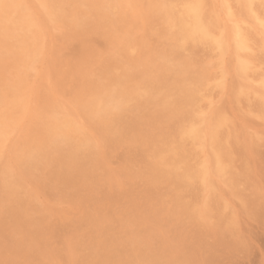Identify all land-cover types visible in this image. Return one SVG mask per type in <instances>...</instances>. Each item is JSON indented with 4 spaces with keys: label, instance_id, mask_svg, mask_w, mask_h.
Segmentation results:
<instances>
[{
    "label": "rangeland",
    "instance_id": "374dc122",
    "mask_svg": "<svg viewBox=\"0 0 264 264\" xmlns=\"http://www.w3.org/2000/svg\"><path fill=\"white\" fill-rule=\"evenodd\" d=\"M2 0H0L1 2ZM31 1H33L35 4H33V2L31 3ZM37 2H35V0H3L0 3V52L2 51L3 53H0V71H1V76L0 79V126H2V128L0 129V139L3 140L1 142H3V144H0V147L2 146L3 149L0 148V253L1 256L0 258V264H71L73 261L74 263L72 264H168L171 263L173 264L174 261L178 262L174 263V264H264V0H262V6L259 3V1L257 0H134L133 4L131 6H133L131 8L130 4L132 3L131 1H126V0H113V4L110 0H36ZM41 1L43 2V4H41ZM59 1V3H58ZM66 1V2H65ZM97 1H101L100 3H98ZM105 1H107V3H111V4H105ZM120 1V3L118 2ZM124 1L126 3H124ZM139 1V2H137ZM151 1V3H150ZM233 1V2H231ZM11 2V3H10ZM14 2V3H13ZM18 2V3H17ZM29 2V3H28ZM77 2V4H76ZM93 2V3H92ZM118 2V3H117ZM123 2V3H122ZM129 2V3H127ZM137 2V3H136ZM157 2V3H155ZM160 2V3H159ZM165 2V3H163ZM171 2V3H169ZM180 2V3H179ZM186 4H185V3ZM189 2V5H188ZM193 2L197 3V6L194 4L195 7L199 11H201L198 15V23L200 26V28H203V31L205 32V35H209L206 37H201V36H197L195 34H187L184 30L178 28L175 24H176V14L179 13L180 11H182V8L186 7V6H193ZM199 2V3H198ZM218 2V3H217ZM231 2V4L229 3ZM244 2L248 3V5ZM253 3V5H250V3ZM256 2V3H255ZM258 2V3H257ZM62 3V4H61ZM73 3V4H72ZM82 3V4H81ZM85 3V4H84ZM117 3V4H115ZM122 3V5H121ZM136 3V4H135ZM141 3V4H140ZM165 4V7H163L162 5L159 4ZM169 3V4H168ZM178 3V4H177ZM185 5H183V4ZM191 3V4H190ZM235 3V4H234ZM3 4V5H2ZM23 4V5H22ZM46 4V5H45ZM57 4V5H56ZM94 4V5H93ZM119 4V5H118ZM173 6H172V5ZM175 4V5H174ZM204 4V6H203ZM206 4V5H205ZM226 4V5H225ZM256 6H255V5ZM7 5V6H6ZM20 5V6H19ZM30 7H29V6ZM89 5V8H88ZM99 5L101 6V9L99 7ZM113 5V6H112ZM127 5V6H126ZM139 7V11H138V7H136L137 11H135L136 13H139V15L137 14L136 17V13H134L135 6ZM151 5V6H150ZM154 5V6H153ZM156 5V6H155ZM158 5V6H157ZM199 5V6H198ZM220 5V8H218V6ZM262 8H259V6ZM5 6V7H4ZM13 6V7H12ZM15 6V7H14ZM37 6V7H34ZM105 6V7H104ZM108 6V7H107ZM126 7V11L124 10V8ZM141 6V7H140ZM143 6V8H142ZM179 6V8H178ZM184 6V7H181ZM193 6V7H194ZM206 7V8H202ZM228 6V7H227ZM235 6V7H233ZM237 6V7H236ZM245 6V7H244ZM250 8H249V7ZM17 7V8H16ZM24 7V9H23ZM63 7V8H61ZM85 7V8H84ZM97 7V8H95ZM113 7V8H112ZM124 7V8H123ZM151 7V8H150ZM227 7V8H226ZM15 9V11L18 13H15V11L13 9ZM20 8V9H19ZM24 11L23 10H26ZM34 8V9H33ZM40 8V9H39ZM53 8V9H52ZM73 8V9H71ZM160 8L162 10H160ZM169 8V10H168ZM176 8V9H175ZM200 8V10H199ZM202 8V9H201ZM235 8V9H234ZM245 8V9H244ZM248 8V9H247ZM253 8V9H252ZM256 8V10H255ZM259 8V9H257ZM12 9V11H11ZM58 9V10H57ZM76 9V10H75ZM92 11L93 13L87 12L86 11ZM106 9V10H105ZM123 9V11H122ZM132 9V12H131ZM144 9V10H143ZM152 9V10H151ZM172 9V10H171ZM175 9V10H174ZM214 9V10H213ZM227 9V10H226ZM253 11H252V10ZM42 10V11H41ZM46 10H48V13H44ZM57 10V11H56ZM62 12H61V11ZM100 10V12H99ZM128 10V11H127ZM142 10L143 14H140ZM156 10V11H155ZM160 10V12L158 11ZM168 10V11H167ZM223 12H222V11ZM229 10V11H228ZM233 10V11H232ZM246 10H248L246 12ZM263 10V12H262ZM40 11V12H39ZM65 11V12H64ZM108 11V12H107ZM118 11V12H117ZM146 11V12H145ZM148 11V12H147ZM165 11V12H164ZM173 11V12H172ZM179 11V12H178ZM203 11V12H202ZM206 11V13H205ZM227 11V12H226ZM237 11V12H236ZM257 11H261L260 15L259 12L257 14ZM43 12V13H42ZM50 12V13H49ZM71 12V13H70ZM105 12V13H103ZM120 15H117L119 14ZM122 12V14H121ZM151 12V14L149 13ZM162 12V13H161ZM164 12V13H163ZM214 12V13H213ZM222 12V13H221ZM234 12V14H233ZM246 12V13H245ZM249 12V13H248ZM4 13V14H3ZM6 13V14H5ZM10 13V14H9ZM21 13V14H20ZM57 13V14H56ZM85 13V14H84ZM88 13V14H87ZM96 13L97 16L96 17ZM134 13V14H133ZM148 13L149 15L145 14ZM155 13H159L158 17L159 20L157 19V14ZM169 13V14H168ZM172 13V14H171ZM174 13V16H173ZM216 13V14H215ZM253 13V15H252ZM32 14V16H31ZM37 14V15H36ZM39 14V15H38ZM43 14L44 17H42L41 15ZM60 14V15H59ZM63 14V15H62ZM92 14V17H91ZM108 14L107 17H105ZM113 14V15H112ZM127 15V18L124 16ZM128 14L131 16H128ZM147 16H145V15ZM155 14V16H154ZM166 14V15H165ZM168 14V15H167ZM203 14V15H202ZM209 14H211L209 16ZM215 14V15H214ZM221 14V16L219 15ZM227 14V15H226ZM239 14V15H238ZM248 14V15H246ZM249 14L250 17H249ZM7 15V16H6ZM11 15V16H10ZM15 15V16H13ZM18 15V16H17ZM26 15L28 17H30L28 19V17H26ZM30 15V16H29ZM50 15V16H49ZM62 15V16H61ZM95 15V16H94ZM111 15V16H110ZM122 15V16H121ZM142 15V16H140ZM153 15V16H152ZM165 17H164V16ZM171 15V16H170ZM214 15V16H213ZM241 15V16H240ZM245 15V16H244ZM259 15V16H258ZM5 16V17H4ZM10 16V18L8 17ZM23 16V17H22ZM37 16V17H36ZM47 16V17H46ZM54 16V17H53ZM143 19H141L140 17ZM202 16L204 18V20L202 19ZM208 16V17H207ZM223 16V17H222ZM230 16V17H229ZM238 16V18L236 19V17ZM243 16V17H242ZM7 17V18H6ZM35 17V19H34ZM42 17V19L40 18ZM77 17V18H75ZM101 17V18H100ZM104 17V18H103ZM117 17V18H116ZM145 17V18H144ZM162 17V18H161ZM173 17V19H172ZM209 18V20L207 18ZM212 17H214V19H212ZM221 17V18H220ZM242 17V18H241ZM262 17V18H261ZM18 18V19H17ZM25 18V19H24ZM49 18V19H47ZM86 18V20H84ZM106 18V19H105ZM136 18V19H135ZM139 18V19H137ZM154 18V19H152ZM166 18V20H164ZM220 18V19H219ZM223 18V19H222ZM247 18V19H246ZM256 18V19H255ZM262 20H261V19ZM15 19V20H14ZM32 19V20H30ZM64 21H63V20ZM90 21H88V20ZM105 19V20H104ZM111 19V20H110ZM114 19V20H113ZM126 19V20H124ZM129 19V21H128ZM147 19V22L146 20ZM152 19V20H149ZM212 19V21H211ZM219 19V20H218ZM236 19V20H235ZM241 19V20H240ZM7 20V21H6ZM38 20H40L41 22H39ZM46 20V21H44ZM61 20V21H60ZM97 20V21H96ZM123 20V21H122ZM145 20V21H144ZM150 22H149V21ZM156 20V21H155ZM164 20V21H163ZM214 20V22H213ZM216 20V21H215ZM254 22H253V21ZM256 20V22H255ZM21 21V22H20ZM27 21V22H26ZM34 21V23H33ZM95 21V22H94ZM113 23H112V22ZM115 21V22H114ZM118 23H117V22ZM143 21V24L139 23ZM162 21V23H160ZM174 21V22H172ZM204 21H208V25L207 22ZM210 21L212 23H210ZM218 21V22H217ZM227 21V22H226ZM231 21V22H230ZM234 24H233V22ZM245 21V23H244ZM263 21V22H262ZM9 22V23H8ZM19 22V23H18ZM40 24H39V23ZM45 22V23H43ZM58 24H57V23ZM61 22V23H60ZM69 22V23H68ZM72 22V23H71ZM120 22H124L123 24ZM146 22V23H144ZM153 22V24L151 25V23ZM156 22V23H155ZM166 22V23H165ZM170 25H169V23ZM216 22V23H215ZM253 22V23H252ZM11 23V24H10ZM15 27H17L15 29V27H13L14 25ZM33 23V24H32ZM48 23V25H47ZM55 23V24H53ZM65 23V24H63ZM75 23V26H74ZM91 23H94L93 26ZM127 23V25H125ZM135 23V24H134ZM172 23V24H171ZM206 25H205V24ZM215 25H214V24ZM231 23V24H230ZM239 23V24H238ZM251 25H250V24ZM256 23V24H255ZM257 23H259V27L257 25ZM9 24V25H8ZM17 24V25H16ZM34 24H36L35 26L38 28H36L34 26ZM69 24V25H68ZM72 26H71V25ZM150 24V25H149ZM156 24V25H155ZM159 24V25H157ZM173 24L175 25V28L173 27ZM226 24V25H225ZM242 24V25H240ZM255 24V26H254ZM23 25V26H22ZM44 25V26H43ZM50 25V26H49ZM56 25V26H55ZM58 25V26H57ZM91 25V26H90ZM99 25V26H98ZM108 25V26H107ZM125 25V26H124ZM138 25V26H137ZM154 25V26H153ZM210 25V26H209ZM214 25V26H213ZM221 25V26H220ZM230 25V26H229ZM234 27H233V26ZM239 25V26H238ZM84 26V27H82ZM88 26V27H86ZM122 26V27H121ZM136 26V27H135ZM143 26V27H141ZM145 26V27H144ZM149 26V29H148ZM153 26V29H152ZM160 26V27H159ZM165 26V27H164ZM167 26V27H166ZM207 26V27H206ZM209 26V27H208ZM254 26V27H251ZM261 26V27H260ZM6 27V28H4ZM9 27V28H8ZM48 27V28H47ZM50 27H53V29H51ZM65 29H64V28ZM124 27H126L124 29ZM135 27V28H134ZM138 27V28H137ZM142 30H141V28ZM156 29H155V28ZM158 27V29H157ZM163 27V30H162ZM212 27V28H211ZM216 27L217 30H216ZM222 27V28H221ZM229 27V29L227 28ZM242 27V28H241ZM245 27V28H244ZM258 27V28H257ZM14 28V29H13ZM27 28V29H26ZM43 28V29H41ZM47 28V29H46ZM62 28V29H61ZM90 28H92L90 30ZM116 28V29H115ZM119 28V29H118ZM128 28V29H127ZM170 28V29H169ZM235 28H237L236 30H234ZM248 28V29H247ZM251 28V29H250ZM257 28V29H254ZM261 28V29H260ZM6 29H10V30H6ZM45 30H47L46 34H45ZM69 29V30H68ZM73 29V30H72ZM131 29V30H130ZM132 29H138V31L132 30ZM152 29V30H150ZM160 29L162 31H160ZM169 29V30H167ZM172 29V31H170ZM180 29V30H179ZM209 31H207V30ZM220 29V30H219ZM229 31H226V30ZM246 29V30H244ZM40 31L38 33V31ZM68 30V31H67ZM85 30V31H84ZM97 30V31H96ZM145 30V31H144ZM167 31L166 33H168L169 35L167 36V34L165 33V31ZM177 30V31H176ZM231 30V31H230ZM233 30V31H232ZM244 30V31H242ZM258 30V31H257ZM22 31V32H21ZM30 31V32H29ZM32 31V33H31ZM60 33H59V32ZM88 31V32H87ZM96 31V32H95ZM108 31H112V32H108ZM156 31V32H154ZM179 31V32H178ZM181 31V32H180ZM211 31V32H210ZM213 31V32H212ZM215 31V32H214ZM219 31V32H218ZM253 31V33H252ZM7 32V33H6ZM8 32L10 33V35L8 34ZM49 32V35H48ZM70 32V34L68 33ZM127 32V33H125ZM129 32V33H128ZM151 32H153L151 34ZM158 32V33H157ZM160 32V33H159ZM177 32V34H176ZM208 32V34H207ZM229 32V35H228ZM232 32L233 36L230 41L229 37H231L230 33ZM234 32V33H233ZM246 32V33H244ZM261 35H258V33ZM16 33V34H15ZM24 33V34H23ZM26 33V34H25ZM44 33V35H43ZM80 33V34H79ZM82 33V35H81ZM105 33V34H104ZM111 33V34H110ZM141 35H137L140 34ZM144 33V34H143ZM147 33V34H146ZM157 33V34H156ZM164 33V34H163ZM173 33V34H172ZM184 35H183V34ZM227 33V34H226ZM239 33V34H238ZM242 33V34H241ZM54 34V35H52ZM64 34V35H62ZM130 39H128L130 36ZM155 34V35H153ZM162 34V35H160ZM181 38H180V36ZM222 39H220L219 37ZM234 34H236V38H234ZM245 34V35H244ZM249 34H252L253 37ZM13 35V36H12ZM21 35V36H20ZM31 35V36H30ZM35 35V36H34ZM37 35H39L40 37H38ZM80 35V36H79ZM106 35V36H105ZM138 36V39H140L142 36L143 40H138L140 41V43L137 41L136 36ZM146 35V36H145ZM171 35V36H170ZM194 35V36H192ZM214 35V36H213ZM244 35V36H243ZM246 35H248V38H246ZM1 36L6 37L4 38V40H1L3 38H1ZM12 38H11V37ZM19 36V37H17ZM24 36V37H23ZM34 36V37H33ZM47 38V40H44L43 38ZM61 36V37H60ZM78 36V37H77ZM96 36V37H95ZM104 38H103V37ZM139 36H141L139 38ZM147 37L148 39H146L145 37ZM154 36V37H153ZM156 36V37H155ZM159 36V38H158ZM167 36V37H166ZM173 36V37H172ZM189 36V37H188ZM240 36V37H239ZM261 36V38H260ZM8 37V38H7ZM16 37V38H14ZM50 37V38H49ZM100 37V38H99ZM117 37V38H116ZM128 37V38H127ZM162 37L164 39H162ZM178 37V38H176ZM186 37V38H185ZM188 37V38H187ZM192 37V39H191ZM197 37V39H196ZM210 37V38H209ZM218 39H216V38ZM256 37V39H255ZM34 38V39H33ZM40 38V40L38 39ZM54 38V39H53ZM76 38V40H75ZM141 38V39H142ZM166 38V40H165ZM242 38L245 39L244 42L242 41ZM260 38V39H258ZM50 39V40H49ZM63 39V40H62ZM86 39V40H85ZM124 39V40H123ZM136 39V40H135ZM146 39V40H145ZM150 39V40H149ZM158 39V40H157ZM168 39V40H167ZM185 39V40H183ZM189 39V40H186ZM194 39V42H193ZM199 39H202L201 41H199ZM215 39V40H213ZM220 39V40H219ZM237 39V40H236ZM258 39V40H257ZM81 40V41H80ZM130 40V41H128ZM133 40V41H132ZM145 40V42H144ZM179 40V42L177 43V41ZM192 40V41H191ZM210 40V41H209ZM217 40V41H216ZM230 42H229V41ZM233 40V41H232ZM253 40V42H252ZM261 40V42L259 41ZM4 41V42H3ZM27 41V42H26ZM78 41V42H77ZM83 41V43H82ZM89 41V42H88ZM122 41V42H121ZM125 41V43H124ZM133 44H131L132 42ZM148 41V42H147ZM167 43H166V42ZM184 41V42H182ZM187 41V42H186ZM216 41V42H215ZM241 41V42H240ZM250 41V42H249ZM257 41V42H254ZM3 42V45H1ZM12 42V43H11ZM40 42V43H39ZM44 42L46 44H44ZM49 42V43H48ZM61 42V43H60ZM68 42V43H67ZM92 42V43H90ZM108 42V43H107ZM129 42V43H128ZM142 42H144L142 44ZM151 42V43H150ZM170 42V43H169ZM175 45V47L172 46ZM205 42L204 48H203V44ZM209 44H208V43ZM245 46L243 49H240L239 45L242 44ZM9 43V44H7ZM14 43V44H13ZM56 43V44H55ZM123 45V46H121ZM147 43V44H146ZM150 43V44H148ZM156 43V44H155ZM177 43V44H176ZM184 43V44H183ZM187 43V44H186ZM199 43H203V44H199ZM214 43V44H213ZM234 43V44H233ZM237 43V44H235ZM238 43H240L238 45ZM251 43V45H250ZM258 43V44H257ZM36 44V45H35ZM41 44V46H39ZM57 44L59 46H57ZM69 44V45H68ZM71 44V45H70ZM96 44V45H95ZM119 44V45H118ZM139 44V45H136ZM142 44V45H141ZM144 44H146L144 47ZM181 44V45H180ZM208 44V45H206ZM211 44V45H210ZM218 44H222V45H218ZM230 44V45H229ZM233 44L232 48L231 45ZM249 44V45H248ZM254 44V45H253ZM47 45V46H45ZM53 45V46H52ZM95 45V47H94ZM108 45V47H107ZM130 47H128V46ZM133 45V47H132ZM158 45V46H156ZM180 45V46H179ZM186 45V46H185ZM195 45V46H194ZM216 47H215V46ZM236 47H235V46ZM34 46V47H33ZM44 46V47H42ZM72 46V47H70ZM141 46V49L140 47ZM166 46V48L164 47ZM201 46V47H200ZM208 46V47H207ZM211 46V47H210ZM213 46V47H212ZM260 46V47H258ZM262 46V47H261ZM23 47V48H22ZM37 47V48H36ZM48 47V48H47ZM50 47H54V48H50ZM65 47V48H64ZM70 47V48H68ZM87 47V48H86ZM137 47V48H136ZM149 47V49H148ZM162 47V49H160ZM169 47V48H168ZM183 47V48H182ZM190 47V48H189ZM195 47V50L194 48ZM218 47V48H217ZM221 47V48H220ZM222 47H224L222 49ZM252 47V48H250ZM31 48V49H30ZM96 48V49H95ZM97 48H99V50H97ZM129 48V50H128ZM140 50H139V49ZM175 48V49H174ZM178 48V49H176ZM180 48V49H179ZM197 48V49H196ZM213 50H212V49ZM233 50L232 52L235 53L234 55H232L231 53V49ZM235 48V49H234ZM13 49V50H12ZM29 50V51H24V50ZM41 49H43L41 51ZM48 49H53V53L52 50H48ZM56 49V50H55ZM85 49V50H84ZM110 49V50H108ZM124 49V50H123ZM157 49V51H156ZM160 49V50H158ZM165 49L166 52L168 50L167 53H165ZM210 49V50H209ZM229 51H228V50ZM250 49V50H249ZM259 49V50H258ZM34 50V52H32ZM36 50V51H35ZM67 50V51H66ZM82 50V51H81ZM90 50V53H89ZM94 50V51H93ZM100 50H102V52H100ZM107 50V52H106ZM112 50V51H111ZM123 50V51H122ZM162 50V51H161ZM171 50V51H170ZM174 52H173V51ZM177 50V51H176ZM180 50V51H179ZM193 50V51H192ZM207 50V51H206ZM219 50V51H218ZM235 50V52H234ZM241 50V51H240ZM247 50V52H246ZM257 50V52H256ZM40 51V54L39 52ZM47 51V53H46ZM84 51V52H83ZM127 51V52H125ZM134 51H136L135 53H133ZM145 51V52H144ZM150 51V52H149ZM154 51V52H152ZM163 52L160 53L159 52ZM171 53H170V52ZM214 51V53H213ZM221 51V53H220ZM241 53H240V52ZM244 51V52H242ZM252 51V52H251ZM19 52V53H18ZM49 52V54H48ZM82 54H81V53ZM106 52V54H105ZM113 52V53H112ZM116 52V53H115ZM124 52V53H123ZM138 52V53H137ZM143 52V53H140ZM147 52L149 54H147ZM152 52V53H151ZM178 57L175 58V56L173 55V53ZM177 52V53H176ZM182 52V53H181ZM185 52V55H183V53ZM192 52V53H190ZM194 52V53H193ZM202 52V53H201ZM218 52V53H217ZM226 56H225V54ZM239 52V53H238ZM256 52V53H255ZM259 52V53H258ZM13 53V54H10ZM17 53V55H16ZM29 53V54H28ZM34 53V54H33ZM95 53V54H94ZM111 53V54H110ZM156 53V54H155ZM171 55V59L168 58ZM187 53V55H186ZM204 53V54H203ZM209 53V55H208ZM213 53V54H212ZM223 53V57L221 56V54ZM244 53V54H243ZM251 53V54H249ZM6 54L12 56L9 57ZM19 54V55H18ZM29 56H28V55ZM38 54V55H37ZM51 54V57H50ZM80 54V55H79ZM103 54V55H102ZM126 56H125V55ZM129 54V55H127ZM140 54V57H139ZM146 54V55H145ZM163 56H162V55ZM167 54V55H166ZM181 54V55H180ZM195 54V55H194ZM215 54V55H214ZM239 54V55H238ZM260 54V55H259ZM21 55V56H20ZM40 55V56H39ZM47 55V56H46ZM82 55V56H81ZM95 55V56H93ZM120 55V56H119ZM136 55V56H135ZM151 55V56H149ZM164 59V61L160 58ZM183 55V56H182ZM228 55V56H227ZM256 55V56H255ZM263 55V58H262ZM28 56V57H27ZM38 56V58H37ZM46 56V57H45ZM55 56V57H54ZM71 58H65L67 57ZM93 56V57H92ZM138 56V57H137ZM167 59H165V57ZM189 56V58H188ZM193 56V57H192ZM207 56V58H206ZM211 56V57H210ZM219 56V57H218ZM238 56L240 58H238ZM248 56V57H247ZM49 57V58H47ZM93 58L91 60V58ZM99 57V58H98ZM113 57V58H112ZM124 57V58H123ZM128 57V58H127ZM143 57V58H142ZM146 57V59H145ZM152 57V58H151ZM174 57V60H172ZM180 61V58H183ZM205 57V58H204ZM210 57V58H209ZM220 59L218 60L217 59ZM222 57V58H220ZM247 59H244V58ZM252 57V58H251ZM259 57V58H258ZM7 60H5V59ZM24 58V62L23 61ZM62 58V60L60 59ZM83 58V59H82ZM106 58V59H105ZM108 58V59H107ZM112 58V60L110 59ZM129 60V64L126 59ZM134 60H132V59ZM156 58H158V60H156ZM209 58V59H208ZM213 58V59H211ZM243 58V59H241ZM250 58V59H249ZM254 58V59H253ZM37 59V62L35 61ZM39 59V60H38ZM50 60V62L53 64L51 65L48 64L49 61L46 60ZM67 59V60H66ZM85 59V60H84ZM88 59V61H87ZM103 59V60H102ZM139 59L140 63H138ZM143 59V61H141ZM155 59V60H154ZM187 59V60H186ZM209 61H208V60ZM227 59V60H226ZM234 59L235 63H234ZM249 59V60H248ZM5 60V61H3ZM26 60V61H25ZM73 62H72V61ZM81 60V62H80ZM115 60V62H114ZM136 60V61H135ZM150 60V61H149ZM153 60V62H152ZM179 60V61H177ZM217 61L216 63L213 61ZM226 60V61H225ZM247 63H245L244 62ZM254 62H253V61ZM259 60V61H258ZM262 60V61H261ZM3 61V62H2ZM27 61H29L28 63H26ZM35 61V62H34ZM57 61V62H56ZM87 61V62H86ZM90 61V62H89ZM146 61V62H145ZM149 63H148V62ZM163 61V62H161ZM185 63V65H183V62ZM194 63H191V62ZM196 61V62H195ZM213 61V62H212ZM223 66H221V63ZM252 63H251V62ZM256 61V62H255ZM34 63L38 69L36 68V66H33ZM95 62V63H93ZM117 62V65H116ZM127 62V63H126ZM133 62V63H132ZM138 63L141 67L140 69L138 68ZM151 62L153 64H151ZM166 64H165V63ZM172 62L173 65L176 67V70L178 68L177 71L173 70L175 68H172L173 66L170 65L169 63ZM182 62V63H180ZM233 62V63H232ZM243 62V63H242ZM260 64H259V63ZM5 63V65H3ZM32 65H31V64ZM47 63V64H46ZM56 63V64H55ZM86 63V64H85ZM111 63V64H110ZM121 63V64H120ZM171 63V64H172ZM176 63V64H175ZM180 63V64H179ZM201 63V64H200ZM205 63V64H204ZM209 63V66H208ZM215 65H214V64ZM224 63V64H223ZM238 65H237V64ZM12 64L15 66H12ZM55 64V66H54ZM98 64V65H97ZM114 64V65H113ZM123 64L126 66H123ZM133 64H135L133 66ZM146 64V65H145ZM168 64V65H167ZM182 64V65H181ZM196 64V65H195ZM206 65L205 66H203ZM213 64V65H212ZM217 64V65H216ZM234 64V65H233ZM258 66H255V65ZM262 64V65H261ZM22 65V66H21ZM47 65L49 66L48 69ZM58 65V66H57ZM61 65V66H60ZM87 65V66H86ZM103 67H102V66ZM128 65V66H127ZM145 65V66H144ZM164 65V66H162ZM167 65V66H166ZM200 65L202 67V69H200ZM232 65V66H231ZM236 65V67H235ZM250 65H252L251 67H249ZM26 66V67H25ZM30 68H29V67ZM32 66V67H31ZM54 66V67H53ZM108 66V67H107ZM111 66V67H110ZM131 66V67H130ZM148 66V67H147ZM151 66V68H150ZM185 66V67H184ZM198 66V67H196ZM214 66V67H213ZM234 66V67H233ZM242 66V68H241ZM247 66V67H246ZM21 67V68H20ZM26 69H23V68ZM45 67V68H44ZM76 67V68H75ZM93 67V68H92ZM100 67V68H99ZM122 67V69L120 68ZM159 69V72H157ZM191 67V68H190ZM222 67V68H221ZM240 67V68H237ZM249 67V68H248ZM262 67V68H261ZM34 70H33V69ZM43 68V69H42ZM55 68V69H54ZM63 68V69H62ZM75 68V69H74ZM87 68V69H86ZM114 68V69H113ZM129 68V69H128ZM130 68H134L133 70ZM142 68V69H141ZM144 68V69H143ZM161 68V69H160ZM169 68V69H166ZM209 68V69H208ZM219 68V69H218ZM231 68V69H230ZM237 68V69H236ZM251 68V70H249ZM256 70H254V69ZM23 69V70H21ZM29 69V70H27ZM46 69V70H45ZM102 69V70H101ZM126 70V72L124 70ZM135 69H137L136 71L138 73H135L136 71H134ZM172 69V70H171ZM183 69V70H182ZM200 69V70H199ZM212 69V70H211ZM218 69V71H217ZM222 69V71H221ZM245 69V70H244ZM259 69V70H258ZM263 69V70H262ZM52 71L53 73L55 72V74L53 75L52 72H48ZM56 70V71H55ZM93 70V71H92ZM97 70V71H96ZM115 72H114V71ZM119 70V71H118ZM150 72H149V71ZM155 70V71H154ZM191 71L190 72L188 71ZM202 70V71H201ZM208 70V72H207ZM215 70V71H214ZM242 70L244 72H242ZM254 70V71H253ZM257 70L259 72H257ZM22 71V72H21ZM29 71H32L31 73ZM35 71V72H34ZM59 71V73H58ZM71 71V72H70ZM91 71V72H89ZM108 71V72H107ZM174 71V73H172ZM182 71V72H181ZM187 71V72H186ZM195 71H197L195 73ZM231 71V72H230ZM241 71V73H240ZM248 71V72H247ZM251 71V72H250ZM46 75H41V74H45ZM69 72V73H68ZM75 72V73H74ZM88 72V73H87ZM106 72V75H105ZM118 72V73H117ZM146 72V74H145ZM153 72V73H152ZM162 72V73H161ZM169 72H171L170 74H168ZM212 72V73H210ZM222 72L221 76L220 73ZM248 74H247V73ZM12 73H14V75H12ZM25 73V74H24ZM27 73V74H26ZM35 73V74H34ZM41 73V74H40ZM77 73V74H76ZM95 73V74H94ZM103 73V74H101ZM111 73V74H110ZM114 73V75H113ZM116 73V74H115ZM125 73L127 75H125ZM135 73V74H134ZM145 75V76H143ZM150 73V74H149ZM156 75H155V74ZM180 73V75H179ZM190 75V78H187V74ZM198 75H194L197 74ZM204 73H206L205 75L207 76L208 74V80L206 78V76L204 75ZM216 73H218V75H216ZM235 73V74H234ZM255 73V74H254ZM260 73V74H259ZM263 73V74H262ZM17 76H16V75ZM21 74V75H20ZM30 74V75H29ZM48 74L50 76H48ZM58 74V75H56ZM66 74V75H65ZM69 74V75H68ZM87 74V75H86ZM118 74L120 76H118ZM124 74V75H123ZM154 74V75H153ZM183 74L186 76L182 77ZM213 75V77H210V75ZM240 74L241 78H240ZM251 74V75H250ZM35 75V76H34ZM41 75V76H40ZM65 75V76H64ZM95 75V76H94ZM113 75V76H111ZM136 75V76H135ZM139 75H142L139 76ZM147 75V76H146ZM163 75V76H162ZM165 75V77H164ZM171 75V76H170ZM202 75V76H201ZM211 75V76H212ZM236 75V76H235ZM254 75V76H252ZM257 75V76H256ZM30 76V77H28ZM48 76V77H47ZM56 76V77H55ZM72 79H71V77ZM78 76V77H77ZM105 76V77H104ZM115 76V77H114ZM133 76L135 78H133ZM158 76V77H157ZM170 76V77H169ZM174 76V78H172ZM200 76V78H199ZM205 76V77H204ZM224 78H223V77ZM243 76V77H242ZM247 76L249 78H247ZM253 78H252V77ZM6 77V78H5ZM14 77V78H12ZM19 77V78H17ZM32 77V78H31ZM34 77V79H33ZM47 77V79L45 80V78ZM83 77V78H82ZM100 77V78H99ZM122 77V78H121ZM125 77V78H124ZM132 77V79L130 78ZM138 77V78H137ZM146 77V78H145ZM149 77V78H148ZM152 79H151V78ZM198 77V79H197ZM216 77V78H215ZM235 77V79H234ZM239 79H237V78ZM246 77V78H245ZM255 77V79H254ZM259 77V78H256ZM7 78L9 80H7ZM23 78V79H22ZM27 78V81H26ZM30 78V80H29ZM43 78V79H41ZM53 78V79H52ZM62 78L64 81H66V83L64 81H62ZM67 80H66V79ZM69 78V79H68ZM99 78V79H98ZM103 78H110V82H108V79H103ZM123 80V82L127 81L126 83H129L131 80L134 82H130L128 85L125 83H123L122 81H120V79ZM124 78V79H123ZM144 78V79H143ZM154 78V79H153ZM157 78V79H155ZM160 78V79H159ZM169 78V79H168ZM195 78V79H194ZM245 78V79H244ZM11 79V80H10ZM14 79V80H13ZM16 79V82H14ZM20 79V80H19ZM49 79L51 80V82L49 81ZM117 79V80H116ZM135 79V80H134ZM138 79V80H137ZM140 79V80H139ZM174 82H173V80ZM189 79V80H188ZM191 79V80H190ZM193 79V80H192ZM203 79V80H201ZM212 81H211V80ZM214 79V80H213ZM241 79V80H240ZM244 79V80H243ZM248 79V80H246ZM253 79V80H252ZM259 79V80H258ZM21 80L22 84H21ZM41 83H39L38 81ZM84 80V81H83ZM91 80V81H90ZM116 81V82H112V81ZM125 80V81H124ZM166 80V81H165ZM197 82H196V81ZM199 80V81H198ZM206 80V81H205ZM224 80V82H223ZM258 80V81H257ZM263 80V81H262ZM30 81H32L31 84ZM58 81L60 84H58ZM120 81V82H119ZM140 81L141 84H139ZM145 81V82H144ZM149 81V82H148ZM181 81V82H180ZM189 81V82H188ZM191 81V82H190ZM194 81V82H193ZM209 81V82H208ZM213 82L211 85L210 83ZM214 81H215V85H214ZM218 81V82H216ZM231 81V83H230ZM233 81H240L239 83L236 82L234 83ZM248 81V82H247ZM256 81V82H255ZM262 81V82H261ZM2 82V83H1ZM14 82V84H13ZM23 82H25L23 84ZM37 82V83H36ZM50 82V83H48ZM69 82V83H68ZM74 82V83H73ZM78 82V83H77ZM102 84H101V83ZM119 82V84H118ZM137 82V85L136 83ZM151 82V84H150ZM180 82V83H177ZM185 82V83H184ZM206 82H208V84H206ZM223 82V83H221ZM228 82V83H226ZM46 83V84H45ZM48 83V86H47ZM72 83V84H71ZM96 83V84H95ZM112 83V85H111ZM115 83V84H113ZM123 83V84H122ZM144 83H146L148 86H146ZM179 85V87L176 85ZM188 83V84H187ZM192 83H194L192 85ZM197 83V84H196ZM200 83V84H199ZM262 83V84H260ZM36 84V85H35ZM39 84V85H38ZM50 84V86H49ZM57 84V85H56ZM90 84L89 86H86ZM107 84H110V86H108ZM121 84V85H120ZM145 85L141 86V85ZM156 86L155 89L154 85ZM183 84V85H182ZM186 84V85H185ZM191 84V85H189ZM210 84V85H209ZM217 84V85H216ZM223 84V86H222ZM233 84V85H232ZM235 84V85H234ZM237 84V85H236ZM240 84V86L238 85ZM253 84H257V85H253ZM6 85V86H5ZM23 85V86H22ZM46 85V87H44ZM53 85L55 86V88L53 87ZM61 85V86H59ZM105 85V86H104ZM115 85V86H114ZM118 85V86H117ZM152 85V86H151ZM163 85V86H162ZM166 85V86H165ZM173 85V86H172ZM205 85V86H203ZM209 85V86H208ZM221 85V86H219ZM227 85V86H226ZM243 85V87L241 88V86ZM19 86V88H17ZM29 86V87H28ZM36 86V87H35ZM41 86V87H40ZM59 86V87H58ZM64 86V87H63ZM73 86V87H72ZM91 86V87H90ZM99 86V87H98ZM107 86V87H106ZM114 86V87H113ZM124 86V87H122ZM129 86V87H128ZM136 86V87H135ZM141 86V87H140ZM181 86H183L181 88ZM189 86V87H186ZM201 86V87H198ZM219 86V87H218ZM235 86V87H234ZM238 86V91L234 89H237ZM257 86V87H255ZM9 87V88H8ZM12 87V89H10ZM16 87V88H15ZM25 87V88H23ZM29 89H27V88ZM39 89H38V88ZM48 87H51L50 89ZM61 87V89H60ZM76 87V90H74ZM81 89H80V88ZM93 87V88H92ZM106 87V88H105ZM111 87V88H110ZM120 87V88H119ZM126 87V88H125ZM134 87V88H133ZM139 87V88H138ZM153 87V88H152ZM171 87V88H169ZM175 87V88H174ZM192 87V88H191ZM204 89H201L203 88ZM217 91H216V89ZM225 87V89H224ZM233 87V88H232ZM247 87V88H244ZM7 88V89H6ZM14 88V89H13ZM44 88H47L46 90ZM58 88V89H56ZM64 88V89H63ZM66 88V89H65ZM98 88H100L98 90ZM110 88V89H108ZM115 88V89H114ZM119 88V89H118ZM129 90H128V89ZM131 88H133V91L131 90ZM150 89L149 91H147L148 89ZM169 88V89H168ZM197 90H201L200 92ZM221 88V89H220ZM223 88V89H222ZM231 88V90H230ZM5 89V90H2ZM9 89L12 91L10 92ZM19 89V90H18ZM22 91H21V90ZM42 89V90H41ZM49 89V90H48ZM58 91H56V90ZM67 89H69L67 91ZM93 89V90H92ZM107 89V90H106ZM112 89V90H111ZM141 91V93L138 91ZM145 92H143L142 91ZM153 89V90H152ZM166 89V90H164ZM184 89V91L182 90ZM210 89V90H209ZM215 92H213L214 90ZM230 92H229V90ZM246 89V90H245ZM250 89V90H249ZM28 90V91H27ZM34 90V91H33ZM36 90V91H35ZM45 92H44V91ZM79 90V91H78ZM96 91V93L94 92V94L92 93ZM104 90V91H103ZM106 90V91H105ZM111 90L110 93H108L107 91ZM222 90V92H221ZM2 91V92H1ZM58 93L57 96L56 93ZM101 91V93H100ZM105 93H103V92ZM118 91V92H115ZM129 91V92H128ZM134 94L136 97H134ZM137 91V92H136ZM162 91V92H161ZM187 91V92H186ZM189 91V92H188ZM193 91V92H192ZM206 91V93H205ZM251 91V92H248ZM260 91V93H258ZM19 92V94H18ZM25 92V93H24ZM41 92V93H40ZM49 92H54L53 95ZM61 92L63 94H61ZM89 92V94H88ZM107 92V93H106ZM124 92V93H123ZM127 96L126 95V93ZM135 92V93H133ZM151 92V94H150ZM161 92V93H160ZM169 92V94L167 93ZM172 92V93H171ZM199 92V93H198ZM202 92V93H201ZM204 92V93H203ZM219 92V93H217ZM225 92V94H224ZM229 92V94L227 95V93ZM232 92V93H231ZM234 92V93H233ZM243 92V93H242ZM3 93V94H2ZM12 93V94H11ZM38 93V95H37ZM60 93V94H59ZM83 96V99L81 97V95ZM85 93V94H84ZM92 93V94H91ZM115 93V94H114ZM119 93L120 97H119ZM123 93V96H122ZM137 93V94H136ZM140 93V94H139ZM161 95H160V94ZM166 93V94H165ZM201 93V94H200ZM24 94V95H23ZM35 96H34V95ZM55 94V95H54ZM87 94V95H86ZM91 94V95H90ZM105 94V96H104ZM110 94V95H108ZM131 94V95H130ZM144 94V95H142ZM146 94H147V98H146ZM156 94V95H155ZM159 94V96H158ZM221 94L223 95L221 97ZM232 94L234 95V97L232 96ZM251 97H249L250 95ZM16 97H14V96ZM20 95V96H17ZM37 95V96H36ZM41 95V96H40ZM62 95V96H61ZM69 95V96H67ZM97 95V96H96ZM110 96V98L107 97ZM116 95V96H115ZM185 95V96H184ZM227 95V96H226ZM231 95V96H230ZM263 98H261L262 96ZM39 96V98H38ZM54 96V98L52 97ZM64 96V97H63ZM92 96V97H91ZM138 96V97H137ZM143 98H142V97ZM147 100H145V98ZM216 96V97H215ZM219 96L221 99H219ZM228 96H230L228 98ZM236 96V97H235ZM243 96V97H242ZM7 97V98H6ZM22 97L27 98L26 100ZM52 97V98H50ZM55 97H58L57 100ZM74 97V98H72ZM78 97V98H77ZM104 98L101 99V98ZM127 97V98H126ZM156 100H152L155 99ZM159 97V98H158ZM170 97V98H169ZM179 97V98H178ZM200 97V98H199ZM209 97V98H208ZM238 97H240L238 99ZM242 97V99H241ZM245 97V98H244ZM10 99L7 101V99ZM12 98V99H11ZM31 98V99H30ZM33 98V100H32ZM36 98V99H35ZM45 98V99H42ZM72 99V100H69ZM86 98V99H85ZM118 98V99H117ZM132 98V99H130ZM134 98H137L133 100ZM139 98L141 99V101L139 100ZM152 98V99H151ZM162 98L164 100H162ZM203 98V99H202ZM259 98V99H258ZM5 99V100H4ZM16 99V100H15ZM22 99V100H20ZM24 99V100H23ZM38 99V100H37ZM50 99V100H49ZM63 99V100H62ZM68 101H67V100ZM76 102V104H74V100ZM88 99V100H87ZM98 99V100H97ZM112 99L114 101H112ZM117 99V100H116ZM169 101V102H167ZM207 99V100H206ZM210 101H209V100ZM218 99L220 101H218ZM232 101H230V100ZM250 99V100H249ZM257 99V100H255ZM2 100V101H1ZM13 100V101H12ZM37 100V101H35ZM40 100V101H39ZM44 100V101H43ZM60 100H62L60 102ZM66 102H65V101ZM84 100V101H83ZM162 100V101H161ZM201 100V101H200ZM214 102H213V101ZM240 102V103H238ZM244 100V101H243ZM246 100V101H245ZM255 100V101H254ZM263 102H261V101ZM10 101V103H9ZM15 101L16 104H15ZM46 101V102H45ZM48 101V102H47ZM52 101V102H50ZM73 101V102H72ZM92 101V102H91ZM100 101V102H99ZM104 101V102H103ZM117 101V102H116ZM119 101V102H118ZM150 101V102H149ZM154 101V102H153ZM191 101V102H190ZM195 101V102H194ZM206 101V102H205ZM208 101V102H207ZM224 101V102H222ZM230 101V103H229ZM22 102V103H21ZM26 102V103H25ZM38 104H36V103ZM43 102V103H42ZM55 104H54V103ZM65 102V103H64ZM80 102V103H79ZM85 102V103H83ZM98 105L95 106L97 103ZM103 102V103H101ZM108 102V103H107ZM127 102V103H126ZM133 102V103H132ZM143 102V103H142ZM146 102V103H145ZM157 102V103H156ZM217 102V103H216ZM219 102V104H218ZM236 104H235V103ZM246 102V103H245ZM5 103V104H4ZM25 103V105H23ZM47 103V104H46ZM63 103V104H62ZM71 105H70V104ZM83 103V104H82ZM145 103V104H144ZM148 103V104H147ZM150 103V105H149ZM156 103L158 105V107H154V104ZM159 103V104H158ZM166 103V104H165ZM181 103V104H180ZM194 103V104H193ZM202 103V104H201ZM214 103V106L213 104ZM223 103V104H222ZM226 103V105H225ZM232 108H231V104ZM31 104V105H30ZM36 104V105H35ZM46 104V105H44ZM50 106H49V105ZM68 104L70 106H68ZM77 106H74V105ZM92 104V106H91ZM102 104V105H101ZM147 104V105H146ZM163 104V105H162ZM216 104V106H215ZM224 105V107L226 106V108H223L222 105ZM242 104V105H240ZM8 105H10V107H8ZM15 105V107H17V109L13 106ZM19 105V106H18ZM52 105V106H51ZM66 105V106H65ZM85 105H88L85 106ZM123 105V106H122ZM130 105V106H129ZM133 105V106H132ZM140 105V106H138ZM154 108L152 109V107L150 108L149 106H151ZM156 105V106H157ZM162 105V106H160ZM166 105V106H165ZM196 105V106H195ZM220 105V107H219ZM12 106V108H11ZM25 106V107H24ZM37 106V107H36ZM45 107L43 109V107ZM51 108H49V107ZM65 106V107H64ZM68 106V107H67ZM74 106V107H72ZM94 106V107H93ZM127 109H124L126 108ZM138 106V107H137ZM159 106H160V110H159ZM173 106V107H172ZM176 106V107H175ZM194 106L196 108H194ZM200 106V107H199ZM225 109L222 110L221 109ZM241 106H243L244 108H242ZM23 107V109L21 108ZM66 107L70 110H67ZM72 107V111L74 113H71V108ZM79 107L80 110H78ZM84 107V109H86L84 111V109H82ZM113 109H112V108ZM142 107V109H141ZM162 107V108H161ZM206 107V108H205ZM213 107V108H212ZM219 107V108H218ZM228 107V109H227ZM236 109H235V108ZM11 110L9 112V110ZM38 108V109H37ZM47 108V109H46ZM76 108V109H75ZM93 108H95L96 111L93 110ZM130 108H133L130 109ZM165 108V109H164ZM169 110H167V109ZM185 108V109H184ZM210 108V109H209ZM238 108V110H237ZM242 108V110L240 109ZM15 109V110H14ZM20 109V112H19ZM33 109V110H32ZM37 109L38 111L34 110ZM39 109H41L40 115H39ZM57 109V110H56ZM59 109V110H58ZM66 109V110H65ZM91 109V110H90ZM105 109V110H104ZM146 109V110H145ZM209 109V111H208ZM212 109V111H211ZM216 109V110H215ZM219 113H218V111ZM247 109V110H246ZM25 110V111H23ZM66 111L68 114L70 113V116L67 115ZM110 110V111H108ZM114 110V111H113ZM132 110V111H131ZM141 112H139V111ZM157 110V112H155ZM166 110V111H165ZM201 110V111H200ZM235 110V111H234ZM244 110V111H243ZM5 111V112H4ZM9 112L8 114H6V112ZM18 111V112H16ZM22 111V112H21ZM29 111V113H28ZM34 111H36L34 113ZM52 112L51 115L48 112ZM54 111V112H53ZM62 112V113H58V112ZM69 111V112H68ZM78 111V112H77ZM89 112V114L86 113ZM95 113H93V112ZM100 111V112H99ZM125 111V112H124ZM129 111V112H128ZM144 111V113H143ZM151 111V114H150ZM159 111V112H158ZM163 111V112H162ZM177 111V112H176ZM216 111V112H215ZM224 111V112H223ZM226 111V112H225ZM229 111V112H227ZM237 111L240 112L238 113L240 116L244 117V121L243 117H241L240 119L236 118L237 116H239L237 113H235ZM33 112V113H32ZM38 112V113H37ZM46 114H45V113ZM58 114H56V113ZM82 112V115L80 114ZM85 112V113H83ZM114 112V113H113ZM116 112V113H115ZM132 112V113H131ZM154 112V114H153ZM179 112V113H178ZM197 112V113H196ZM204 112V113H203ZM215 112V114L213 113ZM247 112V113H244ZM4 113V114H3ZM16 113V114H15ZM19 113V114H18ZM27 113V114H26ZM43 113V114H42ZM92 115H91V114ZM108 113V114H107ZM129 113L131 115H129ZM142 113V114H141ZM162 113V114H160ZM196 113V115H194ZM198 113H200V117L203 119H201L198 115ZM207 113V114H206ZM222 113V115H221ZM262 113V114H261ZM14 114V116L12 117V115ZM32 114V115H31ZM34 114V115H33ZM36 114V115H35ZM73 114V115H72ZM86 116H85V115ZM128 116H127V115ZM159 114V115H158ZM184 114V115H182ZM221 116H220V115ZM236 116H234V115ZM242 114V115H241ZM2 115V116H1ZM5 115V116H4ZM9 115V116H8ZM18 115V116H17ZM22 115V116H21ZM40 116V118L36 117V116ZM47 117H46V116ZM57 115L59 117H57ZM65 117H63V116ZM76 115L78 116H82V117H77V119L79 121H76L77 119L75 118ZM93 118L91 119V117ZM113 115V117L111 116ZM123 115V116H122ZM144 115V116H143ZM148 115V117H147ZM158 115V118H157ZM170 115V116H169ZM198 115V117H197ZM205 115V116H204ZM246 115V116H245ZM34 118H32V117ZM45 116V117H44ZM50 116V117H49ZM56 116V117H55ZM63 117V120L62 117ZM85 116V117H84ZM101 116V117H100ZM126 116V117H125ZM130 116V117H129ZM178 116V117H177ZM193 117L194 119H192L191 117ZM196 116V117H195ZM207 116V117H206ZM216 116V118H215ZM222 118V119H220ZM233 116V117H232ZM10 117V118H8ZM19 117V118H18ZM31 117V118H30ZM43 117V118H41ZM49 117V119H48ZM69 117V118H68ZM74 117V118H72ZM99 117V120H98ZM137 117V118H136ZM143 117V118H142ZM150 117V118H149ZM153 117V118H152ZM165 117V119H164ZM171 119H169V118ZM214 117V118H212ZM251 117V118H250ZM263 117V118H262ZM6 118V119H5ZM12 118V119H11ZM14 118V119H13ZM46 118V119H44ZM52 120H51V119ZM68 118V119H67ZM98 120V122L96 123V119ZM119 118V119H118ZM123 118V119H122ZM134 118V120H133ZM148 118L150 120H148ZM195 118H199L198 120ZM219 118V119H218ZM226 120H225V119ZM229 118V119H228ZM246 118V119H245ZM249 118V120L247 119ZM2 119V120H1ZM5 119V120H4ZM11 119V121H10ZM30 119V120H29ZM37 119L39 120L36 124L35 122L37 121ZM58 119V120H57ZM62 123H61V121ZM68 123H66V120ZM73 121H70V120ZM87 119L92 120L91 122ZM115 121L112 123V121ZM127 119V120H126ZM130 119V120H129ZM137 121H136V120ZM145 119V120H144ZM158 119V121H156ZM163 119V120H162ZM174 119V120H172ZM190 119V120H189ZM192 119V120H191ZM201 119V120H200ZM213 119V122L212 120ZM235 119V120H234ZM251 119V120H250ZM260 119V120H258ZM15 120V121H12ZM29 120V121H28ZM50 120V121H49ZM57 120V121H56ZM82 120V121H81ZM102 120V121H100ZM105 120V121H104ZM120 122H119V121ZM129 120V121H128ZM132 120V121H131ZM152 120V121H151ZM154 120V121H153ZM166 120V121H164ZM171 120V121H170ZM216 122H215V121ZM219 120V121H218ZM228 120V121H227ZM231 120V121H230ZM254 123H253V121ZM8 121V122H7ZM33 121V122H31ZM53 121V122H52ZM55 121V122H54ZM65 121V122H63ZM87 121V122H86ZM110 121V122H108ZM117 121L119 123H117ZM122 121L124 122V124L122 123ZM142 121V122H141ZM164 121V122H163ZM178 121V122H177ZM190 121V122H188ZM201 121V122H200ZM242 121V122H240ZM247 121V122H245ZM252 121V122H251ZM5 122V123H3ZM14 122V123H13ZM18 122V123H17ZM28 122H31L29 124L31 125H25V123L27 124ZM46 122V123H45ZM59 122V123H58ZM71 125L67 126L68 124ZM79 122H81L78 125ZM78 122V123H77ZM87 124H86V123ZM96 124H94V123ZM106 124L104 125L103 124ZM108 122V123H107ZM135 122V123H133ZM137 122V123H136ZM139 122V124H138ZM144 122V123H143ZM146 122L148 124H146ZM158 122L160 125H158ZM166 122V123H165ZM174 122V123H173ZM194 122V123H193ZM213 125H217L221 130H219V128ZM215 122V123H214ZM219 122V123H218ZM227 124V126L224 124ZM234 124H233V123ZM244 122V123H243ZM250 122V123H248ZM3 123V124H2ZM12 123V124H10ZM53 123V124H52ZM85 123V125H84ZM121 123V124H120ZM126 123V124H125ZM152 123V124H151ZM184 123L186 125H184ZM217 123V124H216ZM222 123V124H221ZM9 124V126H8ZM38 124V125H37ZM40 124V126H39ZM43 124H46L47 126H44ZM49 124V125H48ZM90 124V125H89ZM92 125L93 128H92ZM144 124L145 126L143 127ZM165 126H164V125ZM197 124V126L195 125ZM201 124V126H199ZM231 124V125H230ZM11 125V126H10ZM24 125V126H22ZM34 125V126H33ZM37 127H36V126ZM43 125V128H42ZM91 128V131L89 130V126ZM151 125V126H150ZM155 125V126H154ZM177 127H176V126ZM180 125V126H179ZM211 125V126H210ZM236 125V126H235ZM240 125V127H238ZM255 125V126H254ZM28 126V127H27ZM53 126V128H51ZM60 126V127H59ZM65 126V128H64ZM73 126V127H71ZM79 126V127H78ZM105 126H107L108 128H106ZM126 126V127H125ZM129 126V127H128ZM131 126V127H130ZM138 126V127H135ZM190 126V127H189ZM194 126V127H193ZM225 126V127H224ZM233 126V128H232ZM10 129H9V128ZM12 127V128H11ZM24 127H26L24 129ZM46 127H50L49 129ZM57 127V128H56ZM68 127V128H67ZM77 127V128H76ZM85 129H83V128ZM87 127V129L85 128ZM112 127V128H111ZM114 127V128H113ZM119 127V128H116ZM123 127L125 128V130H123ZM158 127V128H157ZM168 127V128H167ZM189 127V128H188ZM192 127V128H191ZM228 127V128H227ZM248 127H250L248 129ZM253 127V128H252ZM6 128H8L6 130ZM20 128H22L23 130H21ZM33 128V129H32ZM57 131H56V129ZM61 128V131H60ZM74 128V129H73ZM98 128V129H97ZM101 128V129H100ZM132 128V129H131ZM134 128V129H133ZM157 128V129H156ZM241 128V130L239 129ZM244 128V129H243ZM252 128V129H251ZM12 129V130H11ZM36 129V130H35ZM39 129V131H38ZM42 129V130H41ZM45 129V131H44ZM59 129V130H58ZM65 129V130H64ZM69 129V130H68ZM80 131H79V130ZM105 129V130H104ZM107 129V130H106ZM118 129V130H117ZM130 129V130H129ZM138 131H137V130ZM143 129V131H142ZM150 129V130H149ZM156 129V130H155ZM168 129V130H167ZM175 129V130H174ZM178 129V130H176ZM193 129L197 130V131H193L191 132ZM231 130L230 133H228L229 131L227 130ZM251 130L250 132L248 130ZM2 130V131H1ZM11 130V131H9ZM28 130V131H27ZM38 131L37 134L34 133L35 131ZM49 130V131H48ZM51 130V131H50ZM55 130V131H54ZM63 130V131H62ZM67 130V131H66ZM71 130V131H70ZM83 130V131H82ZM93 130V131H92ZM98 130V131H97ZM101 130V132L99 131ZM112 132H115L112 133ZM133 130V131H131ZM173 132H170V131ZM190 130V131H189ZM206 130V131H205ZM210 130V131H209ZM213 130V131H211ZM217 130V131H216ZM223 130V131H222ZM253 130V131H252ZM23 131V133H21ZM25 131V132H24ZM42 131V132H41ZM46 131H48L49 133H47ZM53 131V132H52ZM86 131H90V134ZM95 131V132H94ZM96 131L98 133H96ZM124 131V133H123ZM159 131V132H158ZM162 134H161V132ZM180 131V132H179ZM190 133H189V132ZM200 131V132H199ZM205 131V132H204ZM222 131V132H221ZM242 131L240 134L239 132ZM246 131H247V135H246ZM5 132H10L5 133ZM17 132V133H16ZM47 134H44V133ZM52 132V134H51ZM61 132V133H59ZM69 132V133H68ZM70 132H73L72 134ZM79 132V134H78ZM82 135H81V133ZM86 133V134H83ZM110 132V133H108ZM130 132V133H129ZM141 132V133H140ZM157 132V133H156ZM177 132L179 134H177ZM187 132V133H186ZM196 132H199L196 134ZM209 132V134H208ZM236 132V133H235ZM253 132V133H251ZM255 132V133H254ZM27 133V135H26ZM28 133H31L32 136H28ZM56 133V134H55ZM64 133V134H63ZM94 133V134H93ZM96 133L97 137L94 136ZM101 135H100V134ZM118 135H117V134ZM122 133L124 134V136H122ZM132 133V134H131ZM182 133H184L182 135ZM213 133V134H212ZM216 133V134H215ZM218 133V134H217ZM238 133V134H237ZM244 133V134H242ZM258 133V134H256ZM8 134V135H7ZM37 135L38 137L36 138L35 135ZM59 134V135H57ZM68 136H66V135ZM126 134V136H125ZM139 134V135H138ZM177 134V136H176ZM192 134V135H191ZM208 136V139L206 138ZM212 134V136L210 137V135ZM215 134V135H214ZM223 134V135H222ZM230 136H228V135ZM3 135V136H2ZM4 135H6V137H4ZM20 137H19V136ZM26 135V136H25ZM54 135V136H53ZM57 135V136H56ZM75 135V136H74ZM76 135H78L76 137ZM80 135V136H79ZM87 135V137L84 136ZM112 135V137L110 136ZM116 135V136H113ZM130 139H127L128 136ZM145 135V136H144ZM166 135V136H165ZM186 138L189 137V138ZM189 135V136H188ZM198 135V136H195ZM200 135V138H199ZM219 137L217 139V137ZM220 135V136H219ZM235 135V136H234ZM239 135V137H238ZM242 135V136H241ZM244 135V137H243ZM256 135V136H255ZM16 136V138H15ZM17 136L19 139H21V141H17ZM35 136V138H34ZM46 136V137H45ZM50 138H47V137ZM90 136V137H89ZM100 136V138L98 137ZM122 136V137H121ZM138 136V137H137ZM147 136V137H146ZM159 136V137H158ZM160 136H162L160 138ZM175 136V137H172ZM206 136V137H205ZM24 137V139H22ZM27 139H26V138ZM44 139H43V138ZM55 139H54V138ZM60 137H62L63 139H61ZM67 140L64 141L66 138ZM74 137V139H73ZM76 137V138H75ZM81 137V138H80ZM105 137V139H104ZM120 137L122 139H120ZM127 137V138H125ZM135 139H133V138ZM140 137V138H139ZM166 137V138H165ZM197 137V138H196ZM257 137V138H256ZM3 138V139H2ZM14 138V139H12ZM32 138V139H31ZM43 141H42V139ZM49 140H47V139ZM69 138V139H68ZM78 138V139H77ZM83 138V139H82ZM84 138L87 140H84ZM103 138V139H102ZM147 138V139H145ZM153 138V139H152ZM157 138V140H156ZM159 138V139H158ZM169 138V139H168ZM182 138V139H181ZM185 140H184V139ZM194 140H193V139ZM205 138V139H204ZM212 138V139H211ZM226 138V139H225ZM237 138V140H236ZM253 138V139H251ZM6 139V140H5ZM53 139V140H52ZM99 139H102V141H100ZM111 139H114L111 140ZM176 139V141H175ZM196 139V140H195ZM200 139V140H199ZM205 141H204V140ZM221 141H220V140ZM247 139V140H246ZM30 140V141H29ZM34 140V141H33ZM38 142H35L37 141ZM45 140V141H44ZM54 140L56 141L54 144ZM62 140V142H60ZM72 140L74 142H72ZM78 140V141H77ZM90 140V141H88ZM92 140V141H91ZM105 140V141H104ZM107 140H111L110 142H108ZM128 140V141H127ZM137 140V141H136ZM143 140V141H141ZM187 140V141H186ZM190 140V141H189ZM211 142H210V141ZM219 143H217L216 141ZM231 140V142L229 141ZM233 140V141H232ZM242 140V141H241ZM252 140V142L250 141ZM259 140V141H258ZM6 141V142H4ZM24 141V143H23ZM53 141V142H52ZM59 141V142H57ZM64 141V142H63ZM81 141V142H79ZM85 141V142H83ZM104 141V142H103ZM113 141V142H112ZM127 141V142H126ZM132 143H131V142ZM165 141V142H164ZM193 141H195L193 143ZM200 141V142H199ZM210 143H209V142ZM215 141L217 144V147L215 146ZM227 141V142H226ZM237 143H236V142ZM239 141V142H238ZM247 141L248 143L252 146L250 147L249 144L247 145ZM250 141V142H249ZM0 142V143H1ZM25 142L28 143L26 144L25 147ZM32 142V143H31ZM44 144V150L43 149H39V151L37 150V148H41V146ZM66 142V143H65ZM70 142V144H69ZM93 142H96V145L93 146ZM101 144L100 147L98 144ZM120 142V143H119ZM126 142V143H124ZM136 142V143H135ZM164 142V144H163ZM175 142V143H174ZM182 142V143H181ZM192 142V143H191ZM213 142V143H212ZM222 144H221V143ZM230 142V143H229ZM245 142V145L244 143ZM16 143V144H14ZM34 143V144H33ZM38 143V144H37ZM42 145H41V144ZM45 143L47 144L45 146ZM52 143V144H51ZM58 143V144H56ZM64 143V144H63ZM74 143V144H73ZM113 143H115L113 145ZM135 143V145L133 144ZM157 143V144H156ZM168 143V145L166 144ZM204 143L206 145H204ZM211 144V145H208ZM32 144V145H31ZM36 144V145H35ZM62 144V145H61ZM78 144V145H77ZM80 144V145H79ZM91 144V145H90ZM112 144V145H111ZM146 146H144V145ZM155 144V145H154ZM161 146H159V145ZM175 146H174V145ZM185 144V145H184ZM195 144V145H193ZM229 147H227V145ZM232 144V146H231ZM235 144V145H234ZM73 145V146H70ZM77 145V146H75ZM86 145V147H85ZM89 145V146H87ZM139 145V147H138ZM172 145V147H170ZM241 145V146H240ZM21 146V147H19ZM31 146V147H30ZM39 146V147H38ZM84 146V147H83ZM104 146V147H102ZM112 146V147H111ZM148 146V147H147ZM165 146V148H164ZM185 146V148H184ZM187 146V147H186ZM198 148H197V147ZM200 146V148H199ZM206 146V147H205ZM209 146V147H208ZM215 146V147H214ZM240 148H238V147ZM246 146V147H245ZM13 147V148H12ZM18 147V148H17ZM24 149H23V148ZM36 147V148H35ZM64 147V148H63ZM89 147V148H87ZM112 150H111V148ZM191 147V148H190ZM208 147V148H207ZM210 147H214L213 149ZM231 147V149H230ZM249 147V150H248ZM21 148V149H19ZM31 148V149H30ZM48 148V152L47 151ZM50 148V149H49ZM55 150H54V149ZM69 148V150H68ZM76 148V149H75ZM78 148V149H77ZM81 148V149H80ZM84 148V149H83ZM97 148V149H96ZM104 148V151L103 149ZM106 148V149H105ZM190 148V149H189ZM197 148V149H196ZM210 148V150H209ZM221 148V149H219ZM225 148V149H224ZM252 148V150H251ZM17 149V150H16ZM60 149V150H59ZM86 149L85 152H83ZM101 149V150H99ZM174 149V150H173ZM182 149V150H181ZM199 149V150H198ZM201 149V150H200ZM217 149V150H216ZM229 149V151H228ZM239 149V150H238ZM245 149V150H244ZM32 150V153L34 154H30ZM34 150V151H33ZM36 150V151H35ZM41 150H43L44 152H41ZM53 150V151H52ZM57 150V152H56ZM66 153H64L63 152ZM72 153H71V151ZM80 150V151H79ZM88 150V151H87ZM90 150V152H89ZM92 150V151H91ZM179 150V151H177ZM194 150V152L192 151ZM197 150V151H196ZM209 150V152H208ZM213 150V151H212ZM216 150V151H215ZM219 150V152H218ZM226 150V151H225ZM233 150V152H231ZM241 150V151H240ZM248 150V151H247ZM251 150V151H250ZM19 151V152H18ZM29 151V153H28ZM67 151L70 153H67ZM82 151V152H81ZM94 151V152H93ZM176 154H175V152ZM196 151V152H195ZM222 151V152H220ZM224 151V152H223ZM14 152V153H13ZM23 152V153H22ZM38 152V153H37ZM47 152L49 153V155H47ZM55 152V153H54ZM78 152H81L80 154H78ZM92 152V153H91ZM95 152H98L95 153ZM110 153V154H107ZM157 152V153H156ZM165 152V153H164ZM184 155H183V153ZM185 152L187 155H185ZM202 152V155H201ZM212 152V154L210 153ZM216 152V153H215ZM250 156H249V154ZM18 153V154H17ZM25 153V154H24ZM43 153V154H42ZM59 153V154H58ZM76 153V154H74ZM84 153V154H82ZM87 156H86V154ZM160 153H162L161 155H159ZM170 153V154H169ZM181 153V154H180ZM210 153V154H209ZM221 155H220V154ZM234 153V154H233ZM30 154V155H28ZM45 154V155H44ZM74 154V155H72ZM97 154V156L95 157V155ZM166 154V155H164ZM200 154V155H199ZM205 154V155H204ZM217 154V155H216ZM219 154V155H218ZM17 155V156H16ZM25 155V156H24ZM33 155V157H32ZM36 155V156H35ZM51 155L53 157H51ZM60 155V156H59ZM63 155V158H62ZM82 155V156H81ZM149 155V156H148ZM151 155V156H150ZM176 156V157H173ZM211 155V157H210ZM216 155V156H215ZM229 155V156H228ZM235 155V156H234ZM16 156V157H15ZM22 156V157H21ZM26 156H30L26 157ZM39 156V157H38ZM43 156V157H42ZM56 156H58L59 158H56ZM68 156V157H66ZM70 156V157H69ZM74 156L76 159H78L76 161V159H74ZM79 156V158H77ZM81 156V157H80ZM86 156V157H83ZM90 156V157H89ZM95 158H94V157ZM105 156V157H104ZM161 156V157H159ZM164 156V157H162ZM183 156V157H181ZM207 158H206V157ZM213 156L215 157V159L213 158ZM220 156V157H218ZM233 156L235 158H233ZM249 156V157H248ZM14 157V158H13ZM20 157V159L18 158ZM61 157V158H60ZM72 157V159H70ZM150 157V158H149ZM154 157L157 159L155 160ZM170 157V158H169ZM34 158V159H33ZM42 160H41V159ZM51 158V160H50ZM67 158V160H65ZM105 158V160H104ZM149 158V159H148ZM152 158L154 159L152 161ZM163 158V159H160ZM166 158V159H165ZM197 158V159H196ZM206 161H205V159ZM18 159V160H17ZM22 159V160H21ZM39 159V162L38 160ZM59 159V160H58ZM64 159V162H63ZM75 162H74V160ZM86 159V160H85ZM97 159V160H96ZM152 163H151V161ZM169 159V160H168ZM213 162H212V160ZM220 159L222 161H220ZM18 162H17V161ZM27 160V161H26ZM50 163H48L49 161ZM55 161L54 163L51 161ZM62 160V161H60ZM70 160V161H69ZM80 160V161H79ZM95 160V161H94ZM104 160V161H103ZM164 162H163V161ZM172 160V161H171ZM187 160V162L185 161ZM201 160V161H200ZM215 160V161H214ZM224 160V161H223ZM20 161V162H19ZM22 161V162H21ZM24 161V162H23ZM43 161V165H41V163ZM45 161H47L46 163H44ZM56 161H59V164L56 163ZM88 165H87V163ZM92 161H94L93 163H91ZM156 161V162H155ZM159 161V162H158ZM174 161V162H173ZM179 161V163H178ZM205 161V162H204ZM212 163H211V162ZM17 164H16V163ZM36 162V163H34ZM61 162V163H60ZM66 162V163H65ZM69 162V163H68ZM72 162V163H71ZM78 162V163H77ZM83 162V163H82ZM106 162V163H105ZM150 162V163H149ZM154 162V163H153ZM170 162V163H169ZM192 162V163H190ZM218 162V164L216 163ZM223 162V164H222ZM11 163V164H10ZM19 163V164H18ZM22 163V164H21ZM29 163V164H27ZM40 163V164H38ZM65 166H63L64 164ZM73 163H75L74 165H72ZM105 163V164H104ZM159 165H158V164ZM184 163V164H183ZM204 168H200V166L202 165ZM214 163V164H213ZM215 163L218 166H215ZM234 163V165H233ZM17 166H16V165ZM21 164V165H20ZM32 164L34 165V167H31ZM47 164V165H46ZM49 164V165H48ZM56 164V167L55 165ZM58 164V165H57ZM61 164V165H60ZM68 164V165H67ZM77 164H80L81 167ZM85 164V165H84ZM93 164V165H92ZM109 164V165H108ZM144 164V166H143ZM157 164V165H154ZM178 166H177V165ZM20 165V166H19ZM27 167H26V166ZM46 168H45V166ZM54 165V166H53ZM60 165V166H59ZM97 165V166H96ZM154 165V166H153ZM165 165V167H164ZM167 165H169V167H167ZM175 165V166H174ZM182 165V166H181ZM184 165V166H183ZM212 165V166H211ZM225 165V166H224ZM229 165V166H227ZM38 166H42L41 168L44 170H40V167ZM52 166V168H51ZM68 166V167H67ZM71 166V167H70ZM74 166V168L72 167ZM92 166V168L89 167ZM106 166V167H105ZM126 166V167H125ZM148 168H146V167ZM157 166V167H156ZM161 166V167H160ZM164 168H163V167ZM180 166V167H179ZM187 166V167H186ZM19 167V168H18ZM21 167V168H20ZM29 167V168H28ZM39 169H38V168ZM55 167V169H54ZM62 167V169H61ZM67 167V169H66ZM80 169L79 170L77 169ZM85 167V168H84ZM98 167V168H97ZM156 167V168H155ZM160 167V168H158ZM171 167V168H170ZM214 167V168H213ZM229 167V168H228ZM23 168V169H22ZM32 168V169H31ZM34 168V169H33ZM49 170H46L48 169ZM51 168V169H50ZM96 168L98 169L96 172ZM111 168V169H110ZM158 168V169H157ZM178 168V169H177ZM187 168V169H186ZM201 170H199V169ZM213 168V169H212ZM227 170H225V169ZM75 171H74V170ZM84 171H83V170ZM86 169V170H85ZM95 169V170H94ZM118 169V170H117ZM161 169H163L164 173L161 172ZM171 169V170H170ZM174 172H173V170ZM181 169V170H180ZM193 169V170H192ZM204 172H203V170ZM221 169V170H219ZM224 169V170H223ZM231 169V170H229ZM236 169V170H235ZM9 171L10 173H7L5 171ZM27 170V172H26ZM29 170V171H28ZM38 170V171H37ZM52 170V171H50ZM94 170V171H93ZM147 170V171H146ZM156 170V171H155ZM159 170V171H157ZM177 170V172H175ZM179 170V171H178ZM210 170V171H209ZM215 170L214 173H212L211 171ZM221 173H218L219 171ZM223 170V171H222ZM23 173H22V172ZM54 171V172H53ZM58 174H56L57 172ZM64 171V172H62ZM67 171V172H66ZM71 171V172H70ZM78 175H77V172ZM90 172V173H87ZM102 171V172H101ZM149 171V172H148ZM154 171V173H153ZM165 171L166 174L165 175ZM183 171V172H182ZM185 171V172H184ZM193 171V172H192ZM198 171V172H197ZM217 171V173H216ZM222 171V172H221ZM229 171V172H228ZM16 172V173H15ZM21 172V173H20ZM30 174H29V173ZM39 172H42L39 173ZM52 172V173H51ZM70 172V173H69ZM76 172V173H74ZM148 172V175H147ZM157 174H156V173ZM169 172V173H168ZM200 172V173H199ZM6 173V174H4ZM26 173V174H25ZM29 175H28V174ZM32 173L35 175H32ZM38 173V174H37ZM45 173V174H44ZM54 173V174H53ZM61 173V174H59ZM65 173V174H64ZM67 173V174H66ZM74 173V174H72ZM85 173V174H84ZM87 173V174H86ZM96 173V174H95ZM99 173V174H98ZM101 173V174H100ZM107 173V174H106ZM150 173V174H149ZM162 173V175L160 174ZM198 173V174H197ZM202 173V174H201ZM210 173V174H209ZM216 173V175H215ZM228 173V174H227ZM13 174V175H12ZM17 174V175H16ZM25 176H24V175ZM49 174H51L49 176ZM57 176H56V175ZM94 176H93V175ZM105 174V175H104ZM116 176H114V175ZM122 174V175H121ZM172 174V175H171ZM188 174V175H187ZM196 177H195V175ZM214 174V175H213ZM23 175V176H21ZM55 175V176H54ZM60 177H59V176ZM62 175H64L63 177H61ZM76 177H75V176ZM82 175V176H80ZM88 177H87V176ZM158 175V176H156ZM164 175V176H163ZM171 175V176H170ZM174 175V176H173ZM9 176V177H8ZM12 176V177H11ZM30 176V177H29ZM53 176V177H52ZM66 176V178H65ZM69 176V177H68ZM80 176V178H79ZM86 179H85V177ZM90 176V177H89ZM98 176V177H97ZM148 176V177H147ZM154 176H156V178H154ZM160 176V177H159ZM166 177V178H163ZM177 176V178L175 177ZM183 176V177H181ZM199 176V177H198ZM216 176V177H215ZM232 178H229V177ZM234 176V177H233ZM11 177V178H10ZM14 177V178H13ZM22 177V178H21ZM42 179H41V178ZM46 179H45V178ZM48 177V178H47ZM68 177V178H67ZM73 177V178H72ZM82 177V178H81ZM100 177V178H99ZM105 177V179H104ZM152 177V178H151ZM158 177V178H157ZM187 177V178H186ZM205 177V178H204ZM226 179H225V178ZM39 178V179H38ZM61 178V179H59ZM64 178V179H63ZM71 178V179H70ZM77 180H76V179ZM91 178V179H89ZM99 178V179H98ZM168 178V179H167ZM176 178V181L174 180ZM190 178V179H188ZM201 178V179H199ZM222 178L224 180H222ZM229 178V179H228ZM11 179V181H10ZM15 179V180H14ZM25 179V181H24ZM50 179V180H48ZM53 179V180H52ZM56 179V180H55ZM70 181H69V180ZM74 179V180H73ZM83 179V180H82ZM89 179V180H88ZM98 179V180H97ZM151 179V180H149ZM166 179V180H164ZM193 179V180H192ZM199 179V180H198ZM220 179V180H219ZM228 179V180H227ZM233 179V180H232ZM7 180V181H6ZM33 180V181H32ZM48 180V181H47ZM66 180L68 182H66ZM79 180V181H78ZM82 180V181H81ZM91 180V181H90ZM148 180V181H147ZM152 180L155 182H152ZM161 180V181H160ZM177 180H179L177 182ZM209 180V182H208ZM218 180V182H217ZM232 180V183L230 184ZM5 181V184H4ZM10 181V182H9ZM13 181V184H12ZM39 181V182H38ZM50 181V182H49ZM64 181V182H63ZM75 181V182H74ZM81 181V182H80ZM89 183V181L91 183ZM95 181V183H94ZM112 181V182H110ZM159 183H158V182ZM168 181V182H167ZM173 181V182H172ZM181 181L183 182L182 184H178L179 182L181 183ZM186 181V182H185ZM191 181V182H190ZM193 181V182H192ZM201 181V183H200ZM222 181V182H220ZM228 181V182H227ZM27 182H29V184L27 185ZM31 182V183H30ZM35 182V183H34ZM53 182V183H52ZM63 182V183H62ZM74 184H72V183ZM79 184H78V183ZM103 182V183H102ZM107 182V183H106ZM110 182V183H108ZM162 182V183H161ZM167 182V184H165ZM169 182H171L169 184ZM205 182V183H204ZM226 182V183H225ZM3 183V184H2ZM8 183V184H7ZM18 183V184H16ZM42 185H41V184ZM46 183V185H45ZM50 183V184H48ZM55 183V184H54ZM57 183V184H56ZM61 183V184H60ZM70 183V185H69ZM78 185H76V184ZM82 183V184H80ZM102 183V184H101ZM148 183V184H147ZM153 183V184H150ZM158 183V184H157ZM185 183V184H184ZM187 183V184H186ZM191 183V184H189ZM196 183V184H195ZM203 183V184H202ZM220 183V185H219ZM36 184V185H35ZM53 184V185H52ZM93 184V186H91ZM177 185L178 186L177 188ZM189 184V185H188ZM204 185V188L203 186ZM212 184V186H211ZM226 184V185H225ZM4 185V186H3ZM17 185V187H16ZM32 185V187H31ZM35 185V186H34ZM41 185V186H40ZM45 189H44V187ZM49 185V186H48ZM59 185H65L63 187L59 186ZM69 185V186H68ZM86 185V186H85ZM88 185V186H87ZM95 185V186H94ZM173 185V186H172ZM210 185V186H208ZM223 185V186H222ZM11 186V188H10ZM16 188H15V187ZM22 186V187H19ZM34 186V187H33ZM48 186V187H47ZM68 186V187H67ZM74 186V187H73ZM76 186V187H75ZM85 186V187H84ZM106 186V187H105ZM112 186V187H111ZM117 186V187H116ZM153 186V187H152ZM206 186V187H205ZM232 186V187H230ZM5 187V188H3ZM14 187V189L12 188ZM50 187V191L49 188ZM52 187V189H51ZM58 187V188H57ZM78 187V188H77ZM83 187V188H82ZM89 187V188H88ZM93 187V188H92ZM110 187V188H108ZM172 187V188H171ZM199 187V188H198ZM209 187H211V189H208ZM227 187V188H226ZM229 187V189H228ZM22 188V189H21ZM35 188V189H34ZM70 188V189H68ZM77 188V189H76ZM82 188V189H81ZM85 188V189H84ZM91 188V190H90ZM112 188V189H111ZM174 188V189H173ZM176 188V189H175ZM180 188V189H179ZM182 188V190H181ZM198 188V189H197ZM10 189L11 191L7 190ZM43 192H42V190ZM58 189V190H55ZM64 189V190H63ZM67 189V190H66ZM78 189H80V191H78ZM84 189V190H83ZM110 189V190H108ZM185 191H184V190ZM189 189V190H188ZM192 189V191H191ZM203 189H204V193H203ZM214 189H216L214 191ZM226 191H225V190ZM228 189V190H227ZM3 190V191H2ZM6 190V191H5ZM22 190V191H21ZM36 190V191H35ZM47 190V192H46ZM53 190V191H52ZM60 191V194H58V192ZM63 190V191H62ZM78 191L75 193V191ZM94 190V191H93ZM206 190V191H205ZM211 190V191H210ZM231 193H230V191ZM9 191V192H7ZM55 191V193H54ZM87 191V192H86ZM92 191V193H91ZM174 191V192H173ZM181 191V193H180ZM198 191V192H196ZM1 192H3L1 194ZM14 194H13V193ZM23 192V193H22ZM25 192V193H24ZM85 192V193H84ZM178 192V193H176ZM183 192V193H182ZM207 192V193H206ZM212 192V193H211ZM223 192V193H222ZM238 192V193H236ZM39 193V194H38ZM42 195H41V194ZM44 193V195H43ZM84 193V194H83ZM91 193V194H90ZM180 193V194H179ZM209 193V195H207ZM217 193V195H216ZM222 193V194H221ZM227 193V194H226ZM229 193V194H228ZM9 194V195H8ZM16 194V196H15ZM18 194V195H17ZM23 194V195H22ZM25 194V195H24ZM91 196H90V195ZM176 194V195H175ZM178 194V195H177ZM214 194V196H213ZM224 194V195H223ZM236 194V195H235ZM239 198L237 197L238 195ZM49 195V196H48ZM64 195V198L62 200V197ZM95 195V196H93ZM232 195L234 197H232ZM2 196V197H1ZM12 196V197H11ZM23 196V197H22ZM43 196V197H40ZM47 200H46V198ZM56 196V197H55ZM80 196V197H79ZM82 196V197H81ZM176 196V198H175ZM206 196L209 198V200H207L208 198H206ZM227 196V198L225 197ZM14 197V198H13ZM33 200H31L32 198ZM39 197V198H38ZM55 197V198H54ZM58 197V198H57ZM61 197V198H60ZM84 197V198H83ZM91 197V198H90ZM215 197V198H214ZM218 197V198H216ZM11 198V199H10ZM20 198V199H19ZM25 200H24V199ZM81 198V199H79ZM178 198V199H177ZM185 198V199H183ZM231 198V199H230ZM237 198V199H236ZM16 199V200H14ZM35 199V200H34ZM79 199V201H78ZM85 199V201H84ZM87 199V202H86ZM91 199V200H90ZM211 199V200H210ZM215 199V200H214ZM233 199V200H232ZM242 199V200H241ZM12 200V202H10ZM23 201L22 203H17L16 201ZM31 200V202H30ZM40 200L42 202H40ZM44 200V201H43ZM46 200V201H45ZM61 200V201H60ZM205 200V202H204ZM241 200V203L239 202ZM34 201V202H33ZM35 201L38 203H35ZM69 201V202H68ZM81 201L83 203H81ZM180 201V203H179ZM182 201V202H181ZM230 201V202H229ZM235 201V202H234ZM4 202V203H3ZM16 202V203H15ZM25 202V203H24ZM58 202V203H57ZM176 202V203H175ZM178 202V203H177ZM204 203V205L202 206V204ZM207 202V203H206ZM212 202V203H211ZM216 202V203H215ZM221 204H220V203ZM2 203V205H1ZM6 203V204H5ZM8 203V204H7ZM89 203V204H88ZM92 203V204H91ZM97 203V204H96ZM102 203V204H100ZM173 203V204H172ZM202 203V204H201ZM206 203V204H205ZM211 203V204H210ZM226 203V204H225ZM245 203V204H244ZM5 204V205H4ZM12 204V205H11ZM25 204V205H24ZM33 204V205H31ZM46 204V205H45ZM197 204V205H196ZM236 204V207H235ZM9 205V206H8ZM16 205V206H14ZM19 205V206H18ZM30 205V206H29ZM38 205V206H37ZM179 205V206H178ZM207 205V206H205ZM212 205V206H210ZM227 205V206H224ZM1 206L3 208H1ZM14 206V207H12ZM24 206V207H23ZM36 206V207H35ZM41 206V207H40ZM46 206V207H45ZM99 206V207H98ZM105 206V207H104ZM178 208H177V207ZM194 206V207H193ZM197 206V207H196ZM234 206V207H233ZM10 207V208H9ZM34 207V208H33ZM48 207V208H47ZM84 207V208H83ZM160 207V208H158ZM164 207V208H163ZM170 207V208H169ZM192 207V208H191ZM199 207V208H198ZM212 207V208H211ZM218 207V208H217ZM228 207V209H227ZM233 210H232V208ZM6 208V209H5ZM22 209L19 210L18 209ZM79 208V209H78ZM81 208V209H80ZM106 208V209H105ZM153 208V209H152ZM160 209V211L158 209ZM162 208L165 210H162ZM174 208V209H173ZM182 208V209H181ZM221 208V209H220ZM236 208V209H235ZM13 209V210H12ZM26 211H25V210ZM30 211H29V210ZM84 209V210H82ZM88 209V210H87ZM157 209V210H155ZM167 209V210H166ZM172 209V210H171ZM181 209V210H180ZM189 209V210H188ZM195 209V210H193ZM197 209V210H196ZM205 209V210H204ZM207 209V210H206ZM226 209V211H225ZM9 210V211H7ZM12 210V211H10ZM34 210V212H33ZM39 210V211H38ZM101 212H100V211ZM152 210V211H151ZM155 210V211H154ZM187 210V211H186ZM212 210V211H211ZM214 210V211H213ZM218 210V211H217ZM225 212H224V211ZM228 210V212H227ZM2 211V213H1ZM7 211V212H6ZM17 211V213H16ZM87 211V212H86ZM92 211V212H91ZM107 211V212H106ZM154 211V212H153ZM157 211V212H156ZM159 211V212H158ZM169 211V212H168ZM204 211H206L205 213H203ZM208 211V212H207ZM5 212V213H4ZM9 212V213H8ZM66 212V213H65ZM90 212V213H89ZM98 212V213H97ZM164 212V213H163ZM167 212V213H166ZM174 212V215H173ZM184 212V213H182ZM191 212V213H190ZM198 212V214H197ZM218 212V213H217ZM232 212L234 213L232 215ZM237 212V213H236ZM8 213V214H7ZM43 213V216L42 214ZM47 213V215H46ZM76 215H75V214ZM108 213V214H107ZM138 213V214H137ZM172 213V214H171ZM181 213V214H180ZM212 213V215L210 214ZM224 213V214H223ZM227 213V215H226ZM231 215H229V214ZM7 214V215H6ZM28 214H32V215H28ZM60 214V216L58 215ZM90 214V215H88ZM98 214V215H97ZM106 214V215H105ZM178 214V215H177ZM195 214V215H194ZM204 214V215H203ZM206 214V215H205ZM209 214V215H207ZM17 215V216H16ZM26 215V216H25ZM34 215V216H33ZM36 215V216H35ZM50 215V216H49ZM68 215V216H66ZM79 215V216H78ZM84 215V218L82 217ZM102 220H101V218ZM116 215V216H115ZM122 215V216H121ZM140 215V216H139ZM157 215V216H156ZM159 215V216H158ZM170 215V216H167ZM189 215V216H188ZM199 217H198V216ZM215 215V216H214ZM223 215V216H222ZM226 215V216H225ZM239 215V216H238ZM8 216V218H7ZM19 216V218H18ZM37 216H40L39 218ZM59 218H56V217ZM63 218H62V217ZM87 216V218H86ZM93 216V217H92ZM99 218H98V217ZM106 216V217H105ZM108 216V217H107ZM111 216V217H110ZM156 216V217H154ZM165 216V217H164ZM232 218H231V217ZM28 217V219H27ZM30 217V218H29ZM32 217V218H31ZM46 219H45V218ZM80 217V218H79ZM125 217V218H124ZM168 217V218H167ZM178 217V218H177ZM180 217V218H179ZM183 217V218H182ZM190 217V218H189ZM209 217V218H208ZM234 217V218H233ZM7 218V219H5ZM18 218V219H17ZM51 218V219H50ZM90 218V221H89ZM95 219V220H91V219ZM117 218V219H116ZM163 218V220H162ZM177 218V219H176ZM185 218V219H184ZM192 218V219H191ZM194 218V219H193ZM208 218V219H207ZM214 218V219H213ZM224 218V219H223ZM27 219L26 222H22L25 221ZM32 219V221H30ZM34 219V221H33ZM36 219V220H35ZM49 219V220H48ZM64 219V220H63ZM66 219V220H65ZM79 219V221H78ZM83 219V220H82ZM87 219V221H86ZM98 219V220H97ZM104 219V220H103ZM116 219V220H115ZM122 219V221H121ZM127 219V220H126ZM131 219V220H130ZM138 219V220H137ZM165 219H168L166 221H164ZM180 219H184L181 220L184 223H182L180 221ZM189 221H187V220ZM199 219V223L197 222ZM231 219H234V221H232ZM45 222H44V221ZM120 223H118L119 221ZM134 220V221H133ZM154 220V221H153ZM161 220V221H160ZM176 220V221H175ZM191 220V221H190ZM201 220V221H200ZM207 220H209L207 222ZM215 220H216V224H215ZM3 221V222H2ZM9 221V222H8ZM36 221V222H35ZM47 221V222H46ZM82 221V222H81ZM94 221V222H92ZM100 221V222H99ZM103 221V222H102ZM126 221V223H125ZM133 221V222H132ZM137 224H136V222ZM149 221V222H148ZM160 221V222H159ZM196 221V222H195ZM218 221V222H217ZM232 221V222H231ZM39 222V224H38ZM41 222V223H40ZM98 222V223H97ZM130 222V223H129ZM140 222V223H139ZM163 222H165V224H163ZM176 222V223H175ZM178 222V223H177ZM180 222V223H179ZM194 225H192V223ZM203 222V223H202ZM211 222V226L210 223ZM213 222V223H212ZM222 222V223H221ZM224 222V223H223ZM23 223V224H22ZM29 223V224H28ZM80 223V224H79ZM96 223V224H95ZM102 223V224H101ZM106 223V224H105ZM135 223V224H134ZM161 223V224H160ZM175 223V224H174ZM232 223V224H231ZM3 224V225H2ZM78 224L80 226H78ZM86 224V225H85ZM142 224V225H141ZM184 224V225H183ZM186 224V225H185ZM198 224V225H197ZM205 224V225H204ZM214 224V226H213ZM231 224V225H230ZM234 224V225H233ZM11 225V226H10ZM40 225V226H39ZM73 225V226H72ZM77 225V227H75ZM88 225V227H87ZM106 225V226H105ZM111 225V226H110ZM117 225V226H116ZM125 225V226H124ZM132 225V226H131ZM134 225V226H133ZM147 225V226H146ZM202 225V226H200ZM217 225L218 228L215 226ZM236 225V226H235ZM28 226V228H27ZM45 226V227H44ZM102 226V227H100ZM116 226V227H115ZM121 226V227H120ZM137 226V227H136ZM143 226V227H142ZM160 226V227H159ZM173 226V227H172ZM182 226V227H181ZM205 226V227H204ZM229 228H228V227ZM231 226V227H230ZM234 226V227H233ZM4 227V228H3ZM41 227V228H40ZM81 227V229H80ZM98 227V228H97ZM181 229H180V228ZM216 227V228H214ZM47 230H46V229ZM85 228V229H84ZM93 228V230H92ZM104 228V229H103ZM108 228V229H107ZM149 228V229H148ZM162 228V229H161ZM171 228V229H170ZM177 228V229H176ZM42 230L39 231V230ZM77 229V231H76ZM95 229V231H94ZM97 229V230H96ZM116 232H115V230ZM121 229V230H120ZM136 229V231L134 230ZM138 229V230H137ZM141 229V230H140ZM144 229V230H143ZM168 229V230H167ZM207 229V230H206ZM218 229V230H217ZM5 232H4V231ZM11 230V231H10ZM29 230V231H28ZM32 230V231H31ZM35 230V232H34ZM46 232H45V231ZM50 230V231H48ZM81 230V232L79 231ZM108 230V231H107ZM129 230V231H128ZM180 232H178V231ZM226 230V231H225ZM13 231V232H12ZM21 231V232H20ZM38 231V232H37ZM87 234H85L86 232ZM92 233H91V232ZM124 231V232H123ZM127 231V233H126ZM141 231V232H140ZM145 231V232H144ZM169 234H168V232ZM177 231V232H176ZM208 231V232H207ZM2 232V233H1ZM12 235H11V233ZM15 232V233H14ZM30 232V233H29ZM32 232V233H31ZM43 233V235H40L41 233ZM78 232V233H77ZM103 236H100V234ZM129 232V233H128ZM154 232V233H153ZM174 232V233H173ZM34 233V235H33ZM37 233V234H36ZM90 233V234H89ZM117 233V234H116ZM122 233V234H121ZM143 233L145 234V237L143 235ZM179 233V234H178ZM7 234V236H6ZM15 234V235H14ZM73 234V235H72ZM78 234V235H77ZM99 234V235H98ZM124 234V235H123ZM151 234V235H150ZM156 234V235H155ZM158 234V235H157ZM181 234V235H180ZM3 235V236H2ZM77 235V236H76ZM80 235V237H79ZM113 235V236H112ZM119 235V236H118ZM137 235V236H136ZM140 235V236H139ZM148 235V236H147ZM160 235V236H159ZM173 235V236H172ZM194 235V236H193ZM16 236V237H15ZM73 236V237H72ZM144 236V237H143ZM170 236V238L168 237ZM5 239H4V238ZM13 237V238H12ZM71 237L73 238V240L71 239ZM96 237V238H95ZM139 237V238H138ZM149 237V238H148ZM172 237V238H171ZM175 237V238H173ZM18 238V239H16ZM33 238V239H32ZM100 238V239H97ZM143 239L142 241L140 239ZM154 238V239H153ZM179 238V239H178ZM24 242H23V240ZM35 239L38 241H36L35 243ZM40 239V240H39ZM42 239V241H41ZM47 239V240H46ZM77 239V240H76ZM97 239V241H96ZM134 239V240H133ZM147 239V240H146ZM151 239V240H149ZM178 239V240H177ZM14 240V241H12ZM84 240V241H83ZM89 242H88V241ZM104 240V241H103ZM139 242H138V241ZM152 240H154L152 242ZM16 241V242H15ZM100 241V242H99ZM128 241V242H127ZM144 243H141L143 242ZM147 241V242H145ZM181 241V242H180ZM49 242V243H48ZM87 242V243H86ZM104 242V243H103ZM108 244H107V243ZM131 242V243H130ZM162 242V243H161ZM17 243V246H16ZM20 243V244H19ZM25 245H24V244ZM41 243V244H40ZM43 243V244H42ZM81 243V244H80ZM112 243V244H111ZM130 243V244H129ZM134 243V244H132ZM150 243H152L150 245ZM177 243V244H176ZM4 247H2L1 246ZM15 244V245H14ZM22 244V245H21ZM39 244V245H38ZM47 244V246L45 245ZM92 244V246H91ZM111 244V245H110ZM129 244V245H128ZM138 244V245H137ZM143 244V245H142ZM165 244V245H164ZM12 245V246H11ZM27 245V246H26ZM42 245V246H41ZM50 245V246H49ZM82 245V246H81ZM98 245V247H97ZM101 245L103 247H101ZM114 245V246H113ZM134 245V246H133ZM161 245V246H160ZM168 245V246H167ZM182 245V246H181ZM8 246V248H7ZM19 246V247H18ZM74 246V248H73ZM113 246V247H112ZM144 246V247H143ZM147 246V247H146ZM157 246V247H156ZM160 246V247H159ZM2 247V248H1ZM21 247V248H20ZM31 247V248H30ZM41 247V248H40ZM70 247V248H69ZM85 249H83V248ZM87 247V248H86ZM102 249H100V248ZM136 249H134V248ZM143 247V248H142ZM7 248V249H6ZM28 248V249H26ZM40 248V249H38ZM43 248V249H42ZM52 248V249H51ZM113 248V250L111 249ZM140 248V249H139ZM185 248V249H184ZM5 249V250H4ZM18 249V250H17ZM54 249V250H53ZM72 251H71V250ZM75 249V250H74ZM90 249V250H89ZM96 249V250H95ZM105 249V250H104ZM108 249V250H107ZM142 249V250H141ZM145 249V250H144ZM151 249V250H150ZM2 250V252H1ZM31 250L33 251V253L31 252ZM43 250V251H41ZM87 250V251H86ZM106 252H104V251ZM111 250V251H110ZM130 250V251H128ZM133 250V251H132ZM150 251L148 252V251ZM157 250V251H156ZM166 250V251H165ZM19 251V252H17ZM23 251V252H22ZM71 251V252H70ZM76 254H72L75 253ZM91 251V252H90ZM97 251V252H96ZM110 253H108V252ZM141 253H139V252ZM4 252V253H3ZM12 252V253H11ZM16 252V253H14ZM26 252V253H25ZM50 252V253H49ZM53 252V253H52ZM79 252V254L77 253ZM81 252V253H80ZM86 252V253H84ZM89 252V253H88ZM100 252V254L98 253ZM114 252V254H113ZM131 252V254H130ZM164 252V253H163ZM166 252V254H165ZM3 253V254H2ZM22 253V254H21ZM29 253V254H28ZM84 253V254H83ZM93 253V254H92ZM104 253V254H103ZM127 253V254H126ZM133 253V254H132ZM148 253V254H147ZM163 253V254H161ZM10 256H9V255ZM14 254V256H13ZM18 254V255H16ZM99 254V255H98ZM106 256H103L105 255ZM139 254V255H138ZM146 254V255H145ZM157 254V256H156ZM165 254V255H164ZM181 254V255H180ZM21 255V256H20ZM25 255V256H24ZM28 255V257L26 256ZM110 257H108V256ZM116 255V257H115ZM126 255V256H125ZM132 255V256H131ZM136 255H138L136 258H134ZM154 255L156 256L154 258ZM159 255V256H158ZM18 256V257H16ZM57 256V257H56ZM85 256V257H84ZM89 256V258H88ZM131 256V258H130ZM149 256V257H148ZM163 258H161V257ZM167 256V257H166ZM7 257V258H6ZM48 257V258H46ZM74 257V258H73ZM105 257V258H104ZM114 257V259H112ZM122 259H120V258ZM141 257L145 258V259H141ZM148 257V258H147ZM151 257V258H150ZM170 257V258H169ZM179 257V258H178ZM53 258V259H52ZM63 260H62V259ZM68 262H67V260ZM81 260H80V259ZM84 258V259H83ZM86 258L88 260H86ZM94 260H93V259ZM103 258V260H102ZM126 258V259H124ZM129 258V259H128ZM139 258V259H138ZM168 258V259H167ZM4 259V261H3ZM33 259V260H32ZM37 259V260H36ZM46 259V260H45ZM50 259V261H49ZM56 259V260H55ZM60 262H59V260ZM80 261H79V260ZM99 259V261H98ZM135 259V260H134ZM156 259V260H155ZM159 259V260H158ZM164 259V260H163ZM176 259V260H175ZM7 260V261H6ZM76 260V262H75ZM96 260V262H95ZM107 260H110V262H108ZM122 260V261H120ZM142 262H140V261ZM171 260V261H170ZM184 260V261H183ZM6 261V262H5ZM106 261V262H105ZM114 261V262H113ZM124 261V262H123ZM129 261V262H128ZM139 261V262H137ZM161 261V262H160ZM165 261V262H164ZM168 263H167V262ZM37 262V263H36ZM64 262V263H63ZM91 262V263H89ZM102 262V263H101ZM105 262V263H104ZM127 262V263H126ZM137 262V263H136ZM146 262V263H144ZM148 262V263H147ZM156 262V263H155ZM173 262V263H172Z\"/></svg>",
    "mask_w": 264,
    "mask_h": 264
},
{
    "label": "bare ground",
    "instance_id": "6f19581e",
    "mask_svg": "<svg viewBox=\"0 0 264 264\" xmlns=\"http://www.w3.org/2000/svg\"><path fill=\"white\" fill-rule=\"evenodd\" d=\"M2 1H3V0H2ZM2 1H1V2H2ZM9 1H10V0H9ZM61 1H62V0H61ZM73 1H75V0H73ZM78 1H79V0H78ZM110 1H111L112 4H113V0H110ZM126 1H127V0H126ZM128 1H131V0H128ZM140 1H141V0H140ZM142 1H143V0H142ZM151 1H152V0H151ZM151 1H150V3H151ZM160 1H161V0H160ZM170 1H171V0H170ZM173 1H174V0H173ZM176 1H177V0H176ZM191 1H192V0H191ZM200 1H201V0H200ZM244 1H246V0H244ZM247 1H248V0H247ZM252 1H253V0H252ZM257 1H259V3H260L261 6H262V3H263L262 0H257ZM1 2H0V3H1ZM32 2H33V1H31V3H32ZM35 2H37V1L35 0ZM65 2H66V1H65ZM97 2L100 3L101 1H100V2L97 1ZM118 2L120 3V1H118ZM118 2H117V3H118ZM133 2H134V0H132V3L130 4V6L133 4ZM137 2H139V1H137ZM137 2H136V3H137ZM219 2H220V0H219ZM231 2H233V1H231ZM231 2H229V3L231 4ZM253 2H254V1H253ZM10 3H11V2H10ZM13 3H14V2H13ZM17 3H18V2H17ZM28 3H29V2H28ZM58 3H59V1H58ZM62 3H63V1H62ZM62 3H61V4H62ZM92 3H93V2H92ZM106 3H107V1H105V4H106ZM117 3H115V4H117ZM122 3H123V2H122ZM122 3H121V5H122ZM124 3H126V2L124 1ZM127 3H129V2H127ZM136 3H135V4H136ZM155 3H157V2H155ZM159 3H160V2H159ZM163 3H165V2H163ZM169 3H171V2H169ZM169 3H168V4H169ZM179 3H180V2H179ZM184 3H185V2H184ZM198 3H199V2H198ZM217 3H218V2H217ZM245 3H246V2H244L243 5H245ZM255 3H256V2H255ZM257 3H258V2H257ZM33 4H35V3L33 2ZM41 4H43L42 1H41ZM72 4H73V3H72ZM76 4H77V2H76ZM81 4H82V3H81ZM84 4H85V3H84ZM107 4H111V3H107ZM140 4H141V3H140ZM177 4H178V3H177ZM182 4H183V3H182ZM185 4H186V3H185ZM190 4H191V3H190ZM194 4L197 6V3H194V2H193V6H194ZM234 4H235V3H234ZM246 4L248 5V3H246ZM2 5H3V4H2ZM22 5H23V4H22ZM35 5H36V4H35ZM45 5H46V4H45ZM56 5H57V4H56ZM93 5H94V4H93ZM113 5H114V4H113ZM113 5H112V6H113ZM118 5H119V4H118ZM159 5H162V3L159 4ZM163 5H164V6H163ZM163 5H162V6L165 7V4H163ZM171 5H172V4H171ZM174 5H175V4H174ZM183 5H184V4H183ZM188 5H189V2H188ZM205 5H206V4H205ZM225 5H226V4H225ZM250 5H253V3L251 2V3L249 4V6H250ZM254 5H255V4H254ZM0 6H1V5H0ZM6 6H7V5H6ZM19 6H20V5H19ZM28 6H29V5H28ZM126 6H127V5H126ZM134 6H135V5H134ZM150 6H151V5H150ZM153 6H154V5H153ZM155 6H156V5H155ZM157 6H158V5H157ZM172 6H173V5H172ZM184 6H185V5H184ZM184 6H181V7H184ZM193 6H186V7L182 8V11H180V12L178 11L179 13L176 14V18H175V20H176V21H175V22H176L175 25H176L178 28L184 30L187 34L189 33L190 35H191V34H195V35H197V36L199 35V36H201V37L209 36V35H205V32H206V31L204 32V31H203V28H200V26H198V25H199V23H198V16H199V15H198V14H199L201 11H199V13H198V10L196 9V8H198V7H195V6L193 7ZM198 6H199V5H198ZM203 6H204V4H203ZM203 6H202V8H206V7H203ZM249 6H248V7H249ZM255 6H256V5H255ZM258 6H259V8H262V7H263V6L260 7V5H258ZM4 7H5V6H4ZM12 7H13V6H12ZM14 7H15V6H14ZM29 7H30V6H29ZM34 7H37V6H34ZM99 7H100V9H101V6H100V5H99ZM104 7H105V6H104ZM107 7H108V6H107ZM124 7H125V6H124ZM124 7H123V8H124ZM132 7H133V6H131V8H132ZM136 7H138V6H135V9H136ZM140 7H141V6H140ZM227 7H228V6H227ZM227 7H226V8H227ZM233 7H235V6H233ZM236 7H237V6H236ZM244 7H245V6H244ZM16 8H17V7H16ZM16 8H15V9H16ZM37 8H38V7H37ZM61 8H63V7H61ZM84 8H85V7H84ZM88 8H89V5H88ZM95 8H97V7H95ZM112 8H113V7H112ZM133 8H134V7H133ZM142 8H143V6H142ZM150 8H151V7H150ZM178 8H179V6H178ZM202 8H201V9H202ZM218 8H220V5L218 6ZM249 8H250V7H249ZM259 8H257V9H259ZM12 9H13V8H12ZM12 9H11V11H12ZM15 9H13V10L15 11ZM19 9H20V8H19ZM23 9H24V7H23ZM25 9H26V8H25ZM33 9H34V8H33ZM39 9H40V8H39ZM52 9H53V8H52ZM71 9H73V8H71ZM125 9H126V7L124 8V10H125ZM137 9H138V11H139V7H138ZM137 9L134 10V13H136L135 11H137ZM165 9H166V7H165ZM175 9H176V8H175ZM175 9H174V10H175ZM234 9H235V8H234ZM244 9H245V8H244ZM247 9H248V8H247ZM252 9H253V8H252ZM252 9H251V10H252ZM263 9H264V8H263ZM57 10H58V9H57ZM57 10H56V11H57ZM75 10H76V9H75ZM105 10H106V9H105ZM143 10H144V9H143ZM151 10H152V9H151ZM160 10H162V9L160 8ZM160 10H158V11L160 12ZM168 10H169V8H168ZM168 10H167V11H168ZM171 10H172V9H171ZM199 10H200V8H199ZM213 10H214V9H213ZM226 10H227V9H226ZM255 10H256V8H255ZM259 10H260V9H259ZM0 11H1V10H0ZM24 11H27V9H26V10H23V12H24ZM41 11H42V10H41ZM60 11H61V10H60ZM62 11H63V10H62ZM62 11H61V12H62ZM86 11H87V9H86ZM122 11H123V9H122ZM125 11H126V10H125ZM127 11H128V10H127ZM155 11H156V10H155ZM169 11H170V10H169ZM221 11H222V10H221ZM228 11H229V10H228ZM232 11H233V10H232ZM247 11H248V10H246V12H247ZM252 11H253V10H252ZM39 12H40V11H39ZM64 12H65V11H64ZM87 12H90V11H87ZM99 12H100V10H99ZM107 12H108V11H107ZM117 12H118V11H117ZM131 12H132V9H131ZM145 12H146V11H145ZM147 12H148V11H147ZM164 12H165V11H164ZM164 12H163V13H164ZM172 12H173V11H172ZM202 12H203V11H202ZM222 12H223V11H222ZM222 12H221V13H222ZM226 12H227V11H226ZM236 12H237V11H236ZM246 12H245V13H246ZM258 12H259V15H260V12H261V11H257V14H258ZM262 12H263V10H262ZM0 13H1V12H0ZM15 13H17V12L15 11ZM42 13H43V12H42ZM44 13H45V14L48 13V10H47V12H46V10H45ZM49 13H50V12H49ZM70 13H71V12H70ZM90 13H93V12L91 11ZM103 13H105V12H103ZM134 13H133V14H134ZM149 13L151 14V12H149ZM161 13H162V12H161ZM205 13H206V11H205ZM213 13H214V12H213ZM248 13H249V12H248ZM263 13H264V12H263ZM3 14H4V13H3ZM5 14H6V13H5ZM9 14H10V13H9ZM17 14H18V13H17ZM20 14H21V13H20ZM56 14H57V13H56ZM84 14H85V13H84ZM87 14H88V13H87ZM121 14H122V12H121ZM137 14L139 15V13H136V17H137ZM140 14H143V13H142V10H141V13H140ZM145 14L149 15L148 13H145ZM145 14H144V15H145ZM155 14H157V13H155ZM155 14H154V16H155ZM158 14H159V13H158ZM158 14H157V18H158L157 20L160 21V20H159V17H158V16H159ZM168 14H169V13H168ZM168 14H167V15H168ZM171 14H172V13H171ZM215 14H216V13H215ZM215 14H214V15H215ZM233 14H234V12H233ZM36 15H37V14H36ZM38 15H39V14H38ZM40 15H41V14H40ZM59 15H60V14H59ZM62 15H63V14H62ZM62 15H61V16H62ZM112 15H113V14H112ZM117 15H120V12H119V14H117ZM165 15H166V14H165ZM202 15H203V14H202ZM210 15H211V14H209V16H210ZM214 15H213V16H214ZM219 15L221 16V14H219ZM226 15H227V14H226ZM238 15H239V14H238ZM246 15H248V14H246ZM250 15H251V14H249V17H250ZM252 15H253V13H252ZM252 15H251V16H252ZM259 15H258V16H259ZM6 16H7V15H6ZM10 16H11V15H10ZM10 16H8V17L10 18ZM13 16H15V15H13ZM17 16H18V15H17ZM29 16H30V15H29ZM31 16H32V14H31ZM41 16L45 18V16H43V14H42ZM49 16H50V15H49ZM94 16H95V15H94ZM97 16H99V15H97V13H96V17H97ZM107 16H108V14H107L105 17H107ZM110 16H111V15H110ZM121 16H122V15H121ZM124 16H125V14H124ZM128 16H130V15L128 14ZM140 16H142V15H140ZM140 16H139V17H140ZM145 16H146V15H145ZM152 16H153V15H152ZM163 16H164V15H163ZM170 16H171V15H170ZM173 16H174V13H173ZM240 16H241V15H240ZM244 16H245V15H244ZM263 16H264V15H263ZM4 17H5V16H4ZM22 17H23V16H22ZM26 17H28V16L26 15ZM36 17H37V16H36ZM42 17H40V18L42 19ZM46 17H47V16H46ZM53 17H54V16H53ZM91 17H92V14H91ZM125 17L127 18V15H126ZM130 17H131V16H130ZM146 17H147V16H146ZM164 17H165V16H164ZM207 17H208V16H207ZM207 17H206V18H207ZM222 17H223V16H222ZM229 17H230V16H229ZM242 17H243V16H242ZM242 17H241V18H242ZM6 18H7V17H6ZM29 18H30V17H28V19H29ZM75 18H77V17H75ZM97 18H98V17H97ZM100 18H101V17H100ZM103 18H104V17H103ZM116 18H117V17H116ZM140 18H141V17H140ZM144 18H145V17H144ZM161 18H162V17H161ZM220 18H221V17H220ZM220 18H219V19H220ZM237 18H238V16L236 17V19H237ZM261 18H262V17H261ZM261 18H260V19H261ZM17 19H18V18H17ZM24 19H25V18H24ZM34 19H35V17H34ZM45 19H46V18H45ZM47 19H49V18H47ZM105 19H106V18H105ZM105 19H104V20H105ZM135 19H136V18H135ZM137 19H139V18H137ZM141 19H142V18H141ZM152 19H154V18H152ZM152 19H149V20H152ZM172 19H173V17H172ZM202 19L204 20L203 16H202ZM207 19L209 20V18H207ZM212 19H214V17H212ZM212 19H211V21H212ZM219 19H218V20H219ZM222 19H223V18H222ZM236 19H235V20H236ZM246 19H247V18H246ZM255 19H256V18H255ZM14 20H15V19H14ZM30 20H32V19H30ZM62 20H63V19H62ZM84 20H86V18H85ZM87 20H88V19H87ZM110 20H111V19H110ZM113 20H114V19H113ZM124 20H126V19H124ZM142 20H143V19H142ZM145 20H146V22H147V19H145ZM145 20H144V21H145ZM149 20H148V21H149ZM164 20H166V18H165ZM164 20H163V21H164ZM167 20H168V19H167ZM167 20H166V21H167ZM240 20H241V19H240ZM261 20H262V19H261ZM6 21H7V20H6ZM38 21L41 22L40 20H38ZM44 21H46V20H44ZM60 21H61V20H60ZM63 21H64V20H63ZM88 21H89V20H88ZM96 21H97V20H96ZM122 21H123V20H122ZM128 21H129V19H128ZM155 21H156V20H155ZM211 21H210V23H212ZM215 21H216V20H215ZM252 21H253V20H252ZM20 22H21V21H20ZM26 22H27V21H26ZM39 22H38V23H39ZM89 22H90V21H89ZM94 22H95V21H94ZM111 22H112V21H111ZM114 22H115V21H114ZM116 22H117V21H116ZM146 22H144V23H146ZM149 22H150V21H149ZM172 22H174V21H172ZM204 22H207V25H208V21H204ZM213 22H214V20H213ZM217 22H218V21H217ZM226 22H227V21H226ZM230 22H231V21H230ZM232 22H233V21H232ZM234 22H235V21H234ZM234 22H233V24H234ZM253 22H254V21H253ZM253 22H252V23H253ZM255 22H256V20H255ZM262 22H263V21H262ZM8 23H9V22H8ZM18 23H19V22H18ZM33 23H34V21H33ZM33 23H32V24H33ZM43 23H45V22H43ZM56 23H57V22H56ZM60 23H61V22H60ZM68 23H69V22H68ZM71 23H72V22H71ZM112 23H113V22H112ZM117 23H118V22H117ZM120 23H122V22H120ZM123 23H124V22H123ZM123 23H122V24H123ZM139 23L143 24V21H141V22H139ZM155 23H156V22H155ZM160 23H162V21H161ZM165 23H166V22H165ZM168 23H169V22H168ZM215 23H216V22H215ZM244 23H245V21H244ZM10 24H11V23H10ZM39 24H40V23H39ZM53 24H55V23H53ZM57 24H58V23H57ZM63 24H65V23H63ZM91 24H92V26H93L94 23H91ZM134 24H135V23H134ZM152 24H153V22L151 23V25H152ZM171 24H172V23H171ZM204 24H205V23H204ZM213 24H214V23H213ZM230 24H231V23H230ZM238 24H239V23H238ZM249 24H250V23H249ZM255 24H256V23H255ZM255 24H254V26H255ZM8 25H9V24H8ZM13 25H14V23H13ZM16 25H17V24H16ZM35 25H36V24H34V26H35ZM47 25H48V23H47ZM68 25H69V24H68ZM70 25H71V24H70ZM125 25H127V23H126ZM125 25H124V26H125ZM143 25H144V24H143ZM149 25H150V24H149ZM155 25H156V24H155ZM157 25H159V24H157ZM169 25H170V23H169ZM175 25L173 24L174 29H176V28H175ZM205 25H206V24H205ZM214 25H215V24H214ZM214 25H213V26H214ZM225 25H226V24H225ZM240 25H242V24H240ZM250 25H251V24H250ZM257 25H258V27H259V23H257ZM22 26H23V25H22ZM43 26H44V25H43ZM49 26H50V25H49ZM55 26H56V25H55ZM57 26H58V25H57ZM71 26H72V25H71ZM74 26H75V23H74ZM90 26H91V25H90ZM98 26H99V25H98ZM107 26H108V25H107ZM137 26H138V25H137ZM153 26H154V25H153ZM153 26H152V29H153ZM209 26H210V25H209ZM209 26H208V27H209ZM220 26H221V25H220ZM229 26H230V25H229ZM232 26H233V25H232ZM238 26H239V25H238ZM254 26H251V27H254ZM13 27H15V25H14ZM35 27H36V26H35ZM82 27H84V26H82ZM86 27H88V26H86ZM121 27H122V26H121ZM135 27H136V26H135ZM135 27H134V28H135ZM141 27H143V26H141ZM141 27H140V28H141ZM144 27H145V26H144ZM159 27H160V26H159ZM164 27H165V26H164ZM166 27H167V26H166ZM206 27H207V26H206ZM233 27H234V26H233ZM258 27H257V28H258ZM260 27H261V26H260ZM1 28H2V27H1ZM1 28H0V30H1ZM4 28H6V27H4ZM8 28H9V27H8ZM16 28H17V27H15V29H16ZM36 28H37V27H36ZM47 28H48V27H47ZM47 28H46V29H47ZM50 28L53 29V27H50ZM63 28H64V27H63ZM125 28H126V27H124V29H125ZM137 28H138V27H137ZM154 28H155V27H154ZM211 28H212V27H211ZM217 28H218V27H216V30H217ZM221 28H222V27H221ZM227 28L229 29V27H227ZM241 28H242V27H241ZM244 28H245V27H244ZM257 28H254V29H257ZM13 29H14V28H13ZM26 29H27V28H26ZM37 29H38V28H37ZM41 29H43V28H41ZM61 29H62V28H61ZM64 29H65V28H64ZM91 29H92V28H90V30H91ZM115 29H116V28H115ZM118 29H119V28H118ZM127 29H128V28H127ZM148 29H149V26H148ZM152 29H150V30H152ZM155 29H156V28H155ZM157 29H158V27H157ZM169 29H170V28H169ZM169 29H167V30H169ZM180 29H179V30H180ZM236 29H237V28H235L234 30H236ZM247 29H248V28H247ZM250 29H251V28H250ZM260 29H261V28H260ZM6 30L8 31V30H10V29H6ZM68 30H69V29H68ZM68 30H67V31H68ZM72 30H73V29H72ZM130 30H131V29H130ZM132 30L138 31V29H132ZM141 30H142V28H141ZM153 30H154V29H153ZM153 30H152V31H153ZM162 30H163V27H162ZM162 30L160 29V31H162ZM206 30H207V29H206ZM219 30H220V29H219ZM225 30H226V29H225ZM244 30H246V29H244ZM244 30H242V31H244ZM36 31H38V30H36ZM44 31H45V34H46V33H47V32H46L47 30L44 29ZM84 31H85V30H84ZM96 31H97V30H96ZM96 31H95V32H96ZM144 31H145V30H144ZM164 31H165V30H164ZM170 31H172V29H171ZM176 31H177V30H176ZM207 31H209V30H207ZM226 31H229V30H226ZM230 31H231V30H230ZM232 31H233V30H232ZM257 31H258V30H257ZM21 32H22V31H21ZM29 32H30V31H29ZM39 32H40V31H38V33H39ZM58 32H59V31H58ZM87 32H88V31H87ZM108 32H112V31H108ZM138 32H140V31H138ZM154 32H156V31H154ZM166 32H167V31H165V33H166ZM178 32H179V31H178ZM180 32H181V31H180ZM210 32H211V31H210ZM212 32H213V31H212ZM214 32H215V31H214ZM218 32H219V31H218ZM6 33H7V32H6ZM31 33H32V31H31ZM59 33H60V32H59ZM68 33L70 34V32H68ZM125 33H127V32H125ZM128 33H129V32H128ZM152 33H153V32H151V34H152ZM157 33H158V32H157ZM157 33H156V34H157ZM159 33H160V32H159ZM168 33H169V32H168ZM168 33H166L167 36L169 35ZM233 33H234V32H233ZM244 33H246V32H244ZM252 33H253V31H252ZM257 33H258V35H261V34H259V32H257ZM8 34L10 35L9 32H8ZM15 34H16V33H15ZM23 34H24V33H23ZM25 34H26V33H25ZM79 34H80V33H79ZM104 34H105V33H104ZM110 34H111V33H110ZM143 34H144V33H143ZM146 34H147V33H146ZM163 34H164V33H163ZM172 34H173V33H172ZM176 34H177V32H176ZM182 34H183V33H182ZM207 34H208V32H207ZM226 34H227V33H226ZM230 34H231V35H230L231 37H229V39L232 38V36H233L232 32H231ZM238 34H239V33H238ZM241 34H242V33H241ZM263 34H264V33H263ZM43 35H44V33H43ZM48 35H49V32H48ZM52 35H54V34H52ZM62 35H64V34H62ZM81 35H82V33H81ZM129 35H130V34H129ZM137 35H141V33H140V34H137ZM137 35H135L137 41H138V40H140V41L143 40V38H142L143 36H142V37L139 36V38L141 37L142 39H141V38L138 39V36H137ZM153 35H155V34H153ZM160 35H162V34H160ZM178 35H179V34H178ZM183 35H184V34H183ZM228 35H229V32H228ZM235 35H236V34H234V36H235ZM244 35H245V34H244ZM244 35H243V36H244ZM250 35L253 37L252 34H249V36H250ZM12 36H13V35H12ZM20 36H21V35H20ZM30 36H31V35H30ZM34 36H35V35H34ZM34 36H33V37H34ZM37 36L40 37L39 35H37ZM79 36H80V35H79ZM105 36H106V35H105ZM145 36H146V35H145ZM145 36H144V37H145ZM167 36H166V37H167ZM170 36H171V35H170ZM179 36H180V35H179ZM192 36H194V35H192ZM213 36H214V35H213ZM10 37H11V36H10ZM17 37H19V36H17ZM23 37H24V36H23ZM60 37H61V36H60ZM77 37H78V36H77ZM95 37H96V36H95ZM102 37H103V36H102ZM128 37H129V38H128ZM128 37H127V38L130 39L131 35L128 36ZM153 37H154V36H153ZM155 37H156V36H155ZM172 37H173V36H172ZM188 37H189V36H188ZM188 37H187V38H188ZM219 37H220V34H219ZM239 37H240V36H239ZM1 38H3V39H1V40H4V38H6V37L1 36ZM7 38H8V37H7ZM11 38H12V37H11ZM14 38H16V37H14ZM42 38H43V36H42ZM44 38H45V37H44ZM44 38H43V39H44ZM49 38H50V37H49ZM99 38H100V37H99ZM103 38H104V37H103ZM116 38H117V37H116ZM145 38L148 39L147 37H145ZM158 38H159V36H158ZM176 38H178V37H176ZM180 38H181V36H180ZM185 38H186V37H185ZM209 38H210V37H209ZM215 38H216V37H215ZM234 38H236V36H235ZM246 38H248V35H246ZM246 38H245V39H246ZM260 38H261V36H260ZM260 38H258V39H260ZM33 39H34V38H33ZM38 39L40 40V38H38ZM53 39H54V38H53ZM136 39H135V40H136ZM146 39H145V40H146ZM162 39H164V38L162 37ZM191 39H192V37H191ZM196 39H197V37H196ZM216 39H218V38H216ZM220 39H222V38L220 37ZM220 39H219V40H220ZM245 39L242 38V41L244 42ZM255 39H256V37H255ZM258 39H257V40H258ZM44 40H47V38H45ZM49 40H50V39H49ZM62 40H63V39H62ZM75 40H76V38H75ZM85 40H86V39H85ZM123 40H124V39H123ZM145 40H144V42H145ZM149 40H150V39H149ZM157 40H158V39H157ZM165 40H166V38H165ZM167 40H168V39H167ZM183 40H185V39H183ZM186 40H189V39H186ZM201 40H202V39H199V41H201ZM213 40H215V39H213ZM236 40H237V39H236ZM80 41H81V40H80ZM128 41H130V40H128ZM132 41H133V40H132ZM132 41H131V42H132ZM140 41H138V42L140 43ZM176 41H177V40H176ZM191 41H192V40H191ZM202 41H203V40H202ZM209 41H210V40H209ZM216 41H217V40H216ZM216 41H215V42H216ZM228 41H229V40H228ZM230 41H231V39H230ZM230 41H229V42H230ZM232 41H233V40H232ZM259 41L261 42V40H259ZM3 42H4V41H3ZM3 42H2L1 45H3ZM26 42H27V41H26ZM77 42H78V41H77ZM88 42H89V41H88ZM121 42H122V41H121ZM144 42H142V44H143ZM147 42H148V41H147ZM165 42H166V41H165ZM178 42H179V40L177 41V43H178ZM182 42H184V41H182ZM186 42H187V41H186ZM193 42H194V39H193ZM240 42H241V41H240ZM243 42H242V44L238 43V45L240 44V45H239L240 49H243V48L245 47V46L243 45ZM249 42H250V41H249ZM252 42H253V40H252ZM254 42H257V41H254ZM11 43H12V42H11ZM39 43H40V42H39ZM48 43H49V42H48ZM60 43H61V42H60ZM67 43H68V42H67ZM82 43H83V41H82ZM90 43H92V42H90ZM107 43H108V42H107ZM124 43H125V41H124ZM128 43H129V42H128ZM150 43H151V42H150ZM150 43H148V44H150ZM166 43H167V42H166ZM169 43H170V42H169ZM171 43H172V42H171ZM173 43H174V42H173ZM173 43H172V46H173ZM177 43H176V44H177ZM207 43H208V42H207ZM7 44H9V43H7ZM13 44H14V43H13ZM44 44H46V43L44 42ZM55 44H56V43H55ZM119 44H120V43H119ZM119 44H118V45H119ZM121 44H122V43H121ZM121 44H120V45H121ZM125 44H126V43H125ZM131 44H133V42H132ZM142 44H141V45H142ZM146 44H147V43H146ZM146 44H144V47H146V46H145ZM155 44H156V43H155ZM183 44H184V43H183ZM186 44H187V43H186ZM199 44H203V43H199ZM208 44H209V43H208ZM208 44H206V45H208ZM213 44H214V43H213ZM233 44H234V43H233ZM233 44L231 45V48H232ZM235 44H237V43H235ZM257 44H258V43H257ZM35 45H36V44H35ZM68 45H69V44H68ZM70 45H71V44H70ZM95 45H96V44H95ZM95 45H94V47H95ZM135 45H136V44H135ZM137 45H139V44H137ZM137 45H136V46H137ZM150 45H151V44H150ZM180 45H181V44H180ZM180 45H179V46H180ZM204 45H205V42H204V44L202 45L203 48H204ZM210 45H211V44H210ZM218 45H222V44H218ZM229 45H230V44H229ZM248 45H249V44H248ZM250 45H251V43H250ZM253 45H254V44H253ZM39 46H41V44H40ZM45 46H47V45H45ZM52 46H53V45H52ZM57 46H59V45L57 44ZM121 46H123V45H121ZM127 46H128V45H127ZM156 46H158V45H156ZM185 46H186V45H185ZM194 46H195V45H194ZM214 46H215V45H214ZM234 46H235V45H234ZM251 46H252V45H251ZM33 47H34V46H33ZM42 47H44V46H42ZM70 47H72V46H70ZM70 47H68V48H70ZM107 47H108V45H107ZM128 47H129V46H128ZM132 47H133V45H132ZM139 47H140V49H141V46H139ZM151 47H152V45H151ZM158 47H159V46H158ZM164 47L166 48V46H164ZM173 47H175V45H174ZM200 47H201V46H200ZM207 47H208V46H207ZM210 47H211V46H210ZM212 47H213V46H212ZM215 47H216V46H215ZM235 47H236V46H235ZM258 47H260V46H258ZM261 47H262V46H261ZM22 48H23V47H22ZM36 48H37V47H36ZM47 48H48V47H47ZM50 48H54V47H50ZM64 48H65V47H64ZM86 48H87V47H86ZM129 48H130V47H129ZM129 48H128V50H129ZM133 48H134V47H133ZM136 48H137V47H136ZM152 48H153V47H152ZM168 48H169V47H168ZM182 48H183V47H182ZM189 48H190V47H189ZM193 48H194V50H195V47H193ZM217 48H218V47H217ZM220 48H221V47H220ZM223 48H224V47H222V49H223ZM231 48H230V49H231ZM250 48H252V47H250ZM30 49H31V48H30ZM95 49H96V48H95ZM138 49H139V48H138ZM140 49H139V50H140ZM148 49H149V47H148ZM160 49H162V47H161ZM160 49H158V50H160ZM174 49H175V48H174ZM176 49H178V48H176ZM179 49H180V48H179ZM196 49H197V48H196ZM211 49H212V48H211ZM234 49H235V48H234ZM244 49H245V48H244ZM0 50H1V48H0ZM12 50H13V49H12ZM42 50H43V49H41V51H42ZM48 50H52V52H50V53H53V49H48ZM55 50H56V49H55ZM84 50H85V49H84ZM97 50H99V48H97ZM108 50H110V49H108ZM123 50H124V49H123ZM123 50H122V51H123ZM153 50H154V48H153ZM162 50H164V49H162ZM162 50H161V51H162ZM209 50H210V49H209ZM212 50H213V49H212ZM227 50H228V49H227ZM249 50H250V49H249ZM258 50H259V49H258ZM24 51H29V50L27 49V50H24ZM35 51H36V50H35ZM66 51H67V50H66ZM81 51H82V50H81ZM93 51H94V50H93ZM111 51H112V50H111ZM156 51H157V49H156ZM170 51H171V50H170ZM170 51H169V52H170ZM172 51H173V50H172ZM176 51H177V50H176ZM179 51H180V50H179ZM192 51H193V50H192ZM206 51H207V50H206ZM218 51H219V50H218ZM228 51H229V50H228ZM230 51L232 52L233 50L231 49ZM240 51H241V50H240ZM240 51H239V52H240ZM32 52H34V50H33ZM38 52H39V54H40V51H38ZM83 52H84V51H83ZM83 52H82V53H83ZM100 52H102V50H100ZM106 52H107V50H106ZM106 52H105V54H106ZM125 52H127V51H125ZM135 52H136V51H134L133 53H135ZM144 52H145V51H144ZM149 52H150V51H149ZM152 52H154V51H152ZM152 52H151V53H152ZM158 52H159V51H158ZM167 52H168V50H167ZM167 52H166V49H165V53H167ZM173 52H174V51H173ZM173 52H172V53H173ZM234 52H235V50H234ZM239 52H238V53H239ZM242 52H244V51H242ZM246 52H247V50H246ZM251 52H252V51H251ZM256 52H257V50H256ZM256 52H255V53H256ZM0 53H3V52L1 51ZM18 53H19V52H18ZM46 53H47V51H46ZM80 53H81V52H80ZM82 53H81V54H82ZM89 53H90V50H89ZM112 53H113V52H112ZM115 53H116V52H115ZM123 53H124V52H123ZM137 53H138V52H137ZM140 53H143V52H140ZM160 53H163V52H159V54H160ZM170 53H171V52H170ZM176 53H177V52H176ZM181 53H182V52H181ZM190 53H192V52H190ZM193 53H194V52H193ZM201 53H202V52H201ZM213 53H214V51H213ZM213 53H212V54H213ZM217 53H218V52H217ZM220 53H221V51H220ZM240 53H241V52H240ZM258 53H259V52H258ZM263 53H264V52H263ZM10 54H13V53H10ZM28 54H29V53H28ZM28 54H27V55H28ZM33 54H34V53H33ZM48 54H49V52H48ZM94 54H95V53H94ZM110 54H111V53H110ZM147 54H149V53L147 52ZM155 54H156V53H155ZM163 54H164V53H163ZM168 54H169V53H168ZM203 54H204V53H203ZM224 54H225V52H224ZM231 54L234 55L235 53L232 52ZM243 54H244V53H243ZM249 54H251V53H249ZM6 55L12 58V56H10V55H8V54H6ZM16 55H17V53H16ZM18 55H19V54H18ZM37 55H38V54H37ZM79 55H80V54H79ZM102 55H103V54H102ZM124 55H125V54H124ZM127 55H129V54H127ZM145 55H146V54H145ZM161 55H162V54H161ZM161 55H160V58H161ZM166 55H167V54H166ZM169 55H170V54H169ZM173 55H174L175 58H176V57H178L179 54H177V56H176V55L173 53ZM180 55H181V54H180ZM183 55H185V52L183 53ZM183 55H182V56H183ZM186 55H187V53H186ZM194 55H195V54H194ZM208 55H209V53H208ZM214 55H215V54H214ZM238 55H239V54H238ZM259 55H260V54H259ZM0 56H1V55H0ZM20 56H21V55H20ZM28 56H29V55H28ZM28 56H27V57H28ZM39 56H40V55H39ZM46 56H47V55H46ZM46 56H45V57H46ZM81 56H82V55H81ZM93 56H95V55H93ZM93 56H92V57H93ZM119 56H120V55H119ZM125 56H126V55H125ZM135 56H136V55H135ZM149 56H151V55H149ZM162 56H163V55H162ZM221 56L223 57V53L221 54ZM225 56H226V54H225ZM227 56H228V55H227ZM251 56H252V54H251ZM255 56H256V55H255ZM50 57H51V54H50ZM54 57H55V56H54ZM137 57H138V56H137ZM139 57H140V54H139ZM164 57H165V56H164ZM166 57H167V56H166ZM166 57H165V59H167ZM192 57H193V56H192ZM210 57H211V56H210ZM210 57H209V58H210ZM218 57H219V56H218ZM218 57H217V59H218ZM222 57H220V58H222ZM247 57H248V56H247ZM37 58H38V56H37ZM47 58H49V57H47ZM65 58H68V56H67V57H64V59H65ZM90 58H91V57H90ZM98 58H99V57H98ZM112 58H113V57H112ZM112 58H110V59L112 60ZM123 58H124V57H123ZM127 58H128V57H127ZM127 58L124 59V60H127ZM142 58H143V57H142ZM151 58H152V57H151ZM168 58L171 59V58H172L171 55H170ZM188 58H189V56H188ZM204 58H205V57H204ZM206 58H207V56H206ZM209 58H208V59H209ZM238 58H240V57L238 56ZM243 58H244V57H243ZM243 58H241V59H243ZM251 58H252V57H251ZM258 58H259V57H258ZM262 58H263V55H262ZM4 59H5V58H4ZM60 59L62 60V58H60ZM68 59H71V58H68ZM82 59H83V58H82ZM92 59H93V58H91V60H92ZM105 59H106V58H105ZM107 59H108V58H107ZM131 59H132V58H131ZM145 59H146V57H145ZM161 59H162V58H161ZM182 59L184 60V57H183V58H180V61H181ZM208 59H207V60H208ZM211 59H213V58H211ZM222 59H223V58H222ZM244 59H247V58H244ZM249 59H250V58H249ZM249 59H248V60H249ZM253 59H254V58H253ZM5 60H7V59H5ZM5 60H3V61H5ZM38 60H39V59H38ZM50 60H51V59H50ZM50 60H49V59L46 60V61H49L48 64H50V63L53 61V60H52V61L50 62ZM66 60H67V59H66ZM84 60H85V59H84ZM102 60H103V59H102ZM132 60H133V59H132ZM136 60H138V63H140L139 59H136ZM136 60H135V61H136ZM154 60H155V59H154ZM156 60H158V58H156ZM162 60L164 61V59H162ZM172 60L175 61L174 57H173ZM186 60H187V59H186ZM218 60H220V59H218ZM226 60H227V59H226ZM226 60H225V61H226ZM231 60H232V59H231ZM233 60H234V59H233ZM233 60H232V61H233ZM3 61H2V62H3ZM25 61H26V60H25ZM35 61L37 62V59H36ZM35 61H34V62H35ZM71 61H72V60H71ZM87 61H88V59H87ZM87 61H86V62H87ZM127 61H128V63H127V62H126V63L129 64V60H127ZM133 61H134V60H133ZM141 61H143V59H142ZM149 61H150V60H149ZM163 61H161V62H163ZM177 61H179V60H177ZM208 61H209V60H208ZM213 61H214L215 63L217 62V61H215V60H213ZM213 61H212V62H213ZM252 61H253V60H252ZM258 61H259V60H258ZM261 61H262V60H261ZM21 62H24V58H23V61H21ZM28 62H29V61H27L26 63H28ZM56 62H57V61H56ZM72 62H73V61H72ZM80 62H81V60H80ZM89 62H90V61H89ZM114 62H115V60H114ZM145 62H146V61H145ZM147 62H148V61H147ZM152 62H153V60H152ZM152 62H151V64L154 63V62H153V63H152ZM175 62H176V61H175ZM182 62H183V65H185L184 61H182ZM182 62H180V63H182ZM195 62H196V61H195ZM219 62H220V61H219ZM244 62H245V60H244ZM250 62H251V61H250ZM253 62H254V61H253ZM255 62H256V61H255ZM31 63H32V62H31ZM31 63H30V64H31ZM37 63H38V62H37ZM93 63H95V62H93ZM132 63H133V62H132ZM135 63H136V62H135ZM138 63H136V64H138ZM148 63H149V62H148ZM164 63H165V62H164ZM171 63H172V62H170L169 64L173 66L172 68H175V69H173V70H176V67L178 66V65L176 64L177 62L175 63V64L177 65V66L175 65L176 67L173 65V63H172V64H171ZM180 63H179V64H180ZM191 63H194V62L192 61ZM220 63H221V62H220ZM232 63H233V62H232ZM234 63H235V60H234ZM242 63H243V62H242ZM245 63H246V62H245ZM251 63H252V62H251ZM258 63H259V62H258ZM32 64H34V63H32ZM32 64H31V65H32ZM46 64H47V63H46ZM55 64H56V63H55ZM55 64H54V66H55ZM85 64H86V63H85ZM110 64H111V63H110ZM120 64H121V63H120ZM165 64H166V63H165ZM200 64H201V63H200ZM204 64H205V63H204ZM204 64H203V66L206 67V65H204ZM213 64H214V63H213ZM213 64H212V65H213ZM223 64H224V63H223ZM236 64H237V63H236ZM246 64H247V63H246ZM259 64H260V63H259ZM3 65H5V63H4ZM51 65H53V64L51 63ZM97 65H98V64H97ZM113 65H114V64H113ZM116 65H117V62H116ZM134 65H135V64H133V66H134ZM138 65H139V64H138ZM145 65H146V64H145ZM145 65H144V66H145ZM167 65H168V64H167ZM167 65H166V66H167ZM181 65H182V64H181ZM195 65H196V64H195ZM214 65H215V64H214ZM216 65H217V64H216ZM233 65H234V64H233ZM237 65H238V64H237ZM254 65H255V64H254ZM261 65H262V64H261ZM12 66H14V65L12 64ZM21 66H22V65H21ZM33 66H36V65L34 64ZM54 66H53V67H54ZM57 66H58V65H57ZM60 66H61V65H60ZM86 66H87V65H86ZM101 66H102V65H101ZM123 66H125V65L123 64ZM127 66H128V65H127ZM162 66H164V65H162ZM208 66H209V63H208ZM221 66H223L222 63H221ZM231 66H232V65H231ZM251 66H252V65H250L249 67H251ZM255 66H258V65H255ZM262 66H264V65H262ZM14 67H15V66H14ZM25 67H26V66H25ZM28 67H29V66H28ZM31 67H32V66H31ZM48 67H49V66L47 65V68H48ZM102 67H103V66H102ZM107 67H108V66H107ZM110 67H111V66H110ZM125 67H126V66H125ZM130 67H131V66H130ZM140 67H141V66L139 65L138 68L140 69ZM147 67H148V66H147ZM164 67H165V66H164ZM184 67H185V66H184ZM196 67H198V66H196ZM213 67H214V66H213ZM233 67H234V66H233ZM235 67H236V65H235ZM246 67H247V66H246ZM249 67H248V68H249ZM20 68H21V67H20ZM22 68H23V67H22ZM29 68H30V67H29ZM36 68L38 69L37 66H36ZM44 68H45V67H44ZM75 68H76V67H75ZM75 68H74V69H75ZM92 68H93V67H92ZM99 68H100V67H99ZM120 68L122 69V67H120ZM150 68H151V66H150ZM190 68H191V67H190ZM221 68H222V67H221ZM237 68H240V67H237ZM237 68H236V69H237ZM241 68H242V66H241ZM261 68H262V67H261ZM23 69H26V68H23ZM23 69H21V70H23ZM32 69H33V68H32ZM42 69H43V68H42ZM48 69H50V68H48ZM54 69H55V68H54ZM62 69H63V68H62ZM86 69H87V68H86ZM113 69H114V68H113ZM128 69H129V68H128ZM130 69H132V68H130ZM133 69H134V68H133ZM133 69H132V70H133ZM141 69H142V68H141ZM143 69H144V68H143ZM156 69H157V67H156ZM160 69H161V68H160ZM166 69H169V68H166ZM178 69H180V68H178ZM178 69H177V70H178ZM200 69H202L201 65H200ZM200 69H199V70H200ZM208 69H209V68H208ZM218 69H219V68H218ZM218 69H217V71H218ZM230 69H231V68H230ZM253 69H254V68H253ZM27 70H29V69H27ZM33 70H34V69H33ZM45 70H46V69H45ZM101 70H102V69H101ZM123 70H124V69H123ZM136 70H137V69H135L134 71H136ZM157 70H158L157 72H159V69H157ZM171 70H172V69H171ZM177 70H176V71H177ZM180 70H181V69H180ZM182 70H183V69H182ZM211 70H212V69H211ZM244 70H245V69H244ZM249 70H251V68H250ZM254 70H256V69H254ZM254 70H253V71H254ZM258 70H259V69H258ZM258 70H257V72H259ZM262 70H263V69H262ZM1 71H2V70H1ZM1 71H0V74H1ZM55 71H56V70H55ZM92 71H93V70H92ZM96 71H97V70H96ZM113 71H114V70H113ZM118 71H119V70H118ZM124 71L126 72V70H124ZM148 71H149V70H148ZM154 71H155V70H154ZM201 71H202V70H201ZM214 71H215V70H214ZM221 71H222V69H221ZM21 72H22V71H21ZM29 72L31 73L32 71H29ZM34 72H35V71H34ZM48 72H52V71H49V70H48ZM70 72H71V71H70ZM89 72H91V71H89ZM107 72H108V71H107ZM114 72H115V71H114ZM149 72H150V71H149ZM181 72H182V71H181ZM186 72H187V71H186ZM188 72H190V74H191V71H190V70H189ZM196 72H197V71H195V73H196ZM207 72H208V70H207ZM230 72H231V71H230ZM242 72H244V71L242 70ZM247 72H248V71H247ZM247 72H246V73H247ZM250 72H251V71H250ZM32 73H33V72H32ZM58 73H59V71H58ZM68 73H69V72H68ZM74 73H75V72H74ZM87 73H88V72H87ZM117 73H118V72H117ZM135 73H138V72L136 71ZM135 73H134V74H135ZM152 73H153V72H152ZM161 73H162V72H161ZM170 73H171V72H169L168 74H170ZM172 73H174V71H173ZM210 73H212V72H210ZM240 73H241V71H240ZM263 73H264V71H263ZM263 73H262V74H263ZM24 74H25V73H24ZM26 74H27V73H26ZM34 74H35V73H34ZM40 74H41V73H40ZM52 74L54 75L55 72H54V73L52 72ZM76 74H77V73H76ZM94 74H95V73H94ZM101 74H103V73H101ZM110 74H111V73H110ZM115 74H116V73H115ZM141 74H142V73H141ZM145 74H146V72H145ZM149 74H150V73H149ZM154 74H155V73H154ZM154 74H153V75H154ZM175 74H178V72H177V73H174V76H175ZM186 74H187V73H186ZM186 74H185V75L183 74L182 77L186 76ZM205 74H206V73H204V75H205ZM221 74H222V72L220 73V76H221ZM234 74H235V73H234ZM247 74H248V73H247ZM254 74H255V73H254ZM259 74H260V73H259ZM12 75H14V73H12ZM15 75H16V74H15ZM20 75H21V74H20ZM29 75H30V74H29ZM41 75H43V77H44V75H46V72H45V74H41ZM41 75H40V76H41ZM56 75H58V74H56ZM65 75H66V74H65ZM65 75H64V76H65ZM68 75H69V74H68ZM86 75H87V74H86ZM105 75H106V72H105ZM113 75H114V73H113ZM113 75H111V76H113ZM123 75H124V74H123ZM125 75H127V74L125 73ZM142 75H143V74H142ZM142 75H139V76L142 77ZM155 75H156V74H155ZM179 75H180V73H179ZM187 75H188V74H187ZM194 75H198V73H197V74H194ZM208 75H209V74H208ZM208 75H207V76H208ZM211 75H212V74H211ZM211 75H210V77H213V75H212V76H211ZM216 75H218V73H216ZM241 75H242V74H240V78H241ZM250 75H251V74H250ZM0 76H1V75H0ZM16 76H17V75H16ZM34 76H35V75H34ZM48 76H50V75L48 74ZM48 76H47V77H48ZM58 76H59V75H58ZM94 76H95V75H94ZM118 76H120V75L118 74ZM127 76H129V75H127ZM135 76H136V75H135ZM143 76H145V75H143ZM146 76H147V75H146ZM162 76H163V75H162ZM170 76H171V75H170ZM170 76H169V77H170ZM174 76H173L172 78H174ZM191 76H192V74H191ZM201 76H202V75H201ZM205 76H206V75H205ZM205 76H204V77H205ZM207 76H206V78H207V80H208V79H209V78H208L209 76H208V77H207ZM235 76H236V75H235ZM252 76H254V75H252ZM252 76H251V77H252ZM256 76H257V75H256ZM28 77H30V76H28ZM47 77L45 78V80L47 79ZM55 77H56V76H55ZM70 77H71V76H70ZM77 77H78V76H77ZM104 77H105V76H104ZM114 77H115V76H114ZM157 77H158V76H157ZM164 77H165V75H164ZM222 77H223V76H222ZM242 77H243V76H242ZM1 78H2V77H1ZM1 78H0V79H1ZM5 78H6V77H5ZM12 78H14V77H12ZM17 78H19V77H17ZM31 78H32V77H31ZM82 78H83V77H82ZM99 78H100V77H99ZM99 78H98V79H99ZM121 78H122V77H121ZM124 78H125V77H124ZM124 78H123V79H124ZM130 78L132 79V77H130ZM133 78H135V77L133 76ZM137 78H138V77H137ZM145 78H146V77H145ZM148 78H149V77H148ZM150 78H151V77H150ZM187 78H190V75H188ZM199 78H200V76H199ZM215 78H216V77H215ZM223 78H224V77H223ZM236 78H237V77H236ZM245 78H246V77H245ZM245 78H244V79H245ZM247 78H249V77L247 76ZM252 78H253V77H252ZM256 78H259V77H256ZM22 79H23V78H22ZM33 79H34V77H33ZM41 79H43V78H41ZM52 79H53V78H52ZM65 79H66V78H65ZM68 79H69V78H68ZM71 79H72V77H71ZM103 79H105V78H103ZM106 79H108V82H110V78H106ZM106 79H105V80H106ZM119 79H120V78H119ZM143 79H144V78H143ZM151 79H152V78H151ZM153 79H154V78H153ZM155 79H157V78H155ZM159 79H160V78H159ZM168 79H169V78H168ZM194 79H195V78H194ZM197 79H198V77H197ZM234 79H235V77H234ZM237 79H239V78H237ZM244 79H243V80H244ZM254 79H255V77H254ZM259 79H260V78H259ZM259 79H258V80H259ZM2 80H3V78H2ZM7 80H9V79L7 78ZM10 80H11V79H10ZM13 80H14V79H13ZM19 80H20V79H19ZM29 80H30V78H29ZM66 80H67V79H66ZM72 80H73V79H72ZM116 80H117V79H116ZM132 80H133V79H132ZM132 80H131L130 82H133ZM134 80H135V79H134ZM137 80H138V79H137ZM139 80H140V79H139ZM172 80H173V79H172ZM188 80H189V79H188ZM190 80H191V79H190ZM192 80H193V79H192ZM201 80H203V79H201ZM210 80H211V79H210ZM213 80H214V79H213ZM240 80H241V79H240ZM246 80H248V79H246ZM252 80H253V79H252ZM258 80H257V81H258ZM0 81H1V80H0ZM22 81H23V80H21V84H22ZM26 81H27V78H26ZM37 81H38V80H37ZM49 81L51 82L50 79H49ZM62 81H64L63 78H62ZM83 81H84V80H83ZM90 81H91V80H90ZM120 81L123 82V80H121V79H120ZM120 81H119V82H120ZM124 81H125V80H124ZM165 81H166V80H165ZM195 81H196V80H195ZM198 81H199V80H198ZM205 81H206V80H205ZM211 81H212V80H211ZM211 81H210V82H211ZM262 81H263V80H262ZM262 81H261V82H262ZM14 82H16V79H15ZM14 82H13V84H14ZM38 82H39V81H38ZM50 82H48V83H50ZM55 82H58V81H55ZM64 82L66 83V81H64ZM112 82H116V81L113 80ZM119 82H118V84H119ZM126 82H128V79H127V81H125V82H123V83L125 84ZM130 82H129V83H130ZM137 82H139V84H141L140 81H137ZM137 82H135L136 85H137ZM144 82H145V81H144ZM148 82H149V81H148ZM173 82H174V80H173ZM180 82H181V81H180ZM180 82H177V83H180ZM188 82H189V81H188ZM190 82H191V81H190ZM193 82H194V81H193ZM196 82H197V81H196ZM208 82H209V81H208ZM208 82H206V84H208ZM216 82H218V81H216ZM223 82H224V80H223ZM223 82H221V83H223ZM233 82L236 83V82H238V81H233ZM239 82H240V81H239ZM239 82H238V83H239ZM247 82H248V81H247ZM255 82H256V81H255ZM1 83H2V82H1ZM24 83H25V82H23V84H24ZM31 83H32V81H30L29 84H31ZM36 83H37V82H36ZM39 83H40V82H39ZM48 83H47V86H48ZM60 83H61V82H60ZM60 83L58 82V84H60ZM68 83H69V82H68ZM73 83H74V82H73ZM77 83H78V82H77ZM100 83H101V82H100ZM123 83H122V84H123ZM129 83H126V84L128 85ZM133 83H134V82H133ZM184 83H185V82H184ZM212 83H213V82H211L210 84L213 85ZM226 83H228V82H226ZM230 83H231V81H230ZM240 83H241V82H240ZM40 84H41V83H40ZM45 84H46V83H45ZM71 84H72V83H71ZM95 84H96V83H95ZM101 84H102V83H101ZM113 84H115V83H113ZM130 84H131V83H130ZM144 84H145L146 86H148L146 83H144ZM150 84H151V82H150ZM175 84H176V83H175ZM187 84H188V83H187ZM193 84H194V83H192V85H193ZM196 84H197V83H196ZM199 84H200V83H199ZM210 84H209V85H210ZM260 84H262V83H260ZM0 85H1V84H0ZM35 85H36V84H35ZM38 85H39V84H38ZM56 85H57V84H56ZM89 85H90V84H88V85H86V86H89ZM107 85L110 86V84H107ZM111 85H112V83H111ZM120 85H121V84H120ZM145 85L142 84L141 86H144V87H145ZM153 85H154V88H153V87H152V88L155 89L156 86H155V84H153ZM176 85H177V84H176ZM182 85H183V84H182ZM185 85H186V84H185ZM189 85H191V84H189ZM194 85H195V84H194ZM209 85H208V86H209ZM214 85H215V81H214ZM216 85H217V84H216ZM232 85H233V84H232ZM234 85H235V84H234ZM236 85H237V84H236ZM238 85L240 86V84H238ZM253 85H257V84H253ZM263 85H264V84H263ZM5 86H6V85H5ZM22 86H23V85H22ZM49 86H50V84H49ZM59 86H61V85H59ZM59 86H58V87H59ZM104 86H105V85H104ZM114 86H115V85H114ZM114 86H113V87H114ZM117 86H118V85H117ZM141 86H140V87H141ZM151 86H152V85H151ZM162 86H163V85H162ZM165 86H166V85H165ZM172 86H173V85H172ZM177 86L179 87V85H177ZM203 86H205V85H203ZM219 86H221V85H219ZM219 86H218V87H219ZM222 86H223V84H222ZM226 86H227V85H226ZM257 86H258V85H257ZM257 86H255V87H257ZM0 87H2V86H0ZM28 87H29V86H28ZM35 87H36V86H35ZM40 87H41V86H40ZM44 87H46V85H45ZM53 87L55 88L54 85H53ZM63 87H64V86H63ZM72 87H73V86H72ZM90 87H91V86H90ZM98 87H99V86H98ZM106 87H107V86H106ZM106 87H105V88H106ZM122 87H124V86H122ZM128 87H129V86H128ZM135 87H136V86H135ZM148 87H149V86H148ZM182 87H183V86H181V88H182ZM186 87H189V86H186ZM198 87H201V86H198ZM234 87H235V86H234ZM242 87H243V85L241 86V88H242ZM8 88H9V87H8ZM15 88H16V87H15ZM17 88H19V86H18ZM23 88H25V87H23ZM26 88H27V87H26ZM37 88H38V87H37ZM48 88L50 89L51 87H48ZM79 88H80V87H79ZM92 88H93V87H92ZM110 88H111V87H110ZM110 88H108V89H110ZM119 88H120V87H119ZM119 88H118V89H119ZM125 88H126V87H125ZM133 88H134V87H133ZM133 88H131L132 91H133ZM138 88H139V87H138ZM169 88H171V87H169ZM169 88H168V89H169ZM174 88H175V87H174ZM189 88H190V87H189ZM191 88H192V87H191ZM214 88H215V87H214ZM232 88H233V87H232ZM244 88H247V87H244ZM257 88H258V87H257ZM6 89H7V88H6ZM10 89H12V87H11ZM10 89H9V91L12 92ZM13 89H14V88H13ZM27 89H28V88H27ZM38 89H39V88H38ZM44 89L46 90L47 88H44ZM49 89H48V90H49ZM51 89H52V88H51ZM56 89H58V88H56ZM56 89H54V90H56ZM60 89H61V87H60ZM63 89H64V88H63ZM65 89H66V88H65ZM80 89H81V88H80ZM99 89H100V88H98V90H99ZM114 89H115V88H114ZM127 89H128V88H127ZM147 89H148V88H147ZM153 89H152V90H153ZM171 89H172V88H171ZM195 89H196V88H195ZM197 89H199V88H197ZM197 89H196V90H197ZM201 89H204V87L201 88ZM215 89H216V88H215ZM220 89H221V88H220ZM222 89H223V88H222ZM224 89H225V87H224ZM2 90H5V89H2ZM18 90H19V89H18ZM20 90H21V89H20ZM28 90H29V89H28ZM28 90H27V91H28ZM41 90H42V89H41ZM52 90H53V89H52ZM58 90H59V89H58ZM58 90H56V91H58ZM61 90H62V89H61ZM68 90H69V89H67V91H68ZM74 90H76V87H75ZM92 90H93V89H92ZM92 90H91V91H92ZM100 90H101V89H100ZM106 90H107V89H106ZM106 90H105V91H106ZM111 90H112V89H111ZM111 90H108L107 92L110 93ZM128 90H129V89H128ZM137 90H138V89H137ZM149 90H150V89H148L147 91H149ZM164 90H166V89H164ZM172 90H174V89H172ZM182 90L184 91V89H182ZM209 90H210V89H209ZM213 90H214V89H213ZM228 90H229V89H228ZM230 90H231V88H230ZM230 90H229V92H230ZM235 90L238 91V86H237V89H234V92H235ZM245 90H246V89H245ZM247 90H248V88H247ZM249 90H250V89H249ZM21 91H22V90H21ZM33 91H34V90H33ZM35 91H36V90H35ZM43 91H44V90H43ZM46 91H47V90H46ZM78 91H79V90H78ZM89 91H90V90H89ZM91 91H90V92H91ZM103 91H104V90H103ZM103 91H102V92H103ZM138 91H139V90H138ZM142 91H143V89H142ZM144 91H145V90H144ZM144 91H143V92H144ZM197 91H199V90H197ZM200 91H201V90H200ZM200 91H199V92H200ZM216 91H217V89H216ZM1 92H2V91H1ZM44 92H45V91H44ZM54 92H55V91H54ZM54 92H53V93H54ZM94 92L96 93V91H94ZM94 92L92 91L93 94H94ZM107 92H106V93H107ZM115 92H118V91H115ZM128 92H129V91H128ZM128 92H127V93H128ZM130 92H131V91H130ZM136 92H137V91H136ZM139 92L141 93V91H139ZM145 92H146V91H145ZM145 92H144V93H145ZM161 92H162V91H161ZM161 92H160V93H161ZM186 92H187V91H186ZM188 92H189V91H188ZM192 92H193V91H192ZM199 92H198V93H199ZM213 92H215V90H214ZM221 92H222V90H221ZM229 92L227 93V95L229 94ZM234 92H233V93H234ZM247 92H248V91H247ZM249 92H251V91H249ZM249 92H248V93H249ZM24 93H25V92H24ZM40 93H41V92H40ZM49 93H51V94L53 95L52 92H49ZM55 93H56V92H55ZM92 93H91V94H92ZM100 93H101V91H100ZM103 93H105V92H103ZM123 93H124V92H123ZM123 93H122V96H123ZM125 93H126V92H125ZM127 93H126V95H127ZM133 93H135V92H133ZM140 93H139V94H140ZM160 93H159V94H160ZM166 93H167V92H166ZM166 93H165V94H166ZM171 93H172V92H171ZM201 93H202V92H201ZM201 93H200V94H201ZM203 93H204V92H203ZM205 93H206V91H205ZM217 93H219V92H217ZM231 93H232V92H231ZM242 93H243V92H242ZM258 93H260V91H259ZM2 94H3V93H2ZM11 94H12V93H11ZM18 94H19V92H18ZM57 94H58V93H56V95H57ZM59 94H60V93H59ZM61 94H63V93L61 92ZM79 94H80V93H79ZM84 94H85V93H84ZM88 94H89V92H88ZM91 94H90V95H91ZM114 94H115V93H114ZM117 94H119V93H117ZM131 94H132V92H131ZM131 94H130V95H131ZM136 94H137V93H136ZM150 94H151V92H150ZM159 94H158V96H159ZM167 94H169V92H168ZM206 94H207V93H206ZM224 94H225V92H224ZM23 95H24V94H23ZM33 95H34V94H33ZM37 95H38V93H37ZM37 95H36V96H37ZM54 95H55V94H54ZM80 95H81V94H80ZM86 95H87V94H86ZM108 95H110V94H108ZM108 95H107V97L110 98V96H108ZM132 95H134V94H132ZM142 95H144V94H142ZM155 95H156V94H155ZM160 95H161V94H160ZM227 95H226V96H227ZM249 95H250V94H249ZM13 96H14V95H13ZM17 96H20V95H17ZM34 96H35V95H34ZM40 96H41V95H40ZM57 96H59V95H57ZM61 96H62V95H61ZM67 96H69V95H67ZM96 96H97V95H96ZM104 96H105V94H104ZM115 96H116V95H115ZM127 96H129V95H127ZM184 96H185V95H184ZM222 96H223V95L221 94V97H222ZM230 96H231V95H230ZM230 96H228V98H229ZM232 96L234 97L233 94H232ZM261 96H262V95H261ZM14 97H16V96H14ZM52 97L54 98V96H52ZM52 97H50V98H52ZM63 97H64V96H63ZM81 97H82V99H83V96H82V95H81ZM91 97H92V96H91ZM119 97H120V94H119ZM134 97H136V96L134 95ZM137 97H138V96H137ZM141 97H142V96H141ZM215 97H216V96H215ZM235 97H236V96H235ZM242 97H243V96H242ZM242 97H241V99H242ZM249 97H251V95H250ZM6 98H7V97H6ZM22 98H24L25 100L27 99V98H25V97H22ZM38 98H39V96H38ZM53 98H52V99H53ZM55 98H56V100H57L58 97H55ZM72 98H74V97H72ZM77 98H78V97H77ZM100 98H101V97H100ZM126 98H127V97H126ZM142 98H143V97H142ZM142 98H141V99H142ZM144 98H145V96H144ZM146 98H147V94H146ZM146 98H145V100H147ZM158 98H159V97H158ZM169 98H170V97H169ZM178 98H179V97H178ZM199 98H200V97H199ZM208 98H209V97H208ZM239 98H240V97H238V99H239ZM244 98H245V97H244ZM261 98H263V96H262ZM11 99H12V98H11ZM24 99H23V100H24ZM30 99H31V98H30ZM35 99H36V98H35ZM42 99H45V98H42ZM85 99H86V98H85ZM101 99L104 100V98H101ZM117 99H118V98H117ZM117 99H116V100H117ZM130 99H132V98H130ZM135 99H136V101H137V98H134L133 100H135ZM141 99L139 98L140 101H141ZM151 99H152V98H151ZM202 99H203V98H202ZM219 99H221L220 96H219ZM219 99H218V101H220ZM258 99H259V98H258ZM4 100H5V99H4ZM8 100H10V99L8 98L7 101H8ZM15 100H16V99H15ZM20 100H22V99H20ZM32 100H33V98H32ZM37 100H38V99H37ZM37 100H35V101H37ZM49 100H50V99H49ZM62 100H63V99H62ZM62 100H60V102H61ZM66 100H67V99H66ZM69 100H72V99L69 98ZM73 100H74V99H73ZM87 100H88V99H87ZM97 100H98V99H97ZM114 100H115V99H114ZM114 100L112 99V101H114ZM152 100L155 101V100H156V97H155V99H152ZM162 100H164V99L162 98ZM162 100H161V101H162ZM165 100H166V99H165ZM167 100H168V99H167ZM167 100H166V101H167ZM206 100H207V99H206ZM208 100H209V99H208ZM210 100H211V99H210ZM210 100H209V101H210ZM229 100H230V99H229ZM249 100H250V99H249ZM255 100H257V99H255ZM255 100H254V101H255ZM1 101H2V100H1ZM12 101H13V100H12ZM39 101H40V100H39ZM43 101H44V100H43ZM64 101H65V100H64ZM67 101H68V100H67ZM83 101H84V100H83ZM154 101H153V102H154ZM156 101H157V100H156ZM169 101H170V100H169ZM169 101H167V102H169ZM200 101H201V100H200ZM212 101H213V100H212ZM230 101H232V100H230ZM230 101H229V103H230ZM236 101H237V100H236ZM243 101H244V100H243ZM245 101H246V100H245ZM260 101H261V100H260ZM16 102H17V101H15V104H16ZM45 102H46V101H45ZM47 102H48V101H47ZM50 102H52V101H50ZM65 102H66V101H65ZM65 102H64V103H65ZM72 102H73V101H72ZM91 102H92V101H91ZM99 102H100V101H99ZM103 102H104V101H103ZM103 102H101V103H103ZM116 102H117V101H116ZM118 102H119V101H118ZM149 102H150V101H149ZM190 102H191V101H190ZM194 102H195V101H194ZM205 102H206V101H205ZM207 102H208V101H207ZM213 102H214V101H213ZM222 102H224V101H222ZM237 102H238V101H237ZM261 102H262V101H261ZM9 103H10V101H9ZM21 103H22V102H21ZM25 103H26V102H25ZM25 103H24L23 105H25ZM35 103H36V102H35ZM42 103H43V102H42ZM53 103H54V102H53ZM79 103H80V102H79ZM83 103H85V102H83ZM83 103H82V104H83ZM95 103H97V102H95ZM107 103H108V102H107ZM126 103H127V102H126ZM132 103H133V102H132ZM142 103H143V102H142ZM145 103H146V102H145ZM145 103H144V104H145ZM156 103H157V102H156ZM156 103H154V104H156ZM216 103H217V102H216ZM234 103H235V102H234ZM238 103H240V102H238ZM245 103H246V102H245ZM262 103H263V102H262ZM4 104H5V103H4ZM36 104H38V103H36ZM36 104H35V105H36ZM46 104H47V103H46ZM46 104H44V105H46ZM54 104H55V103H54ZM62 104H63V103H62ZM69 104H70V103H69ZM69 104H68V106L71 105V104H70V105H69ZM74 104H76L75 100H74ZM74 104H73V105H74ZM147 104H148V103H147ZM147 104H146V105H147ZM158 104H159V103H158ZM165 104H166V103H165ZM180 104H181V103H180ZM193 104H194V103H193ZM201 104H202V103H201ZM212 104H213V106H214V103H212ZM218 104H219V102H218ZM222 104H223V103H222ZM222 104H220V105H222ZM235 104H236V103H235ZM263 104H264V103H263ZM30 105H31V104H30ZM48 105H49V104H48ZM97 105H98V103H97L95 106H97ZM101 105H102V104H101ZM149 105H150V103H149ZM156 105H157V104H156ZM156 105H154V107H158V105H157V106H156ZM162 105H163V104H162ZM162 105H160V106H162ZM220 105H219V107H220ZM225 105H226V103H225ZM232 105H233V103L230 105L231 108H232ZM240 105H242V104H240ZM13 106L15 107V105H13ZM18 106H19V105H18ZM49 106H50V105H49ZM49 106H48V107H49ZM51 106H52V105H51ZM65 106H66V105H65ZM65 106H64V107H65ZM68 106H67V107H68ZM74 106H77V105H74ZM74 106H72V107H74ZM85 106L88 107V105H85ZM91 106H92V104H91ZM122 106H123V105H122ZM129 106H130V105H129ZM132 106H133V105H132ZM138 106H140V105H138ZM138 106H137V107H138ZM160 106H159V110H160ZM165 106H166V105H165ZM195 106H196V105H195ZM195 106H194V108H196ZM215 106H216V104H215ZM222 106H223V108H226V106H225V107H224V105H222ZM222 106H221V109H222ZM233 106H234V105H233ZM2 107H3V106H2ZM2 107H1V108H2ZM8 107H10V105H8ZM24 107H25V106H24ZM36 107H37V106H36ZM42 107H43V106H42ZM67 107H66V109L69 110ZM72 107H70V108H71V111L73 110ZM93 107H94V106H93ZM149 107L151 108L152 105L149 106ZM172 107H173V106H172ZM175 107H176V106H175ZM199 107H200V106H199ZM219 107H218V108H219ZM241 107L244 108L243 106H241ZM1 108H0V109H1ZM11 108H12V106H11ZM15 108L17 109V107H15ZM21 108L23 109V107H21ZM44 108H45V107H43V108H41V109L45 110ZM49 108H50V107H49ZM76 108H78V110H80L79 107H76ZM76 108H75V109H76ZM111 108H112V107H111ZM161 108H162V107H161ZM205 108H206V107H205ZM212 108H213V107H212ZM234 108H235V107H234ZM242 108H240V109L242 110ZM37 109H38V108H37ZM37 109H34V110L38 111ZM41 109H39V110H40V111H39V115H40ZM46 109H47V108H46ZM50 109H51V108H50ZM66 109H65V110H66ZM82 109H84V107H83ZM97 109H98V108H97ZM97 109H96V110H97ZM112 109H113V108H112ZM124 109H127V106H126V108H124ZM130 109L133 110V108H130ZM141 109H142V107H141ZM152 109H154V108L152 107ZM164 109H165V108H164ZM166 109H167V108H166ZM184 109H185V108H184ZM209 109H210V108H209ZM209 109H208V111H209ZM227 109H228V107H227ZM235 109H236V108H235ZM8 110H9V108H8ZM14 110H15V109H14ZM32 110H33V109H32ZM56 110H57V109H56ZM58 110H59V109H58ZM65 110H64L63 112H66ZM85 110H86V109H84V111H85ZM90 110H91V109H90ZM93 110L96 111L95 108H93ZM104 110H105V109H104ZM132 110H131V111H132ZM145 110H146V109H145ZM167 110H169V109H167ZM215 110H216V109H215ZM222 110H225V109H222ZM237 110H238V108H237ZM246 110H247V109H246ZM10 111H11V110H9V112H10ZM23 111H25V110H23ZM36 111H34V113H35ZM69 111H70V110H69ZM69 111H68V112H69ZM80 111H82V110H80ZM108 111H110V110H108ZM113 111H114V110H113ZM138 111H139V110H138ZM165 111H166V110H165ZM200 111H201V110H200ZM211 111H212V109H211ZM217 111H218V109H217ZM234 111H235V110H234ZM243 111H244V110H243ZM4 112H5V111H4ZM9 112L7 111L6 114H8ZM16 112H18V111H16ZM19 112H20V109H19ZM21 112H22V111H21ZM46 112H48V111H46ZM53 112H54V111H53ZM74 112H75V111H74ZM74 112L72 111L71 113H74ZM77 112H78V111H77ZM92 112H93V111H92ZM99 112H100V111H99ZM124 112H125V111H124ZM128 112H129V111H128ZM139 112H141V111H139ZM155 112H157V110H156ZM158 112H159V111H158ZM162 112H163V111H162ZM176 112H177V111H176ZM209 112H210V111H209ZM215 112H216V111H215ZM215 112H213V113L215 114ZM223 112H224V111H223ZM225 112H226V111H225ZM227 112H229V111H227ZM240 112H241V111H240ZM240 112H238V113H240ZM28 113H29V111H28ZM32 113H33V112H32ZM37 113H38V112H37ZM44 113H45V112H44ZM48 113L51 114L52 112L50 111V112H48ZM55 113H56V112H55ZM58 113H62V112L60 111V112H58ZM58 113H56V114H58ZM66 113H67V112H66ZM83 113H85V112H83ZM86 113H87V111H86ZM93 113H95V112H93ZM113 113H114V112H113ZM115 113H116V112H115ZM131 113H132V112H131ZM143 113H144V111H143ZM178 113H179V112H178ZM196 113H197V112H196ZM196 113H195L194 115H196ZM203 113H204V112H203ZM218 113H219V111H218ZM235 113H237V111H236ZM238 113H237V114H238ZM244 113H247V112H244ZM3 114H4V113H3ZM15 114H16V113H15ZM18 114H19V113H18ZM26 114H27V113H26ZM42 114H43V113H42ZM45 114H46V113H45ZM62 114H63V113H62ZM74 114H77V113H74ZM80 114L82 115V112H81ZM87 114H89V112H88ZM90 114H91V113H90ZM95 114H96V113H95ZM107 114H108V113H107ZM141 114H142V113H141ZM150 114H151V111H150ZM153 114H154V112H153ZM160 114H162V113H160ZM199 114H200V113H198V115H199ZM206 114H207V113H206ZM247 114H248V113H247ZM261 114H262V113H261ZM31 115H32V114H31ZM33 115H34V114H33ZM35 115H36V114H35ZM39 115L36 116V117L40 118ZM51 115H53V114H51ZM58 115H59V114H58ZM58 115H57V117H59ZM67 115L70 116V113H69V114L67 113ZM72 115H73V114H72ZM81 115H80V116L76 115L75 118L77 119V117H82L83 115H82V116H81ZM84 115H85V114H84ZM91 115H92V114H91ZM91 115H90V117H91ZM126 115H127V114H126ZM129 115H131V114L129 113ZM151 115H152V114H151ZM158 115H159V114H158ZM158 115H157V118H158ZM182 115H184V114H182ZM198 115H197V117H198ZM200 115H201V114H200ZM200 115H199V117H200ZM215 115H216V114H215ZM219 115H220V114H219ZM221 115H222V113H221ZM221 115H220V116H221ZM233 115H234V114H233ZM235 115H236V114H235ZM235 115H234V116H235ZM238 115H239V114H238ZM241 115H242V114H241ZM1 116H2V115H1ZM4 116H5V115H4ZM8 116H9V115H8ZM13 116H14V114L12 115V117H13ZM15 116H16V115H15ZM15 116H14V118H17V117H15ZM17 116H18V115H17ZM21 116H22V115H21ZM45 116H46V115H45ZM45 116H44V117H45ZM53 116H54V115H53ZM62 116H63V115H62ZM62 116H61V117H62ZM85 116H86V115H85ZM85 116H84V117H85ZM111 116L113 117V115H111ZM122 116H123V115H122ZM127 116H128V115H127ZM143 116H144V115H143ZM169 116H170V115H169ZM204 116H205V115H204ZM243 116H244V115H243ZM243 116H240V115H239V116H237V117L235 116V117H236V118L239 117L238 119H240V118L243 117ZM245 116H246V115H245ZM31 117H32V116H31ZM31 117H30V118H31ZM33 117H34V116H33ZM33 117H32V118H33ZM46 117H47V116H46ZM49 117H50V116H49ZM49 117H48V119H49ZM55 117H56V116H55ZM63 117H65V116H63ZM63 117H62L61 120H63ZM100 117H101V116H100ZM125 117H126V116H125ZM129 117H130V116H129ZM147 117H148V115H147ZM177 117H178V116H177ZM190 117H191V116H190ZM195 117H196V116H195ZM206 117H207V116H206ZM218 117H219V116H218ZM232 117H233V116H232ZM8 118H10V117H8ZM14 118H13V119H14ZM18 118H19V117H18ZM41 118H43V117H41ZM68 118H69V117H68ZM68 118H67V119H68ZM72 118H74V117H72ZM92 118H93V117H91V119H92ZM136 118H137V117H136ZM142 118H143V117H142ZM149 118H150V117H149ZM149 118H148V120H150ZM152 118H153V117H152ZM168 118H169V117H168ZM191 118L194 119L193 117H191ZM200 118H201V117H200ZM212 118H214V117H212ZM215 118H216V116H215ZM219 118H220V117H219ZM219 118H218V119H219ZM250 118H251V117H250ZM262 118H263V117H262ZM5 119H6V118H5ZM5 119H4V120H5ZM11 119H12V118H11ZM11 119H10V121H11ZM33 119H34V118H33ZM44 119H46V118H44ZM50 119H51V118H50ZM78 119H79V118H78ZM78 119H77L76 121H79ZM95 119L97 120V118H95ZM118 119H119V118H118ZM122 119H123V118H122ZM164 119H165V117H164ZM169 119H171V118H169ZM192 119H191V120H192ZM195 119L198 120L199 118H195ZM201 119H203V117H202ZM201 119H200V120H201ZM220 119H222V118H220ZM224 119H225V118H224ZM228 119H229V118H228ZM245 119H246V118H245ZM247 119L249 120V118H247ZM1 120H2V119H1ZM29 120H30V119H29ZM29 120H28V121H29ZM51 120H52V119H51ZM57 120H58V119H57ZM57 120H56V121H57ZM59 120H60V119H59ZM61 120H60V121H61ZM65 120H66V119H65ZM73 120H74V119H73ZM73 120L71 119L70 121H73ZM87 120H89L90 122L92 121V120H90V119H87ZM93 120H94V118H93ZM98 120H99V117H98ZM98 120L96 121V123L98 122ZM126 120H127V119H126ZM129 120H130V119H129ZM129 120H128V121H129ZM133 120H134V118H133ZM135 120H136V119H135ZM144 120H145V119H144ZM162 120H163V119H162ZM172 120H174V119H172ZM189 120H190V119H189ZM211 120H212V122H213V119H211ZM225 120H226V119H225ZM234 120H235V119H234ZM240 120H241V119H240ZM250 120H251V119H250ZM258 120H260V119H258ZM263 120H264V119H263ZM12 121H15V120H12ZM38 121H39V120L37 119V121L35 122V124H36ZM49 121H50V120H49ZM74 121H75V120H74ZM76 121H75V122H76ZM81 121H82V120H81ZM100 121H102V120H100ZM104 121H105V120H104ZM111 121H112V119H111ZM118 121H119V120H118ZM118 121H117V123L120 122V121H119V122H118ZM131 121H132V120H131ZM136 121H137V120H136ZM151 121H152V120H151ZM153 121H154V120H153ZM156 121H158V119H157ZM164 121H166V120H164ZM164 121H163V122H164ZM170 121H171V120H170ZM214 121H215V120H214ZM218 121H219V120H218ZM227 121H228V120H227ZM230 121H231V120H230ZM242 121H244V117H243V120H242ZM242 121H240V122H242ZM252 121H253V120H252ZM252 121H251V122H252ZM7 122H8V121H7ZM31 122H33V121H31ZM31 122H28L27 124L25 123V125H31V124H29V123H31ZM52 122H53V121H52ZM54 122H55V121H54ZM63 122H65V121H63ZM68 122H69V121H68ZM68 122H67V120H66V123H68ZM75 122H74V123H75ZM86 122H87V121H86ZM86 122H85V123H86ZM94 122H95V120H94ZM94 122H93V123H94ZM108 122H110V121H108ZM108 122H107V123H108ZM113 122H115V121H112V123H113ZM141 122H142V121H141ZM177 122H178V121H177ZM188 122H190V121H188ZM200 122H201V121H200ZM215 122H216V121H215ZM215 122H214V123H215ZM245 122H247V121H245ZM0 123H1V122H0ZM3 123H5V122H3ZM3 123H2V124H3ZM13 123H14V122H13ZM17 123H18V122H17ZM33 123H34V122H33ZM38 123H39V122H38ZM45 123H46V122H45ZM58 123H59V122H58ZM61 123H62V121H61ZM77 123H78V122H77ZM79 123H80V125H81V122H79ZM79 123H78V124H79ZM85 123H84V125H85ZM91 123H92V122H91ZM96 123H94V124H96ZM122 123L124 124L123 121H122ZM133 123H135V122H133ZM136 123H137V122H136ZM143 123H144V122H143ZM165 123H166V122H165ZM173 123H174V122H173ZM193 123H194V122H193ZM210 123H211V122H210ZM218 123H219V122H218ZM223 123H224V122H223ZM225 123H226V122H225ZM225 123H224V124H225ZM232 123H233V122H232ZM243 123H244V122H243ZM248 123H250V122H248ZM253 123H254V121H253ZM10 124H12V123H10ZM52 124H53V123H52ZM75 124H76V123H75ZM78 124H76V125H78ZM86 124H87V123H86ZM103 124H104V122H103ZM120 124H121V123H120ZM125 124H126V123H125ZM138 124H139V122H138ZM146 124H148V123L146 122ZM151 124H152V123H151ZM190 124H191V122H190ZM211 124H212V123H211ZM216 124H217V123H216ZM221 124H222V123H221ZM233 124H234V123H233ZM0 125H1V124H0ZM37 125H38V124H37ZM43 125H44V126H47L46 124H43ZM43 125H42V128H43ZM48 125H49V124H48ZM69 125H71V122H70V124H68L67 126H69ZM89 125H90V124H89ZM89 125H88V126H89ZM104 125H106V124H104ZM142 125H143V127L145 126L144 124H142ZM158 125H160L159 122H158ZM163 125H164V124H163ZM165 125H166V124H165ZM165 125H164V126H165ZM184 125H186V124L184 123ZM195 125L197 126V124H195ZM212 125H213V124H212ZM225 125L227 126V124H225ZM230 125H231V124H230ZM8 126H9V124H8ZM10 126H11V125H10ZM22 126H24V125H22ZM33 126H34V125H33ZM35 126H36V125H35ZM39 126H40V124H39ZM91 126H92V128H93L94 125L91 124ZM150 126H151V125H150ZM154 126H155V125H154ZM175 126H176V125H175ZM179 126H180V125H179ZM199 126H201V124H200ZM210 126H211V125H210ZM213 126H215V125H213ZM216 126H217V125H216ZM216 126H215V127H216ZM235 126H236V125H235ZM254 126H255V125H254ZM27 127H28V126H27ZM36 127H37V126H36ZM40 127H41V126H40ZM59 127H60V126H59ZM71 127H73V126H71ZM78 127H79V126H78ZM105 127L108 128L107 126H105ZM125 127H126V126H125ZM128 127H129V126H128ZM130 127H131V126H130ZM135 127H138V126H135ZM176 127H177V126H176ZM189 127H190V126H189ZM189 127H188V128H189ZM193 127H194V126H193ZM217 127H218V126H217ZM224 127H225V126H224ZM238 127H240V125H239ZM1 128H2V126H0V129H1ZM8 128H9V127H8ZM8 128H6V130H7ZM11 128H12V127H11ZM25 128H26V127H24V129H25ZM47 128H48V127H46V129H47ZM49 128H50V127H49ZM49 128H48V129H49ZM51 128H53V126H52ZM56 128H57V127H56ZM56 128H55V129H56ZM64 128H65V126H64ZM67 128H68V127H67ZM76 128H77V127H76ZM82 128H83V127H82ZM85 128L87 129V127H85ZM111 128H112V127H111ZM113 128H114V127H113ZM116 128H119V127H116ZM157 128H158V127H157ZM157 128H156V129H157ZM167 128H168V127H167ZM191 128H192V127H191ZM218 128H219V127H218ZM227 128H228V127H227ZM232 128H233V126H232ZM249 128H250V127H248V129H249ZM252 128H253V127H252ZM252 128H251V129H252ZM9 129H10V128H9ZM20 129L23 130L22 128H20ZM32 129H33V128H32ZM65 129H66V128H65ZM65 129H64V130H65ZM73 129H74V128H73ZM83 129H84V128H83ZM97 129H98V128H97ZM100 129H101V128H100ZM131 129H132V128H131ZM133 129H134V128H133ZM156 129H155V130H156ZM239 129L241 130V128H239ZM243 129H244V128H243ZM248 129H247V130H248ZM11 130H12V129H11ZM11 130H9V131H11ZM35 130H36V129H35ZM35 130H34V131H35ZM41 130H42V129H41ZM58 130H59V129H58ZM68 130H69V129H68ZM78 130H79V129H78ZM84 130H85V129H84ZM89 130L91 131L90 126H89ZM104 130H105V129H104ZM106 130H107V129H106ZM117 130H118V129H117ZM123 130H125L124 127H123ZM129 130H130V129H129ZM136 130H137V129H136ZM149 130H150V129H149ZM167 130H168V129H167ZM174 130H175V129H174ZM176 130H178V129H176ZM219 130H221V129L219 128ZM227 130L229 131L228 133H230L231 130H229V129H227ZM1 131H2V130H1ZM27 131H28V130H27ZM38 131H39V129H38ZM38 131H35L34 133L37 134ZM44 131H45V129H44ZM48 131H49V130H48ZM48 131H46V132L49 133ZM50 131H51V130H50ZM54 131H55V130H54ZM56 131H57V129H56ZM60 131H61V128H60ZM62 131H63V130H62ZM66 131H67V130H66ZM70 131H71V130H70ZM79 131H80V130H79ZM82 131H83V130H82ZM90 131H86V132H88V133L90 134ZM92 131H93V130H92ZM97 131H98V130H97ZM97 131H96V133H98ZM99 131L101 132V130H99ZM110 131H111V130H110ZM112 131H113V130H112ZM112 131H111V132H112ZM131 131H133V130H131ZM137 131H138V130H137ZM142 131H143V129H142ZM169 131H170V130H169ZM189 131H190V130H189ZM189 131H188V132H189ZM193 131H197V130L193 129L191 132H193ZM205 131H206V130H205ZM205 131H204V132H205ZM209 131H210V130H209ZM211 131H213V130H211ZM216 131H217V130H216ZM222 131H223V130H222ZM222 131H221V132H222ZM248 131L250 132L251 130H248ZM252 131H253V130H252ZM24 132H25V131H24ZM39 132H40V131H39ZM41 132H42V131H41ZM46 132H45L44 134H47ZM52 132H53V131H52ZM52 132H51V134H52ZM94 132H95V131H94ZM158 132H159V131H158ZM160 132H161V131H160ZM170 132H173V131H170ZM179 132H180V131H179ZM199 132H200V131H199ZM199 132H196V134L199 133ZM241 132H242V131H240L239 134H240ZM5 133H8V132H5ZM9 133H10V132H9ZM9 133H8V134H9ZM16 133H17V132H16ZM21 133H23V131H22ZM59 133H61V132H59ZM68 133H69V132H68ZM70 133L72 134L73 132H70ZM80 133H81V132H80ZM96 133H95L94 136L97 137L98 134L96 135ZM108 133H110V132H108ZM112 133L115 134V132H112ZM123 133H124V131H123ZM123 133H122V136H124ZM129 133H130V132H129ZM140 133H141V132H140ZM156 133H157V132H156ZM186 133H187V132H186ZM189 133H190V132H189ZM235 133H236V132H235ZM251 133H253V132H251ZM254 133H255V132H254ZM8 134H7V135H8ZM38 134H39V133H38ZM38 134H37V135H38ZM55 134H56V133H55ZM63 134H64V133H63ZM78 134H79V132H78ZM83 134H86V133L83 132ZM93 134H94V133H93ZM99 134H100V133H99ZM116 134H117V133H116ZM131 134H132V133H131ZM161 134H162V132H161ZM177 134H179V133L177 132ZM177 134H176V136H177ZM183 134H184V133H182V135H183ZM199 134H200V133H199ZM208 134H209V132H208ZM212 134H213V133H212ZM212 134L210 135V137L212 136ZM215 134H216V133H215ZM215 134H214V135H215ZM217 134H218V133H217ZM237 134H238V133H237ZM242 134H244V133H242ZM256 134H258V133H256ZM26 135H27V133H26ZM26 135H25V136H26ZM29 135L32 136L31 133H28V136H29ZM34 135H35V134H34ZM37 135H35L36 138L38 137ZM57 135H59V134H57ZM57 135H56V136H57ZM65 135H66V134H65ZM81 135H82V133H81ZM100 135H101V134H100ZM117 135H118V134H117ZM138 135H139V134H138ZM191 135H192V134H191ZM205 135H206V134H205ZM222 135H223V134H222ZM227 135H228V134H227ZM229 135H230V134H229ZM229 135H228V136H229ZM246 135H247V131H246ZM248 135H249V133H248ZM248 135H247V137H248ZM2 136H3V135H2ZM18 136H19V135H18ZM18 136H17V138H18ZM30 136H29V137H30ZM35 136H34V138H35ZM53 136H54V135H53ZM66 136H68V135H66ZM74 136H75V135H74ZM77 136H78V135H76V137H77ZM79 136H80V135H79ZM83 136H84V135H83ZM85 136L87 137V135H85ZM85 136H84V137H85ZM110 136L112 137V135H110ZM113 136H116V135H113ZM122 136H121V137H122ZM125 136H126V134H125ZM127 136H128V135H127ZM144 136H145V135H144ZM165 136H166V135H165ZM188 136H189V135H188ZM195 136H198V135H195ZM206 136H207V135H206ZM206 136H205V137H206ZM208 136H209V135H208ZM208 136L206 137L207 139H208ZM219 136H220V135H219ZM234 136H235V135H234ZM241 136H242V135H241ZM255 136H256V135H255ZM4 137H6V135H4ZM19 137H20V136H19ZM32 137H33V136H32ZM45 137H46V136H45ZM68 137H69V136H68ZM76 137H75V138H76ZM89 137H90V136H89ZM98 137L100 138V136H98ZM116 137H117V136H116ZM121 137H120V139H122ZM137 137H138V136H137ZM146 137H147V136H146ZM158 137H159V136H158ZM161 137H162V136H160V138H161ZM172 137H175V136H172ZM212 137H213V136H212ZM216 137H217V135H216ZM229 137H230V136H229ZM238 137H239V135H238ZM243 137H244V135H243ZM15 138H16V136H15ZM25 138H26V137H25ZM38 138H39V137H38ZM42 138H43V137H42ZM42 138H41V139H42ZM47 138H50V137L48 136ZM47 138H46V139H47ZM53 138H54V137H53ZM55 138H56V137H55ZM55 138H54V139H55ZM60 138L63 139L62 137H60ZM65 138H66V137H65ZM69 138H71V137H69ZM69 138H68V139H69ZM80 138H81V137H80ZM125 138H127V137H125ZM132 138H133V137H132ZM139 138H140V137H139ZM165 138H166V137H165ZM185 138H186V135H185ZM187 138H189V137H187ZM187 138H186V139H187ZM196 138H197V137H196ZM199 138H200V135H199ZM218 138H219V137H217V139H218ZM256 138H257V137H256ZM2 139H3V138H2ZM12 139H14V138H12ZM22 139H24V137H23ZM26 139H27V138H26ZM31 139H32V138H31ZM43 139H44V138H43ZM43 139H42V141H43ZM73 139H74V137H73ZM77 139H78V138H77ZM82 139H83V138H82ZM86 139H87V138H86ZM86 139L84 138V140H86ZM102 139H103V138H102ZM102 139H99V140L102 141ZM104 139H105V137H104ZM127 139H130L129 136H128ZM133 139H135V138H133ZM145 139H147V138H145ZM152 139H153V138H152ZM158 139H159V138H158ZM168 139H169V138H168ZM181 139H182V138H181ZM183 139H184V138H183ZM189 139H191V138H189ZM192 139H193V138H192ZM204 139H205V138H204ZM204 139H203V140H204ZM211 139H212V138H211ZM225 139H226V138H225ZM251 139H253V138H251ZM0 140H1V139H0ZM5 140H6V139H5ZM19 140L21 141V139L18 138L17 141H19ZM47 140H49V139H47ZM52 140H53V139H52ZM66 140H67V138H66L64 141H66ZM111 140L114 141V139H111ZM111 140H107V141L110 142ZM156 140H157V138H156ZM184 140H185V139H184ZM193 140H194V139H193ZM195 140H196V139H195ZM199 140H200V139H199ZM219 140H220V139H219ZM236 140H237V138H236ZM246 140H247V139H246ZM1 141H3V140H1ZM1 141H0V142H1ZM29 141H30V140H29ZM33 141H34V140H33ZM44 141H45V140H44ZM64 141H63V142H64ZM77 141H78V140H77ZM86 141H87V140H86ZM88 141H90V140H88ZM91 141H92V140H91ZM104 141H105V140H104ZM104 141H103V142H104ZM113 141H112V142H113ZM127 141H128V140H127ZM127 141H126V142H127ZM136 141H137V140H136ZM141 141H143V140H141ZM175 141H176V139H175ZM186 141H187V140H186ZM189 141H190V140H189ZM204 141H205V140H204ZM209 141H210V140H209ZM209 141H208V142H209ZM215 141H216V140H215ZM215 141H213V142H215ZM220 141H221V140H220ZM229 141L231 142V140H229ZM232 141H233V140H232ZM241 141H242V140H241ZM250 141L252 142V140H250ZM250 141H249V142H250ZM258 141H259V140H258ZM4 142H6V141H4ZM35 142H38V140L35 141ZM52 142H53V141H52ZM55 142H56V141L54 140V144H55ZM57 142H59V141H57ZM60 142H62V140H61ZM72 142H74V141L72 140ZM79 142H81V141H79ZM83 142H85V141H83ZM126 142H124V143H126ZM130 142H131V141H130ZM164 142H165V141H164ZM164 142H163V144H164ZM194 142H195V141H193V143H194ZM199 142H200V141H199ZM210 142H211V141H210ZM210 142H209V143H210ZM213 142H212V143H213ZM216 142H217V141H216ZM216 142H215V144H216ZM226 142H227V141H226ZM230 142H229V143H230ZM235 142H236V141H235ZM238 142H239V141H238ZM23 143H24V141H23ZM31 143H32V142H31ZM41 143H42V142H41ZM41 143H40V144H41ZM43 143H44V142H43ZM43 143H42V144H43ZM65 143H66V142H65ZM119 143H120V142H119ZM131 143H132V142H131ZM135 143H136V142H135ZM135 143H133V144L135 145ZM174 143H175V142H174ZM181 143H182V142H181ZM191 143H192V142H191ZM209 143H208V145H211V144H209ZM217 143H218V142H217ZM220 143H221V142H220ZM236 143H237V142H236ZM243 143H244V145H245V142H243ZM252 143H253V142H252ZM0 144H3V142H1ZM14 144H16V143H14ZM26 144H28V143L25 142V147H26ZM33 144H34V143H33ZM37 144H38V143H37ZM42 144H41V145H42ZM47 144H48V143H47ZM47 144L45 143V146H46ZM51 144H52V143H51ZM56 144H58V143H56ZM63 144H64V143H63ZM69 144H70V142H69ZM73 144H74V143H73ZM102 144H103V143H102ZM102 144H101V142H100V144H98L99 147H100V145H102ZM114 144H115V143H113V145H114ZM156 144H157V143H156ZM166 144L168 145V143H166ZM218 144H219V143H218ZM221 144H222V143H221ZM248 144H249V143H248V141H247V145H248ZM31 145H32V144H31ZM35 145H36V144H35ZM61 145H62V144H61ZM77 145H78V144H77ZM77 145H75V146H77ZM79 145H80V144H79ZM90 145H91V144H90ZM94 145H96V142H95V143L93 142V146H94ZM111 145H112V144H111ZM136 145H137V144H136ZM136 145H135V146H136ZM143 145H144V144H143ZM146 145H147V144H146ZM146 145H144V146H146ZM154 145H155V144H154ZM158 145H159V144H158ZM173 145H174V144H173ZM184 145H185V144H184ZM193 145H195V144H193ZM204 145H206V144L204 143ZM226 145H227V144H226ZM234 145H235V144H234ZM250 145H251V143L249 144V146H250ZM70 146H73V145H70ZM87 146H89V145H87ZM159 146H161V145H159ZM174 146H175V145H174ZM215 146L217 147V144H216ZM215 146H214V147H215ZM231 146H232V144H231ZM240 146H241V145H240ZM19 147H21V146H19ZM30 147H31V146H30ZM38 147H39V146H38ZM42 147L44 148V144L41 146V148H37V150L39 151V149H43ZM77 147H78V146H77ZM83 147H84V146H83ZM85 147H86V145H85ZM89 147H90V146H89ZM89 147H87V148H89ZM94 147H95V146H94ZM102 147H104V146H102ZM111 147H112V146H111ZM111 147H110V148H111ZM138 147H139V145H138ZM147 147H148V146H147ZM170 147H172V145H171ZM186 147H187V146H186ZM196 147H197V146H196ZM205 147H206V146H205ZM208 147H209V146H208ZM208 147H207V148H208ZM214 147H210V148L213 149ZM227 147H229V146L227 145ZM232 147H233V146H232ZM237 147H238V146H237ZM245 147H246V146H245ZM250 147H252V146H250ZM0 148L3 149L2 146H1ZM12 148H13V147H12ZM17 148H18V147H17ZM22 148H23V147H22ZM35 148H36V147H35ZM63 148H64V147H63ZM164 148H165V146H164ZM184 148H185V146H184ZM190 148H191V147H190ZM190 148H189V149H190ZM197 148H198V147H197ZM197 148H196V149H197ZM199 148H200V146H199ZM210 148H209V150H210ZM238 148H239V147H238ZM19 149H21V148H19ZM23 149H24V148H23ZM30 149H31V148H30ZM49 149H50V148H49ZM53 149H54V148H53ZM75 149H76V148H75ZM77 149H78V148H77ZM80 149H81V148H80ZM83 149H84V148H83ZM96 149H97V148H96ZM102 149H103V151H104V148H102ZM105 149H106V148H105ZM219 149H221V148H219ZM224 149H225V148H224ZM230 149H231V147H230ZM239 149H240V148H239ZM239 149H238V150H239ZM16 150H17V149H16ZM43 150H44V149H43ZM43 150H41V152H44ZM54 150H55V149H54ZM59 150H60V149H59ZM68 150H69V148H68ZM99 150H101V149H99ZM111 150H112V148H111ZM173 150H174V149H173ZM181 150H182V149H181ZM198 150H199V149H198ZM200 150H201V149H200ZM209 150H208V152H209ZM213 150H214V149H213ZM213 150H212V151H213ZM216 150H217V149H216ZM216 150H215V151H216ZM244 150H245V149H244ZM248 150H249V147H248ZM248 150H247V151H248ZM251 150H252V148H251ZM251 150H250V151H251ZM0 151H1V150H0ZM33 151H34V150H33ZM35 151H36V150H35ZM47 151H48V148H47ZM52 151H53V150H52ZM70 151H71V150H70ZM79 151H80V150H79ZM85 151H86V149H85L83 152H85ZM87 151H88V150H87ZM91 151H92V150H91ZM177 151H179V150H177ZM192 151L194 152V150H192ZM196 151H197V150H196ZM196 151H195V152H196ZM225 151H226V150H225ZM228 151H229V149H228ZM240 151H241V150H240ZM18 152H19V151H18ZM48 152H50V151H48ZM48 152H47V155H49ZM56 152H57V150H56ZM63 152H64V150H63ZM81 152H82V151H81ZM81 152H78V154H80ZM89 152H90V150H89ZM93 152H94V151H93ZM104 152H105V151H104ZM174 152H175V151H174ZM218 152H219V150H218ZM220 152H222V151H220ZM223 152H224V151H223ZM231 152H233V150H232ZM13 153H14V152H13ZM22 153H23V152H22ZM28 153H29V151H28ZM31 153H32V150H31L30 154H31ZM33 153H34V152H33ZM33 153H32V154H33ZM37 153H38V152H37ZM54 153H55V152H54ZM64 153H65V152H64ZM67 153H69V152L67 151ZM71 153H72V151H71ZM91 153H92V152H91ZM95 153L98 154V152H95ZM156 153H157V152H156ZM164 153H165V152H164ZM182 153H183V152H182ZM210 153L212 154V152H210ZM210 153H209V154H210ZM215 153H216V152H215ZM0 154H1V153H0ZM17 154H18V153H17ZM24 154H25V153H24ZM30 154H28V155H30ZM34 154H35V153H34ZM34 154H33V155H34ZM42 154H43V153H42ZM58 154H59V153H58ZM65 154H66V153H65ZM69 154H70V153H69ZM74 154H76V153H74ZM74 154H72V155H74ZM82 154H84V153H82ZM85 154H86V153H85ZM97 154L95 155V157L97 156ZM107 154H110V153L107 152ZM161 154H162V153H160L159 155H161ZM169 154H170V153H169ZM175 154H176V152H175ZM180 154H181V153H180ZM219 154H220V153H219ZM219 154H218V155H219ZM233 154H234V153H233ZM248 154H249V152H248ZM33 155H32V157H33ZM44 155H45V154H44ZM162 155H163V154H162ZM164 155H166V154H164ZM183 155H184V153H183ZM185 155H187L186 152H185ZM199 155H200V154H199ZM201 155H202V152H201ZM204 155H205V154H204ZM216 155H217V154H216ZM216 155H215V156H216ZM220 155H221V154H220ZM16 156H17V155H16ZM16 156H15V157H16ZM24 156H25V155H24ZM35 156H36V155H35ZM49 156H50V155H49ZM59 156H60V155H59ZM81 156H82V155H81ZM81 156H80V157H81ZM86 156H87V154H86ZM86 156H83V157H86ZM148 156H149V155H148ZM150 156H151V155H150ZM228 156H229V155H228ZM234 156H235V155H234ZM234 156H233V158H235ZM249 156H250V154H249ZM249 156H248V157H249ZM21 157H22V156H21ZM26 157H28V156H26ZM29 157H30V156H29ZM29 157H28V158H29ZM38 157H39V156H38ZM42 157H43V156H42ZM51 157H53V156L51 155ZM66 157H68V156H66ZM69 157H70V156H69ZM89 157H90V156H89ZM93 157H94V156H93ZM95 157H94V158H95ZM104 157H105V156H104ZM159 157H161V156H159ZM162 157H164V156H162ZM173 157H176V156L173 155ZM181 157H183V156H181ZM205 157H206V156H205ZM210 157H211V155H210ZM218 157H220V156H218ZM13 158H14V157H13ZM18 158L20 159V157H18ZM56 158H59V157L56 156ZM60 158H61V157H60ZM62 158H63V155H62ZM77 158H79V156H78ZM149 158H150V157H149ZM149 158H148V159H149ZM169 158H170V157H169ZM206 158H207V157H206ZM213 158L215 159L214 156H213ZM220 158H221V157H220ZM30 159H31V157H30ZM33 159H34V158H33ZM40 159H41V158H40ZM70 159H72V157H71ZM74 159H76L75 156H74ZM74 159H73V160H74ZM79 159H80V158H79ZM154 159L157 160L155 157H154ZM154 159L152 158V161H153ZM160 159H163V158H160ZM165 159H166V158H165ZM196 159H197V158H196ZM204 159H205V158H204ZM17 160H18V159H17ZM17 160H16V161H17ZM21 160H22V159H21ZM31 160H32V159H31ZM36 160H38V162H39V159H36ZM41 160H42V159H41ZM50 160H51V158H50ZM58 160H59V159H58ZM65 160H67V158H66ZM77 160H78V159H76V161H77ZM80 160H81V159H80ZM80 160H79V161H80ZM85 160H86V159H85ZM96 160H97V159H96ZM104 160H105V158H104ZM104 160H103V161H104ZM168 160H169V159H168ZM211 160H212V159H211ZM26 161H27V160H26ZM48 161H49V160H48ZM60 161H62V160H60ZM69 161H70V160H69ZM94 161H95V160H94ZM94 161H92L91 163H93ZM150 161H151V159H150ZM152 161H151V163H152ZM162 161H163V160H162ZM171 161H172V160H171ZM185 161L187 162V160H185ZM200 161H201V160H200ZM205 161H206V159H205ZM205 161H204V162H205ZM214 161H215V160H214ZM220 161H222V160L220 159ZM223 161H224V160H223ZM17 162H18V161H17ZM19 162H20V161H19ZM21 162H22V161H21ZM23 162H24V161H23ZM46 162H47V161H45L44 163H46ZM51 162L54 163L55 161L52 160ZM63 162H64V159H63ZM74 162H75V160H74ZM85 162H86V161H85ZM155 162H156V161H155ZM158 162H159V161H158ZM163 162H164V161H163ZM173 162H174V161H173ZM210 162H211V161H210ZM212 162H213V160H212ZM212 162H211V163H212ZM15 163H16V162H15ZM34 163H36V162H34ZM40 163H41V161H40ZM40 163H38V164H40ZM48 163H50V161H49ZM56 163L59 164V161H56ZM60 163H61V162H60ZM65 163H66V162H65ZM68 163H69V162H68ZM71 163H72V162H71ZM77 163H78V162H77ZM82 163H83V162H82ZM86 163H87V162H86ZM105 163H106V162H105ZM105 163H104V164H105ZM149 163H150V162H149ZM153 163H154V162H153ZM169 163H170V162H169ZM178 163H179V161H178ZM180 163H181V162H180ZM180 163H179V164H180ZM190 163H192V162H190ZM216 163L218 164V162H216ZM216 163H215V166H218V167H219V165H217ZM10 164H11V163H10ZM16 164H17V163H16ZM16 164H15V165H16ZM18 164H19V163H18ZM21 164H22V163H21ZM21 164H20V165H21ZM27 164H29V163H27ZM36 164H37V163H36ZM50 164H52V163H50ZM58 164H57V165H58ZM62 164H64V163H62ZM74 164H75V163H73L72 165H74ZM157 164H158V163H157ZM157 164H154V165H157ZM183 164H184V163H183ZM213 164H214V163H213ZM222 164H223V162H222ZM20 165H19V166H20ZM41 165H43V161H42ZM46 165H47V164H46ZM48 165H49V164H48ZM54 165H55V167H56V164H54ZM54 165H53V166H54ZM60 165H61V164H60ZM60 165H59V166H60ZM67 165H68V164H67ZM78 165L81 167L80 164H77V167H78ZM84 165H85V164H84ZM87 165H88V163H87ZM92 165H93V164H92ZM108 165H109V164H108ZM154 165H153V166H154ZM158 165H159V164H158ZM176 165H177V164H176ZM233 165H234V163H233ZM16 166H17V165H16ZM25 166H26V165H25ZM44 166H45V165H44ZM63 166H65V164H64ZM96 166H97V165H96ZM143 166H144V164H143ZM174 166H175V165H174ZM177 166H178V165H177ZM181 166H182V165H181ZM183 166H184V165H183ZM211 166H212V165H211ZM224 166H225V165H224ZM227 166H229V165H227ZM26 167H27V166H26ZM31 167H34V165L32 164ZM38 167H40V166H38ZM38 167H37V168H38ZM41 167H42V166H41ZM41 167H40V170H39V171L43 170V169H42L43 167H42V168H41ZM55 167H54V169H55ZM67 167H68V166H67ZM67 167H66V169H67ZM70 167H71V166H70ZM72 167L74 168V166H72ZM77 167H76V168H77ZM88 167H89V166H88ZM90 167L92 168V166H90ZM90 167H89V168H90ZM105 167H106V166H105ZM125 167H126V166H125ZM145 167H146V166H145ZM156 167H157V166H156ZM156 167H155V168H156ZM160 167H161V166H160ZM160 167H158V168H160ZM162 167H163V166H162ZM164 167H165V165H164ZM164 167H163V168H164ZM167 167H169V165H167ZM179 167H180V166H179ZM186 167H187V166H186ZM201 167L204 168L203 163H202V165L200 166V168H201ZM18 168H19V167H18ZM20 168H21V167H20ZM28 168H29V167H28ZM45 168H46V166H45ZM51 168H52V166H51ZM51 168H50V169H51ZM84 168H85V167H84ZM97 168H98V167H97ZM97 168H96V170L94 169L95 172L98 170ZM146 168H148V167H146ZM158 168H157V169H158ZM170 168H171V167H170ZM213 168H214V167H213ZM213 168H212V169H213ZM228 168H229V167H228ZM22 169H23V168H22ZM31 169H32V168H31ZM33 169H34V168H33ZM38 169H39V168H38ZM61 169H62V167H61ZM77 169H78V168H77ZM110 169H111V168H110ZM177 169H178V168H177ZM186 169H187V168H186ZM198 169H199V168H198ZM204 169H205V168H204ZM224 169H225V168H224ZM224 169H223V170H224ZM46 170H49V168L46 169ZM73 170H74V169H73ZM78 170H79V172H80V169H78ZM82 170H83V169H82ZM85 170H86V169H85ZM94 170H93V171H94ZM117 170H118V169H117ZM170 170H171V169H170ZM172 170H173V169H172ZM174 170H175V169H174ZM174 170H173V172H174ZM180 170H181V169H180ZM192 170H193V169H192ZM199 170H200V169H199ZM202 170H203V169H202ZM219 170H221V169H219ZM219 170H218V171H219ZM223 170H222V171H223ZM225 170H227V169H225ZM229 170H231V169H229ZM235 170H236V169H235ZM28 171H29V170H28ZM37 171H38V170H37ZM50 171H52V170H50ZM74 171H75V170H74ZM83 171H84V170H83ZM146 171H147V170H146ZM155 171H156V170H155ZM157 171H159V170H157ZM163 171H164V170L161 169V172H163ZM178 171H179V170H178ZM200 171H201V170H200ZM209 171H210V170H209ZM214 171H215V170H212L211 172L214 173ZM222 171H221V172H222ZM5 172L7 173V175H8V173H10L8 170L5 171ZM21 172H22V171H21ZM21 172H20V173H21ZM26 172H27V170H26ZM43 172H44V170H43ZM53 172H54V171H53ZM56 172H57V171H56ZM62 172H64V171H62ZM66 172H67V171H66ZM70 172H71V171H70ZM70 172H69V173H70ZM76 172H77V171H76ZM76 172H74V173H76ZM101 172H102V171H101ZM148 172H149V171H148ZM148 172H147V175H148ZM175 172H177V170H176ZM182 172H183V171H182ZM184 172H185V171H184ZM192 172H193V171H192ZM197 172H198V171H197ZM203 172H204V170H203ZM228 172H229V171H228ZM6 173H4V174H6ZM15 173H16V172H15ZM22 173H23V172H22ZM28 173H29V172H28ZM28 173H27V174H28ZM39 173L42 174V172H39ZM51 173H52V172H51ZM74 173H72V174H74ZM87 173H90V172L87 171ZM87 173H86V174H87ZM153 173H154V171H153ZM155 173H156V172H155ZM157 173H158V172H157ZM157 173H156V174H157ZM163 173H164V172H163ZM168 173H169V172H168ZM199 173H200V172H199ZM216 173H217V171H216ZM216 173H215V175H216ZM218 173H220V171H219ZM25 174H26V173H25ZM29 174H30V173H29ZM29 174H28V175H29ZM37 174H38V173H37ZM44 174H45V173H44ZM53 174H54V173H53ZM56 174H58V172H57ZM56 174H55V175H56ZM59 174H61V173H59ZM64 174H65V173H64ZM66 174H67V173H66ZM84 174H85V173H84ZM95 174H96V173H95ZM98 174H99V173H98ZM100 174H101V173H100ZM106 174H107V173H106ZM149 174H150V173H149ZM159 174H160V173H159ZM197 174H198V173H197ZM201 174H202V173H201ZM209 174H210V173H209ZM227 174H228V173H227ZM12 175H13V174H12ZM16 175H17V174H16ZM23 175H24V174H23ZM23 175H21V176H23ZM32 175H34V174L32 173ZM50 175H51V174H49V176H50ZM55 175H54V176H55ZM77 175H78V172H77ZM92 175H93V174H92ZM104 175H105V174H104ZM112 175H114V174H112ZM121 175H122V174H121ZM160 175H162V173H161ZM165 175H168V174H166V171H165ZM171 175H172V174H171ZM171 175H170V176H171ZM187 175H188V174H187ZM194 175H195V174H194ZM213 175H214V174H213ZM220 175H221V173H220ZM222 175H223V174H222ZM222 175H221V176H222ZM24 176H25V175H24ZM56 176H57V175H56ZM58 176H59V175H58ZM63 176H64V175H62L61 177H63ZM74 176H75V175H74ZM80 176H82V175H80ZM80 176H79V178H80ZM86 176H87V175H86ZM93 176H94V175H93ZM114 176H116V175H114ZM156 176H158V175H156ZM156 176H154V178H156ZM163 176H164V175H163ZM173 176H174V175H173ZM216 176H217V175H216ZM216 176H215V177H216ZM8 177H9V176H8ZM11 177H12V176H11ZM11 177H10V178H11ZM29 177H30V176H29ZM34 177H35V175H34ZM52 177H53V176H52ZM59 177H60V176H59ZM68 177H69V176H68ZM68 177H67V178H68ZM75 177H76V176H75ZM82 177H83V176H82ZM82 177H81V178H82ZM84 177H85V176H84ZM87 177H88V176H87ZM89 177H90V176H89ZM97 177H98V176H97ZM147 177H148V176H147ZM159 177H160V176H159ZM175 177L177 178V176H175ZM181 177H183V176H181ZM195 177H196V175H195ZM198 177H199V176H198ZM222 177H223V176H222ZM233 177H234V176H233ZM0 178H2V177H0ZM13 178H14V177H13ZM21 178H22V177H21ZM40 178H41V177H40ZM44 178H45V177H44ZM47 178H48V177H47ZM65 178H66V176H65ZM72 178H73V177H72ZM99 178H100V177H99ZM99 178H98V179H99ZM151 178H152V177H151ZM157 178H158V177H157ZM163 178H166V177H163ZM163 178H162V176H161V179H163ZM176 178L174 179L175 181H176ZM186 178H187V177H186ZM204 178H205V177H204ZM224 178H225V177H224ZM229 178H232V177L230 176ZM229 178H228V179H229ZM38 179H39V178H38ZM41 179H42V178H41ZM45 179H46V178H45ZM59 179H61V178H59ZM63 179H64V178H63ZM70 179H71V178H70ZM75 179H76V178H75ZM85 179H86V177H85ZM89 179H91V178H89ZM89 179H88V180H89ZM98 179H97V180H98ZM104 179H105V177H104ZM167 179H168V178H167ZM188 179H190V178H188ZM199 179H201V178H199ZM199 179H198V180H199ZM225 179H226V178H225ZM228 179H227V180H228ZM14 180H15V179H14ZM48 180H50V179H48ZM48 180H47V181H48ZM52 180H53V179H52ZM55 180H56V179H55ZM68 180H69V179H68ZM73 180H74V179H73ZM76 180H77V179H76ZM82 180H83V179H82ZM82 180H81V181H82ZM86 180H87V179H86ZM91 180H92V179H91ZM91 180H90V181H91ZM149 180H151V179H149ZM164 180H166V179H164ZM192 180H193V179H192ZM219 180H220V179H219ZM222 180H224V179L222 178ZM232 180H233V179H232ZM232 180H231L230 184L232 183ZM0 181H1V180H0ZM6 181H7V180H6ZM10 181H11V179H10ZM10 181H9V182H10ZM24 181H25V179H24ZM32 181H33V180H32ZM61 181H62V179H61ZM69 181H70V180H69ZM78 181H79V180H78ZM81 181H80V182H81ZM90 181H89V183H91ZM147 181H148V180H147ZM160 181H161V180H160ZM178 181H179V180H177V182H178ZM1 182H2V181H1ZM38 182H39V181H38ZM49 182H50V181H49ZM63 182H64V181H63ZM63 182H62V183H63ZM66 182H68V181L66 180ZM74 182H75V181H74ZM110 182H112V181H110ZM110 182H108V183H110ZM152 182H155V180H154V181L152 180ZM157 182H158V181H157ZM167 182H168V181H167ZM167 182H166L165 184H167ZM172 182H173V181H172ZM185 182H186V181H185ZM190 182H191V181H190ZM192 182H193V181H192ZM208 182H209V180H208ZM217 182H218V180H217ZM220 182H222V181H220ZM227 182H228V181H227ZM30 183H31V182H30ZM34 183H35V182H34ZM52 183H53V182H52ZM70 183H72V182H70ZM70 183H69V185H70ZM77 183H78V182H77ZM87 183H88V181H87ZM89 183H88V184H89ZM94 183H95V181H94ZM102 183H103V182H102ZM102 183H101V184H102ZM106 183H107V182H106ZM155 183H156V182H155ZM158 183H159V182H158ZM158 183H157V184H158ZM161 183H162V182H161ZM170 183H171V182H169V184H170ZM182 183H183V182L181 181V183L179 182L178 184H182ZM200 183H201V181H200ZM204 183H205V182H204ZM225 183H226V182H225ZM2 184H3V183H2ZM4 184H5V181H4ZM7 184H8V183H7ZM12 184H13V181H12ZM16 184H18V183H16ZM28 184H29V182H27V185H28ZM40 184H41V183H40ZM48 184H50V183H48ZM54 184H55V183H54ZM56 184H57V183H56ZM60 184H61V183H60ZM72 184H74V183H72ZM75 184H76V183H75ZM78 184H79V183H78ZM80 184H82V183H80ZM147 184H148V183H147ZM150 184H153V183H150ZM184 184H185V183H184ZM186 184H187V183H186ZM189 184H191V183H189ZM189 184H188V185H189ZM195 184H196V183H195ZM202 184H203V183H202ZM202 184H201V186H203V188H204V185H202ZM35 185H36V184H35ZM35 185H34V186H35ZM41 185H42V184H41ZM41 185H40V186H41ZM45 185H46V183H45ZM52 185H53V184H52ZM69 185H68V186H69ZM76 185H77V184H76ZM167 185H168V184H167ZM182 185H183V184H182ZM219 185H220V183H219ZM225 185H226V184H225ZM3 186H4V185H3ZM34 186H33V187H34ZM48 186H49V185H48ZM48 186H47V187H48ZM50 186H51V184H50ZM59 186H61V185H59ZM62 186L64 187L65 185H62ZM62 186H61V187H62ZM68 186H67V187H68ZM77 186H78V185H77ZM85 186H86V185H85ZM85 186H84V187H85ZM87 186H88V185H87ZM91 186H93V184H92ZM94 186H95V185H94ZM172 186H173V185H172ZM176 186H177V188H178V186H180V185H177V184H176ZM208 186H210V185H208ZM211 186H212V184H211ZM222 186H223V185H222ZM0 187H1V185H0ZM14 187H15V186H14ZM14 187H12V188L14 189ZM16 187H17V185H16ZM16 187H15V188H16ZM19 187H22V186H19ZM31 187H32V185H31ZM43 187H44V185H43ZM73 187H74V186H73ZM75 187H76V186H75ZM105 187H106V186H105ZM111 187H112V186H111ZM116 187H117V186H116ZM152 187H153V186H152ZM205 187H206V186H205ZM212 187H213V186H212ZM230 187H232V186H230ZM3 188H5V187H3ZM10 188H11V186H10ZM57 188H58V187H57ZM65 188H66V186H65ZM77 188H78V187H77ZM77 188H76V189H77ZM82 188H83V187H82ZM82 188H81V189H82ZM88 188H89V187H88ZM92 188H93V187H92ZM108 188H110V187H108ZM171 188H172V187H171ZM198 188H199V187H198ZM198 188H197V189H198ZM226 188H227V187H226ZM21 189H22V188H21ZM34 189H35V188H34ZM44 189H45V187H44ZM48 189H49V191H50V187H49ZM51 189H52V187H51ZM68 189H70V188H68ZM84 189H85V188H84ZM84 189H83V190H84ZM111 189H112V188H111ZM173 189H174V188H173ZM175 189H176V188H175ZM179 189H180V188H179ZM208 189H211V187H209ZM228 189H229V187H228ZM228 189H227V190H228ZM7 190L11 191L10 189H7ZM41 190H42V189H41ZM54 190H55V189H54ZM56 190H58V189H56ZM56 190H55V191H56ZM63 190H64V189H63ZM63 190H62V191H63ZM66 190H67V189H66ZM90 190H91V188H90ZM108 190H110V189H108ZM181 190H182V188H181ZM183 190H184V189H183ZM188 190H189V189H188ZM215 190H216V189H214V191H215ZM224 190H225V189H224ZM2 191H3V190H2ZM5 191H6V190H5ZM9 191H7V192H9ZM21 191H22V190H21ZM35 191H36V190H35ZM52 191H53V190H52ZM55 191H54V193H55ZM60 191H61V190H59L58 194H60ZM78 191H80V189H78ZM78 191L76 190L75 193L78 192ZM93 191H94V190H93ZM184 191H185V190H184ZM191 191H192V189H191ZM205 191H206V190H205ZM210 191H211V190H210ZM225 191H226V190H225ZM229 191H230V190H229ZM42 192H43V190H42ZM46 192H47V190H46ZM80 192H81V191H80ZM86 192H87V191H86ZM173 192H174V191H173ZM196 192H198V191H196ZM2 193H3V192H1V194H2ZM12 193H13V192H12ZM22 193H23V192H22ZM24 193H25V192H24ZM84 193H85V192H84ZM84 193H83V194H84ZM91 193H92V191H91ZM91 193H90V194H91ZM176 193H178V192H176ZM180 193H181V191H180ZM180 193H179V194H180ZM182 193H183V192H182ZM203 193H204V189H203ZM206 193H207V192H206ZM211 193H212V192H211ZM222 193H223V192H222ZM222 193H221V194H222ZM230 193H231V191H230ZM236 193H238V192H236ZM13 194H14V193H13ZM38 194H39V193H38ZM40 194H41V193H40ZM55 194H56V193H55ZM90 194H89V195H90ZM226 194H227V193H226ZM228 194H229V193H228ZM8 195H9V194H8ZM17 195H18V194H17ZM22 195H23V194H22ZM24 195H25V194H24ZM41 195H42V194H41ZM43 195H44V193H43ZM175 195H176V194H175ZM177 195H178V194H177ZM207 195H209V193H208ZM216 195H217V193H216ZM223 195H224V194H223ZM235 195H236V194H235ZM237 195H238V194H237ZM15 196H16V194H15ZM48 196H49V195H48ZM90 196H91V195H90ZM93 196H95V195H93ZM213 196H214V194H213ZM239 196H240V195H238L237 197L239 198ZM1 197H2V196H1ZM11 197H12V196H11ZM22 197H23V196H22ZM39 197H40V196H39ZM39 197H38V198H39ZM41 197H43V196H41ZM41 197H40V198H41ZM44 197H45V196H44ZM46 197H47V196H46ZM46 197H45V198H46ZM55 197H56V196H55ZM55 197H54V198H55ZM79 197H80V196H79ZM81 197H82V196H81ZM224 197H225V196H224ZM229 197H230V196H229ZM229 197H228V198H229ZM232 197H234V196L232 195ZM13 198H14V197H13ZM30 198H32V197H30ZM57 198H58V197H57ZM60 198H61V197H60ZM63 198H64V195H63V197H62V200H63ZM83 198H84V197H83ZM90 198H91V197H90ZM175 198H176V196H175ZM206 198H208V197L206 196ZM214 198H215V197H214ZM216 198H218V197H216ZM225 198H227V196H226ZM228 198H227V199H228ZM10 199H11V198H10ZM19 199H20V198H19ZM23 199H24V198H23ZM41 199H42V198H41ZM79 199H81V198H79ZM79 199H78V201H79ZM177 199H178V198H177ZM183 199H185V198H183ZM218 199H219V198H218ZM230 199H231V198H230ZM236 199H237V198H236ZM0 200H1V199H0ZM14 200H16V199H14ZM24 200H25V199H24ZM31 200H33V198H32ZM31 200H30V202H31ZM34 200H35V199H34ZM46 200H47V198H46ZM46 200H45V201H46ZM90 200H91V199H90ZM207 200H209V198H208ZM210 200H211V199H210ZM214 200H215V199H214ZM232 200H233V199H232ZM241 200H242V199H241ZM241 200L239 201L240 203H241ZM1 201H2V200H1ZM43 201H44V200H43ZM60 201H61V200H60ZM84 201H85V199H84ZM10 202H12V200H11ZM16 202H17V203H22L23 201H22V202H21V201L19 202V201L17 200ZM16 202H15V203H16ZM33 202H34V201H33ZM40 202H42V201L40 200ZM68 202H69V201H68ZM79 202H80V201H79ZM86 202H87V199H86ZM181 202H182V201H181ZM204 202H205V200H204ZM229 202H230V201H229ZM234 202H235V201H234ZM3 203H4V202H3ZM24 203H25V202H24ZM31 203H32V202H31ZM35 203H37V202L35 201ZM57 203H58V202H57ZM81 203H83V202L81 201ZM175 203H176V202H175ZM177 203H178V202H177ZM179 203H180V201H179ZM202 203H203V202H202ZM202 203H201V204H202ZM206 203H207V202H206ZM206 203H205V204H206ZM211 203H212V202H211ZM211 203H210V204H211ZM215 203H216V202H215ZM219 203H220V202H219ZM5 204H6V203H5ZM5 204H4V205H5ZM7 204H8V203H7ZM37 204H38V203H37ZM88 204H89V203H88ZM91 204H92V203H91ZM96 204H97V203H96ZM100 204H102V203H100ZM172 204H173V203H172ZM220 204H221V203H220ZM225 204H226V203H225ZM244 204H245V203H244ZM1 205H2V203H1ZM11 205H12V204H11ZM24 205H25V204H24ZM31 205H33V204H31ZM45 205H46V204H45ZM196 205H197V204H196ZM203 205H204V203L202 204V206H203ZM2 206H3V205H2ZM2 206H1V208H3ZM8 206H9V205H8ZM14 206H16V205H14ZM14 206H12V207H14ZM18 206H19V205H18ZM29 206H30V205H29ZM37 206H38V205H37ZM178 206H179V205H178ZM205 206H207V205H205ZM210 206H212V205H210ZM223 206H224V205H223ZM225 206H227V205H225ZM225 206H224V207H225ZM23 207H24V206H23ZM35 207H36V206H35ZM40 207H41V206H40ZM45 207H46V206H45ZM98 207H99V206H98ZM104 207H105V206H104ZM176 207H177V206H176ZM193 207H194V206H193ZM196 207H197V206H196ZM207 207H208V206H207ZM233 207H234V206H233ZM235 207H236V204H235ZM9 208H10V207H9ZM33 208H34V207H33ZM47 208H48V207H47ZM83 208H84V207H83ZM158 208H160V207H158ZM158 208H157V209H158ZM163 208H164V207H163ZM163 208H162V210H164ZM169 208H170V207H169ZM177 208H178V207H177ZM191 208H192V207H191ZM198 208H199V207H198ZM211 208H212V207H211ZM217 208H218V207H217ZM225 208H226V207H225ZM231 208H232V207H231ZM5 209H6V208H5ZM17 209H18V208H17ZM78 209H79V208H78ZM80 209H81V208H80ZM105 209H106V208H105ZM152 209H153V208H152ZM157 209H155V210H157ZM173 209H174V208H173ZM181 209H182V208H181ZM181 209H180V210H181ZM220 209H221V208H220ZM227 209H228V207H227ZM235 209H236V208H235ZM12 210H13V209H12ZM12 210H10V211H12ZM19 210H22V209L20 208V209H18V211H19ZM24 210H25V209H24ZM28 210H29V209H28ZM82 210H84V209H82ZM87 210H88V209H87ZM155 210H154V211H155ZM158 210L160 211V209H158ZM166 210H167V209H166ZM171 210H172V209H171ZM188 210H189V209H188ZM193 210H195V209H193ZM196 210H197V209H196ZM204 210H205V209H204ZM206 210H207V209H206ZM232 210H233V208H232ZM7 211H9V210H7ZM7 211H6V212H7ZM25 211H26V210H25ZM29 211H30V210H29ZM38 211H39V210H38ZM99 211H100V210H99ZM151 211H152V210H151ZM154 211H153V212H154ZM159 211H158V212H159ZM164 211H165V210H164ZM186 211H187V210H186ZM211 211H212V210H211ZM213 211H214V210H213ZM217 211H218V210H217ZM223 211H224V210H223ZM225 211H226V209H225ZM225 211H224V212H225ZM233 211H234V210H233ZM19 212H20V211H19ZM33 212H34V210H33ZM86 212H87V211H86ZM91 212H92V211H91ZM100 212H101V211H100ZM106 212H107V211H106ZM156 212H157V211H156ZM168 212H169V211H168ZM202 212H203V211H202ZM205 212H206V211H204L203 213H205ZM207 212H208V211H207ZM227 212H228V210H227ZM1 213H2V211H1ZM4 213H5V212H4ZM8 213H9V212H8ZM8 213H7V214H8ZM16 213H17V211H16ZM65 213H66V212H65ZM89 213H90V212H89ZM97 213H98V212H97ZM163 213H164V212H163ZM166 213H167V212H166ZM182 213H184V212H182ZM190 213H191V212H190ZM217 213H218V212H217ZM236 213H237V212H236ZM7 214H6V215H7ZM17 214H18V213H17ZM41 214H42V216H43V213H41ZM74 214H75V213H74ZM107 214H108V213H107ZM137 214H138V213H137ZM171 214H172V213H171ZM180 214H181V213H180ZM197 214H198V212H197ZM209 214H210V213H209ZM209 214H207V215H209ZM223 214H224V213H223ZM228 214H229V213H228ZM233 214H234V213L232 212V215H233ZM28 215H32V214H28ZM46 215H47V213H46ZM58 215L60 216V214H58ZM75 215H76V214H75ZM88 215H90V214H88ZM97 215H98V214H97ZM105 215H106V214H105ZM173 215H174V212H173ZM177 215H178V214H177ZM194 215H195V214H194ZM203 215H204V214H203ZM205 215H206V214H205ZM210 215H212V213H211ZM210 215H209V216H210ZM226 215H227V213H226ZM226 215H225V216H226ZM229 215H231V214H229ZM232 215H231V216H232ZM16 216H17V215H16ZM25 216H26V215H25ZM33 216H34V215H33ZM35 216H36V215H35ZM47 216H48V215H47ZM49 216H50V215H49ZM66 216H68V215H66ZM78 216H79V215H78ZM115 216H116V215H115ZM121 216H122V215H121ZM139 216H140V215H139ZM156 216H157V215H156ZM156 216H154V217H156ZM158 216H159V215H158ZM167 216H170V215H167ZM188 216H189V215H188ZM197 216H198V215H197ZM214 216H215V215H214ZM222 216H223V215H222ZM231 216H230V217H231ZM238 216H239V215H238ZM37 217L39 218L40 216H37ZM55 217H56V216H55ZM61 217H62V216H61ZM82 217L84 218V215H83ZM92 217H93V216H92ZM97 217H98V216H97ZM99 217H100V215H99ZM99 217H98V218H99ZM105 217H106V216H105ZM107 217H108V216H107ZM110 217H111V216H110ZM164 217H165V216H164ZM174 217H175V215H174ZM198 217H199V216H198ZM7 218H8V216H7ZM7 218H5V219H7ZM18 218H19V216H18ZM18 218H17V219H18ZM29 218H30V217H29ZM31 218H32V217H31ZM44 218H45V217H44ZM56 218H59V217H56ZM62 218H63V217H62ZM79 218H80V217H79ZM86 218H87V216H86ZM100 218H101V217H100ZM124 218H125V217H124ZM167 218H168V217H167ZM177 218H178V217H177ZM177 218H176V219H177ZM179 218H180V217H179ZM182 218H183V217H182ZM189 218H190V217H189ZM208 218H209V217H208ZM208 218H207V219H208ZM231 218H232V217H231ZM233 218H234V217H233ZM27 219H28V217H27ZM27 219H26V220L24 219L25 221H22V222H26ZM45 219H46V218H45ZM50 219H51V218H50ZM116 219H117V218H116ZM116 219H115V220H116ZM184 219H185V218H184ZM184 219H180V221H181V220H184ZM191 219H192V218H191ZM193 219H194V218H193ZM213 219H214V218H213ZM223 219H224V218H223ZM0 220H1V219H0ZM35 220H36V219H35ZM48 220H49V219H48ZM63 220H64V219H63ZM65 220H66V219H65ZM82 220H83V219H82ZM91 220H95V219L93 218V219H91ZM97 220H98V219H97ZM101 220H102V218H101ZM103 220H104V219H103ZM126 220H127V219H126ZM130 220H131V219H130ZM137 220H138V219H137ZM162 220H163V218H162ZM166 220H168V219H165L164 221H166ZM186 220H187V219H186ZM231 220L234 221V219H231ZM30 221H32V219H31ZM33 221H34V219H33ZM43 221H44V220H43ZM78 221H79V219H78ZM86 221H87V219H86ZM89 221H90V218H89ZM118 221H119V220H118ZM121 221H122V219H121ZM133 221H134V220H133ZM133 221H132V222H133ZM153 221H154V220H153ZM160 221H161V220H160ZM160 221H159V222H160ZM175 221H176V220H175ZM187 221H189V220H187ZM190 221H191V220H190ZM200 221H201V220H200ZM208 221H209V220H207V222H208ZM232 221H231V222H232ZM2 222H3V221H2ZM8 222H9V221H8ZM35 222H36V221H35ZM44 222H45V221H44ZM46 222H47V221H46ZM81 222H82V221H81ZM90 222H91V221H90ZM92 222H94V221H92ZM99 222H100V221H99ZM102 222H103V221H102ZM135 222H136V221H135ZM148 222H149V221H148ZM166 222H168V221H166ZM181 222L184 223L183 221H181ZM195 222H196V221H195ZM197 222L199 223V219H198ZM217 222H218V221H217ZM40 223H41V222H40ZM97 223H98V222H97ZM118 223H120V221H119ZM125 223H126V221H125ZM129 223H130V222H129ZM139 223H140V222H139ZM175 223H176V222H175ZM175 223H174V224H175ZM177 223H178V222H177ZM179 223H180V222H179ZM191 223H192V222H191ZM202 223H203V222H202ZM209 223H210V226H211V222H209ZM212 223H213V222H212ZM221 223H222V222H221ZM223 223H224V222H223ZM22 224H23V223H22ZM28 224H29V223H28ZM38 224H39V222H38ZM79 224H80V223H79ZM79 224H78V226H80ZM95 224H96V223H95ZM101 224H102V223H101ZM105 224H106V223H105ZM134 224H135V223H134ZM136 224H137V222H136ZM160 224H161V223H160ZM163 224H165V222H163ZM215 224H216V220H215ZM231 224H232V223H231ZM231 224H230V225H231ZM2 225H3V224H2ZM85 225H86V224H85ZM141 225H142V224H141ZM183 225H184V224H183ZM185 225H186V224H185ZM192 225H194V224L192 223ZM197 225H198V224H197ZM204 225H205V224H204ZM233 225H234V224H233ZM10 226H11V225H10ZM39 226H40V225H39ZM72 226H73V225H72ZM105 226H106V225H105ZM110 226H111V225H110ZM116 226H117V225H116ZM116 226H115V227H116ZM124 226H125V225H124ZM131 226H132V225H131ZM133 226H134V225H133ZM146 226H147V225H146ZM200 226H202V225H200ZM213 226H214V224H213ZM215 226L218 228L217 225H215ZM235 226H236V225H235ZM44 227H45V226H44ZM75 227H77V225H76ZM87 227H88V225H87ZM100 227H102V226H100ZM120 227H121V226H120ZM136 227H137V226H136ZM142 227H143V226H142ZM159 227H160V226H159ZM172 227H173V226H172ZM181 227H182V226H181ZM204 227H205V226H204ZM211 227H212V226H211ZM216 227H214V228H216ZM227 227H228V226H227ZM230 227H231V226H230ZM233 227H234V226H233ZM3 228H4V227H3ZM27 228H28V226H27ZM40 228H41V227H40ZM97 228H98V227H97ZM179 228H180V227H179ZM228 228H229V227H228ZM45 229H46V228H45ZM80 229H81V227H80ZM84 229H85V228H84ZM103 229H104V228H103ZM107 229H108V228H107ZM148 229H149V228H148ZM161 229H162V228H161ZM170 229H171V228H170ZM176 229H177V228H176ZM180 229H181V228H180ZM46 230H47V229H46ZM92 230H93V228H92ZM96 230H97V229H96ZM114 230H115V229H114ZM120 230H121V229H120ZM134 230L136 231V229H134ZM137 230H138V229H137ZM140 230H141V229H140ZM143 230H144V229H143ZM167 230H168V229H167ZM206 230H207V229H206ZM217 230H218V229H217ZM3 231H4V230H3ZM10 231H11V230H10ZM28 231H29V230H28ZM31 231H32V230H31ZM39 231L42 232L41 229H40ZM44 231H45V230H44ZM48 231H50V230H48ZM76 231H77V229H76ZM79 231L81 232V230H79ZM94 231H95V229H94ZM107 231H108V230H107ZM128 231H129V230H128ZM177 231H178V230H177ZM177 231H176V232H177ZM179 231H180V230H179ZM179 231H178V232H179ZM225 231H226V230H225ZM4 232H5V231H4ZM12 232H13V231H12ZM20 232H21V231H20ZM34 232H35V230H34ZM37 232H38V231H37ZM41 232H40V233H41ZM45 232H46V231H45ZM85 232H86V231H85ZM90 232H91V231H90ZM115 232H116V230H115ZM123 232H124V231H123ZM140 232H141V231H140ZM144 232H145V231H144ZM167 232H168V231H167ZM207 232H208V231H207ZM1 233H2V232H1ZM10 233H11V232H10ZM14 233H15V232H14ZM29 233H30V232H29ZM31 233H32V232H31ZM43 233H44V232H43ZM43 233H41L40 235H43ZM77 233H78V232H77ZM91 233H92V232H91ZM126 233H127V231H126ZM128 233H129V232H128ZM153 233H154V232H153ZM173 233H174V232H173ZM179 233H180V232H179ZM179 233H178V234H179ZM36 234H37V233H36ZM85 234H87V232H86ZM89 234H90V233H89ZM99 234H100V232H99ZM99 234H98V235H99ZM101 234H102V233H101ZM101 234H100V236H103V235H101ZM116 234H117V233H116ZM121 234H122V233H121ZM168 234H169V232H168ZM11 235H12V233H11ZM14 235H15V234H14ZM33 235H34V233H33ZM72 235H73V234H72ZM77 235H78V234H77ZM77 235H76V236H77ZM123 235H124V234H123ZM143 235L145 236L144 233H143ZM150 235H151V234H150ZM155 235H156V234H155ZM157 235H158V234H157ZM180 235H181V234H180ZM2 236H3V235H2ZM6 236H7V234H6ZM112 236H113V235H112ZM118 236H119V235H118ZM136 236H137V235H136ZM139 236H140V235H139ZM144 236H143V237H144ZM147 236H148V235H147ZM159 236H160V235H159ZM172 236H173V235H172ZM193 236H194V235H193ZM15 237H16V236H15ZM72 237H73V236H72ZM72 237H71V239L73 240ZM79 237H80V235H79ZM145 237H146V236H145ZM168 237L170 238V236H168ZM3 238H4V237H3ZM12 238H13V237H12ZM80 238H81V237H80ZM95 238H96V237H95ZM138 238H139V237H138ZM146 238H147V237H146ZM148 238H149V237H148ZM171 238H172V237H171ZM173 238H175V237H173ZM0 239H1V238H0ZM4 239H5V238H4ZM16 239H18V238H16ZM32 239H33V238H32ZM97 239H100V238H97ZM97 239H96V241H97ZM153 239H154V238H153ZM178 239H179V238H178ZM178 239H177V240H178ZM22 240H23V239H22ZM39 240H40V239H39ZM46 240H47V239H46ZM76 240H77V239H76ZM133 240H134V239H133ZM140 240L142 241L143 239L141 238ZM146 240H147V239H146ZM149 240H151V239H149ZM12 241H14V240H12ZM36 241H37V240L35 239V243H36ZM41 241H42V239H41ZM83 241H84V240H83ZM87 241H88V240H87ZM103 241H104V240H103ZM137 241H138V240H137ZM153 241H154V240H152V242H153ZM15 242H16V241H15ZM23 242H24V240H23ZM88 242H89V241H88ZM99 242H100V241H99ZM127 242H128V241H127ZM138 242H139V241H138ZM145 242H147V241H145ZM154 242H155V241H154ZM180 242H181V241H180ZM37 243H38V241H37ZM48 243H49V242H48ZM86 243H87V242H86ZM103 243H104V242H103ZM106 243H107V242H106ZM130 243H131V242H130ZM130 243H129V244H130ZM141 243H144V241L141 242ZM161 243H162V242H161ZM19 244H20V243H19ZM23 244H24V243H23ZM25 244H26V243H25ZM25 244H24V245H25ZM40 244H41V243H40ZM42 244H43V243H42ZM80 244H81V243H80ZM107 244H108V243H107ZM111 244H112V243H111ZM111 244H110V245H111ZM129 244H128V245H129ZM132 244H134V243H132ZM151 244H152V243H150V245H151ZM176 244H177V243H176ZM14 245H15V244H14ZM21 245H22V244H21ZM38 245H39V244H38ZM45 245L47 246V244H45ZM137 245H138V244H137ZM142 245H143V244H142ZM164 245H165V244H164ZM1 246H2V244H1ZM11 246H12V245H11ZM16 246H17V243H16ZM26 246H27V245H26ZM41 246H42V245H41ZM49 246H50V245H49ZM81 246H82V245H81ZM91 246H92V244H91ZM113 246H114V245H113ZM113 246H112V247H113ZM133 246H134V245H133ZM160 246H161V245H160ZM160 246H159V247H160ZM167 246H168V245H167ZM181 246H182V245H181ZM2 247H3V246H2ZM2 247H1V248H2ZM18 247H19V246H18ZM97 247H98V245H97ZM101 247H103V246L101 245ZM143 247H144V246H143ZM143 247H142V248H143ZM146 247H147V246H146ZM156 247H157V246H156ZM3 248H4V247H3ZM7 248H8V246H7ZM7 248H6V249H7ZM20 248H21V247H20ZM30 248H31V247H30ZM40 248H41V247H40ZM40 248H38V249H40ZM69 248H70V247H69ZM73 248H74V246H73ZM82 248H83V247H82ZM86 248H87V247H86ZM99 248H100V247H99ZM133 248H134V247H133ZM26 249H28V248H26ZM42 249H43V248H42ZM51 249H52V248H51ZM83 249H84V248H83ZM100 249H102V248H100ZM111 249L113 250V248H111ZM134 249H136V248H134ZM139 249H140V248H139ZM184 249H185V248H184ZM4 250H5V249H4ZM17 250H18V249H17ZM53 250H54V249H53ZM70 250H71V249H70ZM74 250H75V249H74ZM84 250H85V249H84ZM89 250H90V249H89ZM95 250H96V249H95ZM104 250H105V249H104ZM104 250H103V251H104ZM107 250H108V249H107ZM141 250H142V249H141ZM144 250H145V249H144ZM150 250H151V249H150ZM150 250H149V251H150ZM33 251H34V250H33ZM33 251L31 250L32 253H33ZM41 251H43V250H41ZM71 251H72V250H71ZM71 251H70V252H71ZM86 251H87V250H86ZM110 251H111V250H110ZM128 251H130V250H128ZM132 251H133V250H132ZM147 251H148V250H147ZM149 251H148V252H149ZM156 251H157V250H156ZM165 251H166V250H165ZM1 252H2V250H1ZM17 252H19V251H17ZM22 252H23V251H22ZM90 252H91V251H90ZM96 252H97V251H96ZM104 252H105V251H104ZM107 252H108V251H107ZM138 252H139V251H138ZM3 253H4V252H3ZM3 253H2V254H3ZM11 253H12V252H11ZM14 253H16V252H14ZM25 253H26V252H25ZM49 253H50V252H49ZM52 253H53V252H52ZM77 253L79 254V252H77ZM80 253H81V252H80ZM84 253H86V252H84ZM84 253H83V254H84ZM88 253H89V252H88ZM98 253L100 254V252H98ZM105 253H106V252H105ZM108 253H110V252H108ZM139 253H141V252H139ZM150 253H151V251H150ZM163 253H164V252H163ZM163 253H161V254H163ZM21 254H22V253H21ZM28 254H29V253H28ZM72 254H76V251H75V253H72ZM92 254H93V253H92ZM99 254H98V255H99ZM103 254H104V253H103ZM113 254H114V252H113ZM126 254H127V253H126ZM130 254H131V252H130ZM132 254H133V253H132ZM147 254H148V253H147ZM165 254H166V252H165ZM165 254H164V255H165ZM0 255H1V253H0ZM8 255H9V254H8ZM16 255H18V254H16ZM138 255H139V254H138ZM138 255H136L134 258H136ZM145 255H146V254H145ZM180 255H181V254H180ZM1 256H3V255H1ZM1 256H0V257H1ZM9 256H10V255H9ZM13 256H14V254H13ZM20 256H21V255H20ZM24 256H25V255H24ZM26 256L28 257V255H26ZM103 256H106V254L103 255ZM107 256H108V255H107ZM125 256H126V255H125ZM131 256H132V255H131ZM131 256H130V258H131ZM156 256H157V254H156ZM156 256L154 255V258H155ZM158 256H159V255H158ZM16 257H18V256H16ZM56 257H57V256H56ZM84 257H85V256H84ZM108 257H110V256H108ZM115 257H116V255H115ZM148 257H149V256H148ZM148 257H147V258H148ZM160 257H161V256H160ZM163 257H164V256H163ZM163 257H161V258H163ZM166 257H167V256H166ZM6 258H7V257H6ZM46 258H48V257H46ZM73 258H74V257H73ZM88 258H89V256H88ZM104 258H105V257H104ZM119 258H120V257H119ZM142 258H143V257H141V259H142ZM150 258H151V257H150ZM169 258H170V257H169ZM178 258H179V257H178ZM0 259H2V258H0ZM52 259H53V258H52ZM61 259H62V258H61ZM65 259H66V258H65ZM79 259H80V258H79ZM79 259H78V260H79ZM83 259H84V258H83ZM92 259H93V258H92ZM112 259H114V257H113ZM120 259H122V258H120ZM124 259H126V258H124ZM128 259H129V258H128ZM138 259H139V258H138ZM143 259H145V258H143ZM167 259H168V258H167ZM32 260H33V259H32ZM36 260H37V259H36ZM45 260H46V259H45ZM55 260H56V259H55ZM58 260H59V259H58ZM62 260H63V259H62ZM66 260H67V259H66ZM80 260H81V259H80ZM80 260H79V261H80ZM86 260H88V259L86 258ZM93 260H94V259H93ZM102 260H103V258H102ZM126 260H127V259H126ZM134 260H135V259H134ZM155 260H156V259H155ZM158 260H159V259H158ZM163 260H164V259H163ZM175 260H176V259H175ZM178 260H180V259H178ZM178 260H177V261H174V263H175V262L177 263ZM3 261H4V259H3ZM6 261H7V260H6ZM6 261H5V262H6ZM49 261H50V259H49ZM98 261H99V259H98ZM103 261H104V260H103ZM107 261L110 262V260H107ZM120 261H122V260H120ZM139 261H140V260H139ZM139 261H137V262H139ZM170 261H171V260H170ZM180 261H181V260H180ZM183 261H184V260H183ZM59 262H60V260H59ZM67 262H68V260H67ZM75 262H76V260H75ZM95 262H96V260H95ZM105 262H106V261H105ZM105 262H104V263H105ZM113 262H114V261H113ZM123 262H124V261H123ZM128 262H129V261H128ZM137 262H136V263H137ZM140 262H141V261H140ZM140 262H139V263H140ZM160 262H161V261H160ZM164 262H165V261H164ZM166 262H167V261H166ZM0 263H1V262H0ZM36 263H37V262H36ZM63 263H64V262H63ZM72 263H74V261H73ZM72 263H71V264H72ZM89 263H91V262H89ZM101 263H102V262H101ZM126 263H127V262H126ZM141 263H142V262H141ZM144 263H146V262H144ZM147 263H148V262H147ZM155 263H156V262H155ZM167 263H168V262H167ZM172 263H173V262H172ZM174 263H173V264H174ZM180 263H181V262H180ZM180 263H179V264H180ZM10 264H11V263H10ZM39 264H40V263H39ZM55 264H56V263H55ZM58 264H59V263H58ZM65 264H66V263H65ZM102 264H103V263H102ZM114 264H116V263H114ZM122 264H123V263H122ZM133 264H134V263H133ZM168 264H171V263H168ZM182 264H183V263H182Z\"/></svg>",
    "mask_w": 264,
    "mask_h": 264
}]
</instances>
